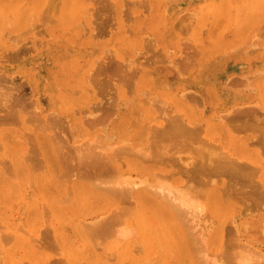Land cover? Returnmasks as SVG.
I'll return each mask as SVG.
<instances>
[{
    "label": "rangeland",
    "instance_id": "374dc122",
    "mask_svg": "<svg viewBox=\"0 0 264 264\" xmlns=\"http://www.w3.org/2000/svg\"><path fill=\"white\" fill-rule=\"evenodd\" d=\"M7 0H5V2L3 1V0H0V8L1 9H3L2 10V15H5V14H7V9L9 10V11H11V13H10V15H9V11H8V17H7V15H5L6 16V19H5V16L4 17H2V21H3V30H2V32L0 33V80H1V82H0V94L2 93V95L4 94L5 96L6 95H8L7 93L9 92V95H8V99H12L14 102H19V103H15V104H17V105H15L14 107H15V109H17L16 110V115L15 114H13V115H15L16 117H17V119H16V117L15 116H13V117H11V120H9L8 119V121H10L11 122V126L13 127H11L10 126V124H6V123H4V121L3 120H5V119H3L2 121H3V123L4 124H0V125H3L1 128L3 129H1L0 128V136L2 135V134H4V136H1L2 137V139H1V137H0V153H2V154H6L7 152H10V150H12V151H15V153L13 154L12 152V154L10 153V155H8V153L6 154V155H3V157H4V160L2 159L3 157H1V155L2 154H0V162H6V165L4 164V163H0L1 165V167L3 166V168L5 169V167L8 165V164H10V159L11 158H13V159H15V160H19V158H21V157H19L20 155H23V151H26V152H28V148L29 147H31L32 145L31 144H29L30 143V140L31 139H34L33 141L35 142H33L32 140H31V142H33L32 144H33V147L35 148L36 147V149L39 147V144H41L42 143V145H43V148H45V152H46V154L47 155H50L51 154V156H52V158L54 159V163H55V165H56V171H55V168H54V166L55 165H53V171L54 172H58V171H61V169H59V167H57V166H59V164L61 165V168L63 167L64 168V166L65 167H70L71 168V166L72 165H68V166H66V164L65 163H67L68 161L69 162H71L72 163V161H74V159L72 158L73 156H74V158H75V161H77V159H76V155L77 154H75V152L78 150V149H80V148H78V147H80L81 146V148H82V144H83V146H84V144L86 143V142H89V143H91V147H92V130L95 128V129H98V130H100L101 129V131L102 130H104L103 128H105L107 131L109 130V128H110V130H109V134H111L112 135V138L111 139H108L109 141L111 140V143H113V146H114V144L116 143V146H118V145H121V142H125L124 144H126V145H128L129 144V141L128 140H130V138L131 137H135V140L138 142H140V141H142V144H139L136 148H140V149H142V151H140V153L142 152H144V150H146L145 151V154H146V152H148V151H151V149L150 150H147V149H149V147L146 149L145 148V146L148 144V141L150 140L152 143H156V141H157V139H155V142H154V139H152V138H149V140L147 141V139L148 138H146V137H149L147 134H148V132L145 130V132H144V135H140V129H138L139 128V126H140V124L141 125H143L142 123H146V120H148V118H145V115L144 114H146V110L148 109L147 108V106L149 107V109L151 110V116L152 115H154V117L156 116V117H160L161 116V114H162V112H164V110H162L164 107H162L163 105L165 106V105H167V103L169 102H171L170 103V105H171V109L167 106V108H169V109H167L166 107L164 108L165 110H169V112L168 113H171V114H173V115H175V114H181V112L179 113V111H181L182 110V113L184 112V109H185V107H186V105L189 107V109H193V111L195 112L194 114L196 115L195 117H196V122H197V125H198V122L200 123L199 124V126H201V128H202V130H203V133H200V135H201V139L203 140V138L204 139H206L207 138V140L206 141H208V136H210L211 134V136H214V134L216 135V136H219V135H221L220 137H221V139H223V137L225 136V137H227V135H225L226 133L223 131L222 132V130L221 129H216V126H214V125H217L219 128H222V125L224 126V128L226 127L227 129H228V127H231V126H228L227 124H224V122H226V123H228V124H230L231 125V123L233 124V122H231V120H229L228 119V121L226 120H224V118L226 117V116H223L222 117V119L224 120H222V121H218V124H217V119L216 118H218V120H221V118L219 119V116L221 117L222 115H224V114H221L222 113V111L224 110L225 112H226V110L228 109L229 110V107H230V110L232 111L233 110V108L236 106V107H239V105L240 106H243V105H245L246 107H247V103H248V105H249V107L248 108H251V111H252V107H253V105H254V107L255 106H257V107H255V109H256V112H262V113H264V106H262V105H264V100H262V99H264V91H261V90H264V84H262V83H264V82H260V78H259V76L260 75H262V74H264V73H262V69H260V68H264V67H262V66H264V64H262V62H264V61H260V59L258 60L257 58H255V56H254V58H253V60H252V57H253V55H255V54H257L258 52H259V50L260 49H264V46H262V45H264V43H262V42H264V39H262V38H264V37H262V36H264V35H260L261 36V38H259V37H257V35H254V36H256V38H257V40H256V38L255 37H252V39H249V37L251 36L250 35V33L251 32H253V31H260V29H262V27H264V26H261L260 27V25H262V22H264V19H262V16H264V15H262V14H264V10H261L260 11V13H259V10H260V8H257V10H258V12H257V10H256V7H259L260 6V4H262V3H264V2H262V1H264V0H248V1H246V0H228V1H230V2H227V0H216V1H214V0H209L211 3H210V5L208 6V2H207V0H190V1H188V0H182V1H179V0H172V1H174V2H172L171 1V3H167L168 5H166V7H165V13L164 12H162L163 13V17L165 18V26H164V22L160 19V18H162L161 17V11L162 10H164V9H162L161 7H163L164 8V6H162V5H164V4H166V2H168V1H170V0H165L164 2H163V0H162V2H160V0H158V2H156V3H154V1L153 0H141V4H137V3H139V0H137V5H131L129 2L130 1H133V0H129V2H128V5H126L125 7H124V3H125V1H128V0H125V1H123V0H112V2L114 3H111V1H108L109 3H110V5L112 6L113 5V7H114V5H115V7L113 8V7H111L110 6V8H112L111 10H112V12L113 13H111V11H109L110 13H111V15H110V13H108V11H106L105 10V12L104 11H102L103 9L101 8L102 6H105V3H102V1H101V3L103 4L102 6H100L99 7V9H95V6H96V4H99L100 5V0L98 1V0H96V2H95V4L93 3L94 2V0L92 1V0H76L77 2H81L82 4H83V7H82V12L81 13H77V15H76V18H75V21H74V24H72V25H68V21H62V15H60V14H62L63 12H61L59 9H57V11L56 10H54V11H56V14L54 13V12H52L51 10H49V11H51V14L52 13H54V14H52V17H53V20H54V18H55V20H54V22H56V23H54V22H52V23H50V25H49V23H48V21H46L45 23H48V24H43V25H45V26H38V27H43V29L45 30V32L44 31H42L43 33H41L40 34V32H39V34L38 33H36V35L34 34V35H31V33H34V31L36 32V29H37V31H39L38 30V28H36L37 26H35V29L33 28V27H31V26H33L35 23L36 24H38V21L40 20V18L38 17V14H37V12L38 13H40V10H38V11H36L35 12V9L36 8H34V7H36L35 5H36V3H35V0H26V1H21L20 2V0H17V3H18V1L20 2V3H18V5H17V7L15 6L14 8L11 6V4L9 3V0H8V3L6 2ZM92 1V2H91ZM145 1V2H144ZM188 1V2H187ZM193 1H195V3L194 4H192L193 3ZM202 1V3H198V2H201ZM214 1V2H213ZM260 1V2H259ZM4 2V3H3ZM99 2V3H98ZM124 2V3H123ZM134 2H136V0L134 1ZM134 2H131V3H133V4H135ZM147 2V3H146ZM189 2H190V4L191 5H188L189 4ZM217 2V3H216ZM220 2V3H219ZM226 4H225V3ZM27 3H28V5H27ZM142 3H145L144 5H142ZM161 3H162V5H161ZM181 3V4H180ZM187 3V4H186ZM216 3V4H215ZM227 3H228V6H229V9H228V6H227ZM242 3H243V6H242ZM9 4H10V6H9ZM126 4H127V2H126ZM129 4H130V9L129 8H127V6H129ZM146 4H150L149 6L150 7H148V12H147V10L146 11H142V9H144L143 8V6L145 7L146 6V8H147V5ZM179 4L181 5V7L179 6ZM214 4L216 5L214 8H213V6H214ZM223 4V5H222ZM231 4V5H230ZM234 4V5H233ZM237 4L239 5V6H237ZM259 4V5H258ZM87 5V6H86ZM99 5H97V6H99ZM138 5H142V7H141V9L138 7ZM157 5H159L158 7H156ZM171 5V6H170ZM174 5H176L175 7H174ZM185 5V7H183ZM254 5V6H253ZM262 5H264V4H262ZM261 5V6H262ZM88 6H94V8H87ZM96 6V7H97ZM137 6V8H135ZM177 6H179V7H177ZM222 6V7H221ZM227 8H226V7ZM233 6H234V8H233ZM241 6V7H240ZM32 7V8H31ZM108 7V6H107ZM107 7H105L106 9H107ZM120 7V8H119ZM124 9V8H127L128 10H130L131 11V15H128V14H130V13H125L124 12V15L126 14V15H128V16H133V17H131L132 19H128V21H130L129 23H127L126 22V20L124 21L123 19H122V8ZM203 7V8H202ZM232 7V8H231ZM235 7H236V10H238V11H235L234 12V10H235ZM238 7H240V8H238ZM98 8V7H97ZM104 8V9H105ZM145 8V9H146ZM169 8H170V10L171 11H169V15L167 14V12H168V10H169ZM173 8H175V9H173ZM181 8V9H180ZM204 8H205V10H204ZM214 9L213 10V13L211 12V9ZM217 8H218V10H219V13H218V11H217ZM242 8V9H241ZM253 8V9H252ZM262 9H264V6H262L261 7ZM15 9V10H14ZM26 9V10H25ZM31 9H33L32 11H31V13L29 12ZM88 9V10H87ZM90 9H95V12L96 11H98V13H99V11H101L102 13V16L101 17H103V14L105 15V16H107V15H109V17L108 18H111L110 16H112V17H116L115 19H114V21L115 22H117V24L115 23L114 24V26H112V27H114V28H112L111 27V25L114 23L113 21H112V24H110L111 23V21L110 22H108V25L107 24H105L108 20H110V19H106V22L104 21V22H101L100 23V20L99 19H97L96 20V22H98V23H95V24H93V22H95L94 20L95 19H93V22H90L89 20L93 17L91 14H93V12H91L92 10H90ZM126 9V10H127ZM144 9V10H145ZM188 9L189 10H191V11H196V13H192V14H195L196 16H195V18H193V16H191V11L190 12H188L187 13V15L189 16L188 18H186L187 20H185V23H186V21L187 22H189L188 24H189V26H192L190 29L188 28H186V27H184V26H187L186 24L185 25H183V27L184 28H186V30H188L189 32H187V34H186V30H185V32H183V33H185V35L183 34V33H177V30L179 31V29H178V27H177V30H176V32H175V29H176V26H174V23L171 25V23L172 22H174L173 20H175L176 18H178L179 17V14H180V12L182 13V11L183 10H185V11H188ZM196 9V10H195ZM231 9H232V11H231ZM44 10V9H43ZM42 9H41V11L42 12H44ZM139 10H140V12H139ZM207 10V11H206ZM225 10V11H224ZM248 10V11H247ZM119 11V12H118ZM120 11H122V12H120ZM136 11H138L139 13H137ZM184 11V12H185ZM223 11V12H222ZM230 11L233 13V16H231L230 17V14L232 15V13H230ZM243 11H244V13H243ZM254 11H255V15H251V14H254ZM32 12H34V13H32ZM58 12V13H57ZM61 12V13H60ZM94 12V13H95ZM104 12V13H103ZM143 12V13H142ZM145 12H147V13H145ZM171 12V13H170ZM205 12H207V13H205ZM215 12H217V13H215ZM225 12V13H224ZM228 12H229V14H228ZM238 12H240L238 15L240 16H238L237 18H236V16H237V14L236 13H238ZM248 12V13H247ZM252 12V13H251ZM15 13V14H14ZM21 13L22 14H24L23 16H24V18H21V20H23L24 22H20L19 24H18V26L16 27L14 24H16L17 23V20H18V17H19V15L21 16ZM28 13V14H27ZM29 13H30V15H31V18H26V17H28L29 16ZM45 13V12H44ZM98 13H96V15L98 14ZM135 13V14H134ZM140 13H142V16H141V14ZM159 13H160V15H159ZM177 13H178V16H177ZM201 13L203 14V15H201ZM208 13H209V15H208ZM259 13V15H258V17L256 16L257 14ZM262 13V14H261ZM19 14V15H18ZM37 14V15H36ZM40 14H43V13H40ZM39 14V15H40ZM47 14H50V12H48ZM50 14V15H51ZM80 14V15H79ZM100 14V15H101ZM121 15V17H120V15ZM140 14V15H139ZM218 14V15H217ZM225 14V15H224ZM236 14V15H235ZM242 14V15H241ZM243 14H244V16H243ZM245 14H247V16L245 15ZM249 14V15H248ZM78 15H79V17H78ZM88 15H90V16H88ZM94 15V14H93ZM136 15V16H135ZM157 15H158V18H157ZM181 15V14H180ZM182 15H186L185 13L184 14H182ZM181 15V16H182ZM206 15V16H205ZM213 15V16H212ZM229 15V16H228ZM41 16V15H40ZM104 16V17H105ZM128 16L126 17V16H123V18L124 17H126V19L128 18ZM180 16V17H181ZM210 16H212L213 17V19H212V17L210 18ZM221 16H224V17H221ZM243 16V17H242ZM255 16V17H254ZM9 17H14V18H9ZM57 17H59V18H57ZM83 18L82 20H83V24H85L86 25V27L87 28H89V31L87 32L88 34H86V32H85V35H84V33L82 32L83 31V29H84V31H85V29H87V28H85L84 26V28H82V24H81V22H80V18ZM94 17H96V18H98L99 17V15L98 16H94ZM100 17V18H101ZM185 17V16H184ZM184 17H182L183 19H185ZM187 17V16H186ZM201 17V18H200ZM209 17V18H208ZM230 17V18H229ZM253 17V18H252ZM51 17H49V19H50ZM191 18V19H190ZM193 18V19H192ZM204 18V19H203ZM207 18H208V20H207ZM227 18V19H226ZM242 18H244V19H242ZM7 19H9L8 21V23H7ZM10 19H11V21H10ZM37 19H39L38 21H37ZM47 19H48V16H47ZM58 19V20H57ZM80 19V20H79ZM112 19V18H111ZM124 21V22H126V23H124V22H122V20ZM182 19V20H183ZM189 19L191 20V23L192 22H194V23H192V25H190V21H189ZM199 19V20H198ZM203 19V20H202ZM212 19V20H211ZM223 19V20H222ZM242 19V20H241ZM253 19V20H252ZM262 19V20H261ZM27 21V23H25L26 21ZM28 20H31L30 21V23H31V25H29V21ZM41 20H43V23H44V18H42ZM77 20L79 21V22H77ZM85 20H86V22H85ZM101 20H102V18H101ZM131 20L133 21V22H131ZM179 20H181V19H179ZM194 20V21H193ZM218 20V21H217ZM222 20V21H221ZM228 20H231L233 23H231L230 21H228ZM241 20V21H240ZM260 20H261V24H260ZM51 21V20H50ZM162 21V22H161ZM177 20H175V25L177 24V22H176ZM208 21V22H207ZM212 21V23H210V25L207 27V25L209 24V22H211ZM226 21V22H225ZM255 21V22H254ZM42 22V21H41ZM64 22V23H63ZM76 22V23H75ZM159 22V23H158ZM179 23H180V21H178ZM183 22H184V20H183ZM230 22V23H229ZM240 22V23H239ZM256 22H258V23H256ZM10 23V24H9ZM21 23H23V24H21ZM32 23H33V25H32ZM90 23H92L93 24V26L92 25H90ZM104 23V25H107V26H104V25H102ZM182 23V22H181ZM196 23H199V24H196ZM218 23V24H217ZM220 23H222V24H220ZM6 24H9V25H6ZM26 24V25H25ZM35 24V25H36ZM39 24H40V22H39ZM65 24V25H64ZM79 24H80V27H79ZM109 24H110V26H109ZM130 24H132V25H130ZM160 24V25H159ZM195 24H196V26H195ZM203 25V24H205L204 25V27H203V29H201L202 27H201V25ZM217 25V27H219V29H220V27L221 26H224V24H226L225 25V27H222L220 30L219 29H217L216 28V25ZM220 24V25H219ZM238 24H240V25H242V26H240V25H238ZM253 24H256V25H253ZM258 24H260L259 26H258ZM23 25V26H22ZM27 25L28 26H30V28L32 29L33 28V30H29L28 32H27V30H23V29H26L27 28ZM41 25V24H40ZM59 25H61V26H59ZM66 25L68 26V27H66ZM98 25H100V26H98ZM179 25H181V24H179ZM231 26V28H230V26ZM248 25V26H247ZM251 25V26H250ZM25 26V27H24ZM96 26V27H95ZM124 26V27H123ZM131 26V27H130ZM156 26V27H155ZM163 26L166 28V30H164L163 29ZM170 26H173V27H175L174 29H173V27H170ZM198 26V27H197ZM200 26V27H199ZM227 26V27H226ZM229 26V27H228ZM245 26V27H244ZM254 27V28H250V27ZM257 26L259 27V30H257ZM5 27V28H4ZM13 27H15V28H13ZM92 27V28H91ZM98 27V29L100 30V32H99V30L98 29H96ZM111 27V28H110ZM170 27V28H169ZM194 27V28H193ZM207 27V28H206ZM249 28V30L248 29H246V28ZM17 28V29H16ZM30 28H28V29H30ZM94 28H95V30H94ZM108 28V29H107ZM228 28V29H227ZM230 28V29H229ZM246 30H245V29ZM4 29H6V31H4ZM13 29H15V30H13ZM22 29V30H21ZM40 29V28H39ZM108 31V33H107V31ZM109 29H111L112 31H110ZM171 29H173V30H171ZM183 29V28H182ZM182 29H180L181 31H184V30H182ZM195 29V30H194ZM198 29V30H197ZM215 29H216V31H215ZM240 29V30H239ZM250 29H252L251 30V32H250ZM256 29V30H255ZM17 30V31H16ZM20 30H21V32H20ZM94 30V31H93ZM190 30H191V32H190ZM196 30H197V32H196ZM202 30V32H199V31H201ZM207 30V31H206ZM224 30V31H223ZM226 30H227V32H226ZM228 30H229V32H228ZM3 31H4V33H5V35H4V33H3ZM41 31V30H40ZM101 31H102V33H101ZM104 31H105V33H107V34H105L104 33ZM140 31V32H139ZM12 34H11V33ZM14 32H16V34H17V36H18V34H19V36H18V38H21V39H24V40H22V41H26L25 42V44L26 43H28V44H26L27 45V47H26V45L24 46V47H26L24 50L25 51H23V48L24 47H22L21 48V45H19V47H20V49H18L19 47H18V45H16L15 44V42L16 41H13V38L11 37V39H10V36H12L13 34H15ZM24 32H26V33H24ZM90 32H96V34H97V32H99L98 33V35L100 36L99 38L97 37L96 39H95V36H96V34H94V36H92V34L90 33ZM151 34V36H150V34ZM219 32V33H218ZM222 32V33H221ZM224 32V33H223ZM242 32V33H241ZM255 32H253V33H251L252 35L255 33ZM262 32V31H261ZM28 33V34H27ZM47 33V35L45 36V34ZM197 33V35H194V34H196ZM214 33V34H213ZM245 33H249L248 35H245ZM260 33V32H259ZM259 33H255V34H258L259 35ZM262 33H264V32H262ZM7 34H10L9 36H7ZM21 34H23V36L21 35ZM24 34H26V35H24ZM38 34V35H37ZM89 34H91V36L89 35ZM102 36H101V35ZM141 34H142V36H145L146 34L148 35L149 34V36L151 37V38H149V37H147V36H145V38L147 37L148 38V40L150 39H152L153 40V38L155 39V42H154V40L153 41H151V45H155V44H153L152 42H154V43H157L156 44V46H152V47H155L154 49H152L151 48V45L150 44H148V47L146 46L147 45V41L148 40H144L143 38L144 37H141ZM145 34V35H144ZM169 34V35H168ZM177 34H179L178 36H177ZM182 34V36L181 37H185V38H183L182 39V41H184L185 42V39H186V41L188 42V40H190L189 42H190V44L188 45V46H190L191 45V42H192V44H193V48L194 47H196V48H198V50H199V54L196 52V56L194 55L195 53H194V51H196L197 49L195 48V50L192 52V55H194V56H192V55H190V56H192L193 58L191 59L190 58V60L191 61H196V62H198V60H201V61H199L198 63L200 64L201 62H202V64H200V65H198V66H204V67H198L197 66V64L198 63H196V65L193 63V65L192 64H189L188 63V61H187V59H189L188 58V56H189V54H191V53H187L188 55L187 56H185L186 55V53L185 54H182V52L183 51H186L187 50V48H186V50L183 48V50H182V52H180V49H182L181 47H180V43L182 42L181 41V37H180V35ZM199 34V35H198ZM211 34H212V36H213V38H212V36H211ZM217 34V35H216ZM218 34L220 35V36H222V38L219 36V38H218ZM222 34V35H221ZM227 34V35H226ZM237 34V35H236ZM240 34V35H239ZM1 35H2V37H1ZM28 35V36H27ZM33 36V37H31V38H29L30 36ZM105 35V36H104ZM192 35H194V36H192ZM242 35V37H241V39H240V36ZM4 36V37H3ZM16 36V37H17ZM21 36V37H20ZM82 36V37H81ZM84 36V37H83ZM106 38H104V37ZM191 36L194 38H191ZM207 36L208 37H210V39L209 38H207ZM216 36H217V39H216ZM225 36H227L226 38H225ZM231 36V37H230ZM239 36V37H238ZM8 37H9V39L11 40V41H13L12 43L9 41V39H8ZM16 37H14V38H16ZM22 37H24V38H22ZM26 37H28V38H26ZM94 37V38H93ZM103 37V38H102ZM124 37V38H123ZM153 37V38H152ZM178 37V38H177ZM189 37V38H188ZM214 37H215V39H214ZM233 37V38H232ZM248 37V38H247ZM26 38V39H25ZM79 38V39H78ZM93 38V39H92ZM165 38H167V39H165ZM175 38V39H174ZM180 38V40H178ZM199 38H201V39H199ZM229 38V39H228ZM235 40L236 39V41L234 42L233 40ZM235 38V39H234ZM237 38H238V44H237ZM251 38V37H250ZM255 38V40L256 41H251V40H253ZM28 39V40H27ZM142 39V40H141ZM188 39V40H187ZM220 39V40H219ZM227 39H228V41H227ZM35 40V41H34ZM36 40L38 41V43H37V46L35 45V43H36ZM98 40V41H97ZM128 42H127V41ZM144 40V42H142ZM165 40H166V42H165ZM207 40V41H206ZM212 42V44L210 45L209 43H210V41ZM213 40V41H212ZM243 40H245V41H249L250 42V44H249V42L248 43H246L245 44V42H243L242 43V41ZM9 41V42H8ZM21 41V40H20ZM20 41H18V44H19V42ZM33 42V44H32V42ZM93 41V42H92ZM125 41L127 42V43H125ZM164 41V42H163ZM177 41V43H175ZM179 41H180V43H179ZM224 41H226L225 43H224ZM240 41H241V44L242 45H240L239 43H240ZM262 41V42H261ZM8 42V43H7ZM35 42V43H34ZM131 42V43H130ZM186 42V43H187ZM202 42H204V43H202ZM207 42H209V43H207ZM215 42V43H214ZM221 42V43H220ZM258 42V43H257ZM22 43V42H21ZM125 43V44H124ZM147 47V50H148V48L149 49H152V50H157L158 51V53L156 52L155 53V51H153V53L155 54V59H157L158 58V56H159V59H160V63H159V61H157V60H155V63L153 62V63H151L154 59H153V55L154 54H152V53H150L151 55H149V57H152V58H149L148 57V52H150L149 50H148V52L146 51V48H145V46L144 47H142V45L143 44ZM148 43H149V41H148ZM179 43V44H178ZM208 44V46H207V44ZM216 43H218L217 45L218 46H215L216 45ZM231 43H232V45H231ZM234 43V44H233ZM253 45H252V44ZM256 43H257V46H256ZM24 44V43H23ZM46 44H48V47H47V45ZM91 44H94V45H91ZM120 44V45H119ZM130 44V45H129ZM174 44H176V46H177V48H175V45ZM182 44V43H181ZM213 44H215V45H213ZM222 44H224L225 45V48L226 49H224V45H222ZM236 44V46H238L237 48H235V50L233 49H231L232 47H233V45H235ZM244 44L245 45H249L250 47L252 46H254L252 49L254 50V53H253V55H252V52H250V53H245V52H248V51H246L247 49H249V46H244ZM259 44H261V45H259ZM18 47V48H16V46ZM30 45H32V46H30ZM118 47H117V46ZM150 45V46H149ZM185 45V44H184ZM187 45H185L184 47H186ZM204 45H206V46H204ZM210 45V46H209ZM222 45V46H221ZM230 46L231 48H228V47H226V46ZM23 46V45H22ZM62 46H64V47H62ZM115 46H116V48H115ZM204 46V47H203ZM211 46H215L214 48H211ZM222 47V48H220V47ZM258 46H261V47H259L258 48ZM78 47V48H77ZM110 48L111 47V49L113 48V50H116V52H108L109 54L111 53V54H113V55H115V56H112V57H114V58H112L111 59V61H116V60H114V59H118L117 60V62L119 61V60H122V61H124L123 59H125V60H127L128 61V63H129V61H130V63H132L135 59H137V61L139 60V58H140V60H142V64H141V61L139 62H136V66H138V63H140L139 65V70H140V68H141V66L143 65V63L144 62H146L147 63V61H151V59H153L151 62H149V63H151L152 65H154V66H152V65H148V64H145L144 63V65L143 66H145V67H143V68H141V72H139L137 69V73H139V74H142L143 72H142V69L143 70H145L146 72H147V75H146V83H149V82H147V80L148 81H150L151 83H149V84H151V86L150 85H148V84H144L143 86H141V84H139V82H138V80H136V78H138L137 76L136 77H134V81H133V84L132 85H134V88H131V87H133V86H131V85H129V88H128V85H126V90H129V93H131V95H133V97L132 96H130L129 94L127 95V91L124 93V96H125V98H127L126 99V102H127V104L128 105H126L125 103V99H124V96H122V95H119V96H122L123 98V100H119V102H118V99H121L119 96H118V91H117V89H116V83H115V85L114 86H109V87H105V88H101V86L98 84H96V80H94V79H89L88 81L90 82V81H92V80H94V83L98 86V88L99 89H103L102 91L101 90H99L98 88H96L97 86H95V84H93L95 87H91L90 85V83H92V82H90V83H88V82H85V81H87L86 80V77L89 75V76H92L91 74L93 73L94 74V72L92 71L93 69H94V67L92 66V65H94L95 67H96V65H98L97 63L99 62V64H102V63H104V61L105 62H107L108 63V60H107V58L109 59V57H111L109 54H107V53H105L104 52V48ZM139 47V48H138ZM158 47H160V50L162 51V54H163V56H162V59H164L165 57L166 58H168L169 59V57L172 55V57H171V61H175L176 59V61L177 62H174L175 64L177 63L178 64V62H179V64H178V66L179 65H183L182 67H184V65L185 66H187V63L190 65V69H188L189 67H187V72H189L190 70L192 71V69H193V75H191L192 74V72L190 73V74H188L187 75V73L185 72V74H186V76H182V74L180 73V75L182 76V77H180V75H178L179 73H177V71H179L180 70V68L178 67V66H175V69L177 70H175V69H172L173 67H167L166 68V66H170V65H168L167 63L169 62V63H173V62H170V60H167V61H164L166 64H163V60H161V54L160 55H158L159 54V52H161L160 50H158L159 48ZM170 49V51L167 49ZM203 47V48H202ZM207 47H208V50L206 51V49H207ZM235 47V46H234ZM256 47H257V49H256ZM15 49L16 48V50H13L12 51V49ZM84 48V49H83ZM105 48V49H106ZM127 48V49H126ZM156 48H158V49H156ZM192 48V47H191ZM191 48L189 49V51L191 50ZM213 50H211V49ZM216 48V50H214ZM227 48H228V50L229 51H227L226 52V50H227ZM246 48V49H245ZM79 49V50H78ZM122 50V51H120V50ZM137 49H139V50H141V51H138ZM143 49H145V54L142 52V51H144ZM173 50V53H172V50ZM201 49H202V51H201ZM219 49V50H218ZM220 49L222 50V52H223V50H224V52L222 53V54H220V55H218L219 54V52L221 53V51H220ZM230 49H231V51H230ZM242 49V51H240ZM243 49H245L244 51H243ZM252 49H250V51L252 50ZM259 49V50H258ZM2 50V51H1ZM108 50V49H107ZM117 50H118V52H117ZM133 50H135V51H133ZM137 50V51H136ZM151 50V51H152ZM166 50H168V52L166 51ZM177 50H179V51H177ZM205 50V51H204ZM210 50V51H209ZM255 50H257V52L255 51ZM14 51H15V53H14ZM18 51H21L22 53L20 54V55H16V56H14L15 54H18L19 52ZM69 51V52H68ZM91 51V52H90ZM109 51H111L110 49H109ZM125 51V52H124ZM165 51V52H164ZM212 51V52H211ZM218 52V56L217 55H215L216 54V52ZM261 51L262 50H260V53H261ZM5 52V53H4ZM10 52V53H9ZM74 52V53H73ZM105 54H104V53ZM121 52V54H119ZM136 52H141V54L139 53H137L138 55H136V53L134 54V53ZM177 52H179L180 54H177V56H175V54L177 53ZM212 53L211 55H209L210 53ZM235 52V53H234ZM241 52H244L249 58H247L246 56H244L245 54L243 53V55H241ZM12 53H14V54H12ZM90 53H92V54H90ZM116 53V54H115ZM124 53V54H123ZM167 53V54H166ZM169 53V54H168ZM200 53H203L202 54V56L200 55ZM12 54V55H11ZM98 54H104V55H106V56H108L106 59H104V57L103 58H101V59H103L104 61L103 62H101V59H100V55H98ZM156 54H157V56H156ZM198 54V55H197ZM252 56H251V55ZM262 54H264V51H262V53H261V60H264V58H262V57H264V55H262ZM91 55H93V56H91ZM124 55V56H123ZM136 55V56H135ZM144 55H147V59H145V61L143 60V57H144ZM181 55H183V57H184V59L185 58H187V59H182V60H184V61H182V60H179L178 59V57H181L182 58V56ZM212 55H215V56H213V59H211L212 58ZM241 55V56H240ZM257 55H259V54H257ZM3 56V57H2ZM17 56H19V57H17ZM99 56V57H98ZM103 56V55H102ZM120 56V57H119ZM124 58H123V57ZM128 56H130V58L128 57ZM133 56H135V57H137V56H140V57H137V58H135V59H133L134 57ZM141 56H142V58H141ZM189 56V57H190ZM208 57V58H210V59H208V58H206V57ZM211 56V57H210ZM217 56V57H216ZM260 56V55H259ZM125 57H128L129 59H127V58H125ZM131 57H132V59H133V61H132V59H131ZM164 57V58H163ZM177 57V58H176ZM220 57H222L221 59H219ZM233 57H235V58H233ZM239 57V58H238ZM245 58V60L247 61V62H245V60H244V58ZM74 58H76V59H74ZM98 58H99V61H98ZM123 58V59H122ZM148 58H149V60H148ZM202 58H203V61H204V63H203V61H202ZM216 58V59H215ZM218 58V59H217ZM223 58H224V60H225V62H224V60H223ZM230 59V61H228L229 59ZM240 59V60H236V59ZM247 58V59H246ZM78 59V60H77ZM93 59H95V60H93ZM158 59V60H159ZM175 59V60H174ZM233 59V60H232ZM77 60V61H76ZM89 61V64L86 66L85 64H87V62ZM98 62H97V61ZM147 60V61H146ZM164 60H166V59H164ZM234 61V62H232V61ZM87 61V62H86ZM94 61V62H93ZM95 61L97 62L96 63V65H95ZM110 60H109V62H111ZM127 61H125V62H127ZM132 61V62H131ZM144 61V62H143ZM162 61V62H161ZM187 61V63H185ZM206 61H208V63H209V66H208V63H206ZM218 61L220 62V64L218 63ZM223 61V62H222ZM235 61L237 62L236 64H235ZM101 62V63H100ZM125 62H123L124 64H125ZM222 62V63H221ZM226 62H228L227 64H226ZM243 62V63H242ZM250 62H251V64H252V67L251 66H249L250 65ZM254 62V63H253ZM68 63H69V65H68ZM80 63V64H79ZM91 63V64H90ZM128 63H126V64H128ZM162 63V64H161ZM191 63V62H190ZM231 63V64H230ZM240 63V64H239ZM262 65H260V64ZM121 64H122V62H121ZM126 64L124 65V68H125V66H126ZM133 64H134V62L132 63V66H133ZM176 64V65H177ZM207 66H206V65ZM242 64H244V65H242ZM247 64V65H246ZM254 64L256 65V67L258 68V67H260L259 68V70H261L260 72L262 73H260V72H257V71H259L257 68H254ZM86 66V67H80V66ZM105 65V64H104ZM104 65H102V66H104ZM135 65V64H134ZM174 65V64H173ZM172 65V66H173ZM192 65V66H191ZM222 65L224 66V67H222ZM99 66V65H98ZM101 66V65H100ZM130 67L131 65L130 64H128L127 65V67ZM150 67V66H152V67H150V68H148V67ZM195 66V67H194ZM240 66V67H239ZM242 66V67H241ZM79 67H80V69H79ZM91 69H90V68ZM154 67V70L152 71V68ZM192 67V68H191ZM226 67V68H225ZM232 67V68H231ZM25 68V69H24ZM70 68L72 69V70H70ZM133 68V67H132ZM156 68V69H155ZM165 68V69H164ZM171 68V69H170ZM178 68V69H177ZM199 68H202V69H204V70H201V69H199ZM231 68V69H230ZM236 68V69H235ZM36 69V70H35ZM67 69H69V71L67 70ZM81 70V72H82V74H80L79 73V76H78V72L76 73L77 75H75V74H73V73H75L74 71H76V70ZM90 69V70H89ZM146 69H148V70H146ZM184 69V68H183ZM194 69H195V72L197 73H195L194 72ZM246 69V70H245ZM257 69V70H256ZM78 70V71H79ZM85 70H87V72H88V70H89V72L91 71L92 73H89L88 72V75H86V73L87 72H85ZM95 70V69H94ZM133 70H135V69H133ZM135 70V71H136ZM157 70V71H156ZM161 70H162V72H161ZM168 70V71H167ZM207 70V71H206ZM248 70H250V71H248ZM64 71V72H63ZM70 71L72 72V74H73V76L75 75V78L74 77H72V74L70 73ZM154 71H156V72H154ZM200 71V72H199ZM207 73H206V72ZM251 71H256V75L257 74H259V75H257L258 76V81H257V78H255V76H254V78L252 77L253 75H255L254 74V72L252 73ZM85 72V73H84ZM148 72H152V73H155V74H153V75H155L156 77V79L159 81L158 83L160 84V83H163V84H161V86L162 87H158L159 86V84L157 83V86L155 85V84H152L154 81L153 80H155L156 81V79H154V77H152V74H149ZM158 72V73H157ZM159 72L162 74H159ZM245 73V75H244V73ZM68 73H69V75H68ZM199 73H201V74H199ZM241 73V74H240ZM6 74V75H5ZM158 74V75H157ZM249 74V75H248ZM253 74V75H252ZM9 75V76H8ZM160 75V76H159ZM201 77H200V76ZM239 75H240V77H239ZM246 75H248V76H246ZM3 76V77H2ZM84 76V77H83ZM88 76V77H89ZM102 76V75H101ZM157 76L159 77V78H162V79H158L157 78ZM187 76H190L192 79H189V77H187ZM227 76V77H226ZM251 76V77H250ZM82 77H83V82H82ZM88 77H87V79H88ZM147 77H149L148 79H147ZM196 77H197V79L199 78V79H202L201 81H202V86H201V81L199 82L200 84H195V83H198V81H199V79L197 80L196 79ZM203 77V78H202ZM234 77H237V78H234ZM239 77V78H238ZM261 77V76H260ZM262 77H264V76H262ZM66 78V79H65ZM116 78V77H115ZM150 78H152L153 80H150ZM224 78V79H223ZM230 78V79H229ZM246 78V79H245ZM251 78H253V79H251ZM41 79V80H40ZM61 79L63 80L62 82H61ZM75 79V82L76 83H74V80ZM227 79H229L228 81H227V84L225 83L226 82V80ZM233 79V80H232ZM235 79H245L244 81L246 82V86H248L249 85V87L251 88V91H256L255 92V94L253 95V93L254 92H251V91H248V90H250V88L249 87H245V86H243V84L241 85L240 83H241V81H239V82H237ZM262 79H264V78H262ZM4 80H6V82L4 81ZM85 80V81H84ZM164 81V82H161V81ZM166 80V81H165ZM195 80V81H194ZM230 80H232V81H230ZM234 80L237 82V83H234ZM242 80V81H243ZM253 80H255L253 83H252V81ZM56 81V82H55ZM190 81V82H189ZM216 81V82H215ZM224 81V82H223ZM248 81V82H247ZM249 81H251L250 83H249ZM4 82V83H3ZM72 83V84H76L77 86H75V87H73V85L72 84H70L69 85V83ZM81 82H82V84L83 85H85V86H87V88L85 89L83 86H81L82 84H81ZM203 82H204V86L206 87V84L208 83V84H210L211 85V88H212V86H213V90H214V87H215V90L214 91H217L216 93L221 97H218L217 98V96L218 95H216V93L214 94V93H212L210 96L211 97H209V94L210 93H208V92H211V91H207L206 89H205V87L203 86ZM206 82V83H205ZM230 82V83H229ZM54 83V84H53ZM79 83H80V86H79ZM86 83V84H85ZM156 83V82H155ZM181 83V84H180ZM222 83V84H221ZM225 83V84H224ZM229 83V84H228ZM234 84V85H232V84ZM242 83H244V82H242ZM249 83V84H248ZM257 83H259V84H262V89L260 88V87H258V85L259 84H257ZM18 84V85H17ZM61 84V85H60ZM164 84H166V86L167 87H165V85ZM176 85L175 87H174V85ZM245 84V83H244ZM248 84V85H247ZM252 84V86H250ZM56 85L58 86V88L56 87ZM72 85V86H71ZM92 85V86H93ZM153 85H155L154 87H153ZM164 85V86H163ZM169 85H173V86H169ZM209 85V86H210ZM225 85H226V87H225ZM236 85H240V86H237V88H236ZM6 86V87H5ZM89 86L92 88V90H91V88H89ZM100 86V87H99ZM144 86L145 87H147V88H144ZM153 87V88H151L152 90L155 88V87H158L157 89L155 88L153 91L151 90V89H149V91H148V88H150V87ZM222 86H223V88H222ZM229 86V87H228ZM255 86V87H254ZM20 87V88H19ZM65 87V88H64ZM67 87H69V88H67ZM113 87V88H112ZM114 87H115V90H114ZM122 87H124V86H120V88H122ZM171 87V89H169ZM174 87V88H173ZM185 87V88H184ZM207 87H208V85H207ZM233 87V88H232ZM235 87V88H234ZM239 87V88H238ZM255 88V90H254V88ZM10 88V89H9ZM16 90H15V89ZM74 88V89H73ZM79 88V89H78ZM83 88V89H82ZM94 88H96V90L94 89ZM110 88V89H109ZM125 88H123V89H125ZM128 88V89H127ZM136 88V89H135ZM139 88H141V93H142V95L144 96L143 97V100H142V95L141 94H139L140 93V90H139ZM162 88V89H161ZM163 88H168L167 90H170L171 91V93H170V91H164L165 89H163ZM172 88H173V90H172ZM191 88V89H190ZM62 89V90H61ZM77 90L76 91V93H73V94H76V95H73V96H70L71 94H69V93H71V92H73L74 90ZM87 89H90L89 90V93H88V91H87ZM106 89V90H105ZM144 89H147L146 90V92H147V94H146V96H145V93H144V91L143 90ZM186 91H185V90ZM201 89V90H200ZM204 89V90H203ZM224 89V90H223ZM241 89L244 91H241ZM261 89V90H260ZM15 90V91H14ZM20 90V91H19ZM67 90V91H66ZM78 90H79V92H78ZM86 90V91H85ZM98 90V91H97ZM110 90H113L112 92L110 91ZM151 90V91H150ZM192 90V91H191ZM212 90V89H211ZM247 90V91H246ZM258 90V91H257ZM63 91V92H62ZM69 91V92H68ZM84 91V93H82ZM94 91H97L98 92V95L97 94H95L94 93ZM101 91V92H100ZM137 91V92H136ZM155 91H157V92H155ZM163 92V93H161V92ZM179 91H181V92H184V93H186V96L188 97H186L185 98V100H184V103H183V100L182 99H184V94H182L183 95V98L181 99H178V97L180 96H176V94L177 93H179L180 94V92ZM194 91V92H193ZM204 93H206V94H204ZM213 91V92H214ZM247 93H246V92ZM260 91V92H259ZM4 92H6V94L4 93ZM15 92V93H14ZM17 92V93H16ZM19 92V93H18ZM57 92V93H56ZM96 92V93H97ZM99 92L101 93V94H103V96H101L100 94H99ZM105 92V93H104ZM111 92V94H113L114 96H112V95H110L109 93ZM177 92V93H176ZM89 94V97L91 98H89L87 95ZM107 93V94H106ZM152 93V95L150 96V94ZM153 93H155V94H157L158 96H160V95H162V97L160 96V97H158L159 98V100H160V98H162L163 99V94H165L166 95V97H164V102L166 101V100H168L167 101V103L165 102V104H161L160 102H162V103H164L163 102V100L161 99L159 102H158V100H155V101H153V99H152V101L154 102V104H155V102H156V104L155 105H152L151 103H153L152 101H150V97H152L153 96ZM161 93V94H160ZM169 94L170 93V98L167 96V94ZM172 93H175V94H172ZM198 93V94H197ZM201 93H203V94H201ZM252 93V94H251ZM257 93V94H256ZM259 93V94H258ZM17 94V95H16ZM24 94V95H23ZM68 94V95H67ZM83 94H84V96H83ZM106 94V95H105ZM160 94V95H159ZM172 94V95H171ZM200 94V95H199ZM2 95H1V97H2ZM92 95H94L95 96V98H94V96H92ZM100 95V96H99ZM105 95V96H104ZM112 96V97H108L107 98V96ZM148 95V96H147ZM157 95H156V97H157ZM178 95V94H177ZM182 95L180 96V97H182ZM202 95V96H201ZM214 95H216V96H214ZM48 96V97H47ZM68 96H69V100H68ZM82 96L85 98H87L88 99V101L90 102L91 100L93 101V103L91 104V102L89 103V105L91 106H88L87 107V105H88V103H86V101L85 100H87V99H84V98H82ZM129 96L132 98L131 100L133 101V102H130L131 100L129 99ZM150 96V97H149ZM174 96V97H173ZM201 96V97H200ZM252 96L254 97L253 99H252ZM0 97V98H1ZM102 98L103 97V99H101L102 101H100V98ZM105 97H106V99H105ZM154 98V96H153V98L154 99H158V98ZM174 98V101L172 100L173 98ZM190 97H192V99H191V101H190ZM198 97V100L196 99V98ZM200 97V98H199ZM216 97V98H215ZM255 97H256V99H255ZM26 98V99H25ZM96 98H98V99H96ZM110 98V99H109ZM111 98H114L113 100H114V103H115V105H113V107L114 106H116L115 107V109H114V114H113V110H109V112L106 114V115H104V119H105V117L107 118V119H105V120H101V121H105L104 123H102L101 125H102V128L100 127V129H99V125H100V123H101V121H99L98 122V124L96 123L95 125L94 124H92V126H93V128H91V129H89V134H88V131H87V129L88 128H90V125L88 126V128L86 129L85 127H87V124H83V125H80L81 124V122L83 123V121L85 122V119H83L82 121H77V120H80V119H82L84 116L85 117H90L91 115H96V116H99V111L100 110H96L97 108L95 107V106H97V100H98V104H104V103H107L108 101L109 102H111L112 101V99ZM118 98V99H117ZM136 98H137V100H136ZM166 98V99H165ZM168 98V99H167ZM196 99V101H195V99ZM215 98V99H214ZM2 99H3V101H2ZM8 99H7V97H5L4 98V96H3V98H1L0 99V101H2L0 104H1V106H3L2 104H4L3 102H5V103H7V104H5V105H7V107L9 106H11V105H9L10 104V101H8ZM10 99V100H11ZM21 99V100H20ZM94 99H96V101L94 100ZM117 99V100H116ZM139 99H141V100H139ZM148 99H149V101L151 102V103H149V101H148ZM176 99V100H175ZM189 99V100H188ZM193 99H194V101H193ZM252 101H251V100ZM262 100V103L261 102H259L260 100ZM11 100V101H12ZM28 100H30V101H28ZM72 100V101H71ZM169 100H171V101H169ZM258 102V103H260V105H255V104H252V103H257L256 101ZM117 101V102H116ZM120 101L123 103V105H122V103L120 104ZM129 101V102H128ZM140 101V102H139ZM148 101V102H147ZM178 101H179V103H178ZM180 101H182V103L180 102ZM215 101V102H214ZM220 101H222L221 103H223V104H221V103H219L220 104V106H222L223 105V108L222 107H220V108H222L223 110L221 111V109H218V107L216 106L218 103L217 102H220ZM235 101H237V102H240V101H244L243 103H246V104H237V105H235L234 107H233V105H234V102ZM255 101V102H254ZM75 103V105H73L74 103ZM100 102V103H99ZM142 102V103H141ZM174 102V103H173ZM186 102V103H185ZM197 102H199V103H197ZM213 102H214V104H213ZM12 103V102H11ZM64 103V105H62ZM72 103V104H71ZM96 103V105H94V106H92L93 104H95ZM120 104V106L118 107V105ZM134 103V104H133ZM149 103V104H148ZM168 103V104H169ZM178 103V104H177ZM191 103H193V104H191ZM233 103V105H231L230 106V104H232ZM257 103V104H258ZM78 105V107H77V105ZM82 104V105H81ZM118 104V105H117ZM124 104H125V107H124ZM142 104H144L143 105V107H141L142 106ZM148 104V105H147ZM151 104V105H150ZM180 104V105H179ZM4 105V106H5ZM38 105V106H37ZM68 105V106H67ZM122 105V106H121ZM141 105V106H140ZM146 105V106H145ZM183 105H184V107H183ZM190 105V106H189ZM198 105V106H197ZM213 105V107H211ZM0 106V107H1ZM3 106V107H4ZM13 106V105H12ZM18 106V107H17ZM20 106V107H19ZM66 108H65V107ZM81 106H84V107H81ZM145 106V107H144ZM153 106V107H152ZM154 106H156V108L158 109V106H160L159 107V109H161V112H160V116H157L158 115V113H159V110L156 112L157 113V115L156 114H154V112H155V110H157ZM252 106V107H251ZM262 106V107H261ZM3 107H1V109L3 108ZM6 106L4 107L5 108V110H7L8 108H7ZM14 107H10V108H14ZM25 107V108H24ZM27 107V108H26ZM37 107V108H36ZM40 107V108H39ZM43 107V108H42ZM92 107L93 108H95V109H93L92 110ZM112 107V108H113ZM188 107H186V109H185V111H187V108ZM191 107V108H190ZM211 107V108H210ZM225 107H227L226 109H225ZM231 107H233L232 109H231ZM7 108V109H6ZM9 108V109H10ZM45 108V109H44ZM48 108V109H47ZM69 108V109H68ZM74 108H76V109H74ZM78 108H85L83 111H84V113H82L84 116L82 117V115H79V112H80V110L78 111ZM89 108V109H88ZM117 108H120V109H117ZM123 108V109H122ZM140 108H143L142 109V113L140 112L141 111V109ZM257 108H258V110H257ZM8 109V110H9ZM14 109V110H15ZM25 109V110H24ZM30 109V110H29ZM44 109V110H43ZM47 109V110H46ZM53 109V110H52ZM60 109V110H59ZM75 111H74V110ZM91 109V113L89 112L88 113V111ZM125 109H127V110H125ZM130 109H132L131 111H133V115L131 114V116H129L128 114H127V112H129V110ZM146 109V110H145ZM147 110V111H149L150 112V110ZM155 109V110H154ZM196 109V110H195ZM214 109V110H213ZM254 108H253V111L255 110ZM262 110V111H259V110ZM3 110V109H2ZM2 110H0V112L2 111ZM4 110V111H5ZM11 110H13V109H10V112H13V111H11ZM18 110H20V111H18ZM36 110V111H35ZM45 110L46 111H48V112H45ZM56 110V111H55ZM65 110H67V112L65 111ZM76 110H77V113H78V115H73L74 113H76ZM116 110H118L117 111V113H116ZM123 110H124V112H123ZM140 110V111H139ZM152 110H153V113H152ZM218 110V111H217ZM17 111H18V113H17ZM27 111V112H26ZM44 111V112H43ZM55 111V112H54ZM69 111V112H68ZM82 111V110H81ZM130 111V112H131ZM172 111H174V112H172ZM175 111L177 112V113H175ZM214 111V112H213ZM9 112V111H8ZM20 112H22L24 115H26V116H24V117H28V118H31V120L29 121V119L27 118L26 120H28L29 122V126L26 124L27 123V121L26 122H24L25 121V118L23 117V114H21L20 115ZM43 112V113H42ZM74 112V113H73ZM88 114H87V113ZM130 112H129V114H130ZM137 112H139V114L137 113ZM145 112V113H144ZM166 112V111H165ZM191 112V111H190ZM205 112V113H204ZM255 112V111H254ZM254 112H251V114L252 115H254L255 113ZM5 113V112H4ZM13 113H15V111L13 112ZM47 113V114H46ZM57 113V114H56ZM62 113V114H61ZM66 113H68V114H66ZM71 113V114H70ZM81 113V112H80ZM101 113V112H100ZM112 115H111V114ZM132 113V112H131ZM167 113V112H166ZM175 113V114H174ZM224 113V112H223ZM226 113H230V111L229 112H226ZM225 113V114H226ZM1 114H3V112H1ZM0 114V115H1ZM7 114H9L10 115V113H7ZM7 114H6V117H8V118H10L9 116H7ZM31 114V115H30ZM51 114V115H50ZM59 114V115H58ZM61 114V115H60ZM88 116H87V115ZM91 114V115H90ZM109 114H110V116H109ZM117 114V115H116ZM128 116H127V115ZM137 114V115H136ZM171 114H164L163 113V116H166L167 117V115H170V116H173V115H171ZM221 114V115H220ZM257 114V113H256ZM255 114V118H256V115ZM39 115V116H38ZM55 115V120H56V117H58L59 116V118H61V120L59 121V119L57 118V120H58V122L57 121H55V120H53V116ZM90 115V116H89ZM93 115V116H94ZM101 115V114H100ZM114 115V117H113V119H112V116ZM120 115V116H119ZM202 115V116H201ZM214 115V116H213ZM227 115V114H226ZM229 115V114H228ZM259 116H262V117H264V115H261V114H258ZM20 116H22L23 117V121L21 120L22 118L20 117ZM42 116V117H41ZM46 116V117H45ZM65 116H67V117H65ZM118 116V117H117ZM138 116V117H137ZM139 116L140 117H142V119H139ZM211 116H212V118H211ZM15 117V118H14ZM19 117H20V119H19ZM40 117V118H39ZM79 117H80V119H79ZM115 117H117L116 119H115ZM127 117H128V119H127ZM133 117H134V120L133 121H131L130 122V119L129 118H132L133 119ZM136 117V118H135ZM162 117V116H161ZM248 117H250L249 118V120L251 119V116L250 115H248ZM254 116H252V118H253ZM262 117H260V118H262ZM4 118V117H3ZM51 118H52V121L54 122L55 121V124H53L52 123V126L50 125V124H48V123H51L50 121H51ZM74 118H76V119H74ZM91 119L93 118V120H94V117H90ZM111 120H110V119ZM156 119V122H159L158 120L160 119ZM214 118V119H213ZM244 118V117H243ZM255 118H253V119H255ZM258 118V117H257ZM260 118H258V120L257 119H255V120H253V119H251V121L253 120V121H255V123L254 124H257L258 122H259V125L261 126H259V125H257V126H259L260 127V129L262 128V125H264V122H262V124L260 123L262 120H260ZM0 119H2V117L0 118ZM12 119H16V120H18V122L16 121H12ZM35 119V120H34ZM40 119V120H39ZM63 119V120H62ZM88 119V118H87ZM103 119V118H102ZM131 119V120H132ZM138 121H137V120ZM144 119H146V120H144ZM208 119V120H207ZM216 119V120H215ZM244 119H247V118H244ZM243 119V121H245L246 122V120H244ZM37 120V121H36ZM46 120H47V122H46ZM93 120H91V121H93ZM96 120V119H95ZM113 120H115V121H113ZM215 120V121H214ZM248 120V119H247ZM248 120V121H249ZM258 122H257V121ZM2 121H0V122H2ZM8 121H6L7 123H10V122H8ZM24 122V124L22 123V122ZM40 121V122H39ZM76 121V122H75ZM111 121V122H110ZM127 121V122H126ZM137 121V122H136ZM206 121H207V123H208V125H207V123H206ZM210 123H209V122ZM212 121V122H211ZM241 122H242V124L245 126V124H251V123H245V122H243L242 121V118H241V120H240ZM239 121V122H240ZM13 122H15V124L17 123L18 125H15ZM34 122V123H33ZM57 122V123H56ZM59 122H62L61 124L59 123ZM69 122V123H68ZM74 122V123H73ZM88 122V120H86V123ZM108 122V123H107ZM125 122V123H124ZM129 122V123H128ZM195 122V123H196ZM222 122V123H221ZM257 122V123H256ZM12 123L15 125H12ZM32 123V124H31ZM76 123V124H75ZM93 123H94V121H93ZM131 123H133L132 124V126H133V129H135V130H132V127H131V125H129V124H131ZM138 123V124H137ZM144 123V124H145ZM148 123L149 124H151L152 125V123L153 122H151V121H148ZM214 123V124H213ZM222 125H221V124ZM236 124H237V121L235 122ZM34 124H35V127H34ZM36 124H37V126H36ZM60 125V126H56V125ZM70 126H69V125ZM73 124V125H72ZM154 124V123H153ZM213 124V125H212ZM219 124H220V126H219ZM241 123H238V125H242ZM24 125H26L27 127H25ZM53 125H55V126H53ZM77 125V126H76ZM98 125V126H97ZM104 125V126H103ZM105 125L107 126V127H109V128H107V127H105ZM129 127H128V126ZM137 125V126H136ZM139 125V126H138ZM205 125H207V127L208 126H210L209 128H206L205 127ZM227 125V126H226ZM242 125V126H243ZM7 126H8V129H6L7 128ZM16 126H19V127H21L20 129H22L21 131H20V129L18 130V128L19 127H17V129H16ZM97 126V127H96ZM125 126L128 128V131H127V128H126V130L125 129H123V128H125ZM211 126H213V129H212V127ZM241 126V127H242ZM250 126V125H249ZM249 126H245V127H249ZM252 126H253V124H252ZM10 127V128H9ZM25 127V128H24ZM45 127V128H44ZM71 127H74V128H71ZM77 127V128H76ZM84 127V128H83ZM116 129H118V130H116ZM131 127V128H130ZM138 127V128H137ZM233 127V126H232ZM231 127V128H232ZM254 128L256 127V125L255 126H253ZM28 128H30V130H27ZM61 128H63V129H61ZM80 128V129H79ZM114 129L113 131H117L116 133H114L111 129ZM206 128V129H205ZM242 128H244V127H242ZM241 128V129H242ZM5 129H6V131H5ZM10 129V130H9ZM13 129H14V131H13ZM35 129H37V130H35ZM60 131H59V130ZM67 129V130H66ZM72 131H71V130ZM94 129V131H95V133H97L96 132V130ZM247 129V128H246ZM244 130L243 129V131H241V132H244L245 131V137H251V138H253L254 139V137L256 136V135H258V133H257V131L254 133L253 132V130H252V128H251V130L252 131H250L249 132V135L252 133V134H254V137H252V135L251 136H247V133H248V131L247 130ZM256 129V128H255ZM260 129H259V131H260ZM262 129H264V128H262ZM261 129V131H264V130H262ZM9 130V131H8ZM17 130V131H16ZM24 130L27 132V131H29L28 133H24V134H21L22 136H23V141H25V142H23V141H21L20 142V140L19 139H21L22 138V136H19L20 134V132H24ZM33 130V131H32ZM81 130L83 131L82 133H81ZM86 131V133H87V135H89V136H91L92 138H83V136H81V135H84V134H86L85 133V131ZM91 130V131H90ZM122 130V131H121ZM204 130L208 133V135H206V136H202V134H204ZM207 130H210V133H209V131H207ZM216 130V131H215ZM217 130H220V131H217ZM232 131V130H235V129H229V131ZM248 130H250V127L248 128ZM32 131V132H31ZM56 131V132H55ZM63 131V132H62ZM127 131V132H126ZM130 131H133V133L132 132H130ZM139 131V132H138ZM213 131H215L214 132V134H213ZM230 131V132H231ZM258 131V132H259ZM261 131H260V133H261ZM9 132V133H8ZM15 132H17V134L15 133ZM31 132V134L33 135V137H31V134H29ZM37 132V133H36ZM44 132H47L46 134H44ZM58 132V133H57ZM73 132V133H72ZM111 132V133H110ZM137 132V133H136ZM220 132H222V134H220ZM233 132V131H232ZM236 130H235V134H236ZM10 133H12V134H10ZM13 133H15L14 135H13ZM41 133V134H40ZM65 133V134H64ZM100 133V131L97 133V134H99ZM119 133H121L120 135H119ZM126 133H128V134H126ZM240 132H238L237 134H239ZM259 133V135H261ZM19 134V135H18ZM28 134V136L29 137H31V139L29 138L28 140H27V138L24 140V135L26 136ZM55 134V135H54ZM60 134V135H59ZM64 134V135H63ZM97 134H96V136H97ZM135 134L137 135V134H139V135H137V136H135ZM210 134V135H209ZM223 134H224V136H223ZM241 134V133H240ZM239 134V136L241 137V135ZM244 134V133H243ZM10 135V136H9ZM16 135H18V140L19 141H17V136ZM36 135H39V136H36ZM41 135V136H40ZM50 137V136H52V138H54L55 139V137H56V139L59 141H56L57 142V144H56V147L58 146V144L60 143V145L58 146V148L59 147H61V148H59V150H58V148H57V150L59 151V154L61 155L62 154V152L65 150V152H63V155H64V153L66 154L67 152H66V150L68 151V153H69V149L71 148L70 146H72V152H70V153H72V155L71 154H69V155H71V156H69V155H66V156H69V158H70V160L71 159H73V160H68L67 161V159H66V157H65V159H66V161L67 162H65L64 160H62V162H65L64 164L63 163H59V164H56V161H58V162H60L58 159H56V158H58V151L57 150H51V149H54V148H51V147H55L54 145H52V143L54 142V140L53 139H51V137L49 138L48 136ZM55 137H54V136ZM74 135V136H73ZM76 135V136H75ZM117 135H119V136H117ZM128 136V138H126L127 136ZM234 135V134H233ZM259 135H258V137H259ZM14 136H16V137H14ZM86 136V135H85ZM84 136V137H85ZM96 136H94V137H96ZM113 136H115V138L113 137ZM131 136V137H130ZM21 137V138H20ZM27 137V136H26ZM44 137L46 138L47 137V139H45L47 142L50 140H53V142L52 143H47L46 141H44ZM78 137H79V140H80V137H81V142H83L80 146H77L78 145V143L80 142V141H78ZM117 137H119V138H117ZM121 137L124 139L123 141L122 140H120L121 142H119L120 144H117V142L119 141L118 139H121ZM234 137H235V139L237 140V139H240L239 137H238V135L237 136H235L234 135ZM12 138H15L16 139V142H14V139H12ZM38 138L40 139V140H38ZM76 138V139H75ZM117 138V139H116ZM138 138H140V140L138 139ZM157 138V137H156ZM256 138V137H255ZM43 139V140H42ZM55 139V140H56ZM75 139V140H74ZM83 139H85V140H83ZM87 139V140H86ZM89 139H91V142L89 141ZM96 139H98V138H96ZM96 139L94 138V140L96 141ZM113 139V140H112ZM128 139V140H127ZM138 139V140H137ZM160 139V138H159ZM241 139H245V138H243V136L241 137ZM247 139V142L249 143V141L251 140V139H249V138H246ZM245 139V140H246ZM252 139V140H253ZM38 140V141H37ZM64 140V141H63ZM108 140H102V143L103 142H105L104 144H110V142L108 141ZM115 140H118V141H116L115 142ZM125 140H127L128 142H126ZM162 140V139H161ZM187 139L185 138V139H182V140H175V141H178L177 143H175V144H178L179 142H183V143H185V141H186ZM225 140H226V138H225ZM224 140V141H225ZM256 140V139H255ZM11 141V142H10ZM13 141V142H12ZM27 141H29L28 142V145H27ZM43 141V142H42ZM72 141H74L73 142V145H75V144H77V145H75L76 147H77V149H74L75 147L72 145V144H70L69 145V143H72ZM95 141H93V143L95 142ZM144 141H146V142H144ZM168 141V140H167ZM166 141V143H171L170 141H172V140H170V141H168L167 142ZM174 141V140H173ZM173 141H172V143L171 144H173ZM187 141H189L190 143H191V141L190 140H187ZM222 141V140H221ZM232 142H233V140H231ZM20 142V143H19ZM45 142H46V144H45ZM76 142H78V143H76ZM80 142V143H81ZM151 142L149 143V144H151ZM162 142V141H161ZM160 141H159V143L157 142V144H160L161 143ZM165 142V141H164ZM164 142L162 143V144H164ZM188 142V143H189ZM220 142V141H219ZM223 142V141H222ZM227 144H229L230 143V141H229V138H228V140H226L225 141ZM225 142H224V144L223 145H226V147H229V146H231V144H233V143H230V145H228L227 146V144H225ZM229 142V143H228ZM256 142H257V140H256ZM16 143V144H15ZM98 143H99V141H98ZM122 143V144H123ZM128 143V144H127ZM183 143H182V145H181V147H182V149H183ZM189 143V144H190ZM195 143H198V142H194L193 141V144L191 143V145L189 146V144H184V146L186 145V147H191V146H193V147H201V144L202 143H204L205 144V147H206V143L205 142H199V143H201L199 146H196L197 144H195ZM208 143V142H207ZM2 144V145H1ZM8 144L10 145L9 147H8ZM20 144L22 145V149L24 148V149H27V150H20ZM34 144H35V146H34ZM49 144H50V146H49ZM68 144V145H67ZM95 144V143H94ZM132 144V143H131ZM130 144V145H131ZM161 144V146L160 145H157L158 147H162L163 145ZM175 144H174V146H175ZM222 144V143H221ZM244 143L242 142V144L241 145H243ZM255 144H257L258 145V143H255ZM253 145L252 144V147H251V144H250V148H249V146H245V145H243L245 148H244V151L246 152L245 154L246 155H250V154H255V151H257V149H258V146H260V144L257 146V145ZM30 145V146H29ZM50 147V148H48V146ZM88 146H89V144H87ZM87 145H85V147L87 146ZM195 145V146H194ZM203 145V144H202ZM15 146V147H14ZM17 146H19V147H17ZM24 146V147H23ZM29 146V147H28ZM47 146V147H46ZM69 146V147H68ZM154 146H155V150H156V152H160V151H162V150H165L166 148H165V146L168 148H170V146H169V144H165L162 148L163 149H160V148H158L155 144H154ZM204 146V145H203ZM66 147V148H65ZM84 147V148H85ZM143 147V148H142ZM156 147H157V149H160V150H157L156 149ZM172 147V149H170L169 150V148H168V150H169V152H167L166 150V152L167 153H170V151L171 150H176L177 148L179 149V147H177V146H175V147H177V148H175V149H173V146H171ZM181 147H180V149H181ZM193 147H191V148H186V152L183 150H176V151H171V153L173 152V154L174 155H172V156H175V158H177V163H180L181 165H183L182 167H183V170L185 171V169H186V167L185 166H187L184 162L186 161V160H188L189 161V164H190V158L194 155L192 152H194L197 148H193ZM232 147H233V145H232ZM247 147V148H246ZM254 147H256V148H254ZM17 148V149H16ZM46 148L48 149V151L50 152V154H48L49 152L46 150ZM64 148V149H63ZM145 148V149H144ZM193 148V149H192ZM253 148V149H252ZM261 148V147H260ZM260 148L258 149V150H260ZM30 149V148H29ZM63 150V151H61V150ZM83 149V148H82ZM87 149V148H86ZM86 149H85V151H86ZM144 149V150H143ZM190 151V149H192L191 150V152H189L188 150ZM195 149V150H194ZM247 149V150H246ZM248 149H250V150H248ZM71 150V149H70ZM81 150V149H80ZM194 150V151H193ZM22 153H20V152ZM52 151V152H51ZM55 151H56V158H55ZM61 151V152H60ZM79 151V150H78ZM76 152V153H80V152ZM84 151V149L82 150V152ZM152 151H154L153 149H152ZM151 151V153L153 154V152ZM187 151L189 152V153H192L193 155L191 156V155H188V154H186L187 153ZM252 151V152H251ZM254 151V152H253ZM156 152H154V154L156 155V161H158L159 159H162L161 157L163 156V154H164V152L162 151V156H161V152H160V154L158 155V154H156ZM176 152V153H175ZM178 152H183V154L182 155H180V153H178ZM185 152V153H184ZM249 152V153H248ZM17 153H18V157H14V155L16 156L17 155ZM67 153V154H68ZM139 153V154H140ZM150 153V152H149ZM150 153V154H151ZM20 154V155H19ZM28 154L29 153H27V156H28ZM54 154V155H53ZM145 154L143 153V154H140V155H142V157L144 156L145 157ZM148 154V153H147ZM150 154H148V156H150ZM175 154H178V155H175ZM186 154V155H185ZM63 155H61V157H63L64 158V156ZM139 155V156H140ZM171 155V154H170ZM183 155L184 156H190V157H183ZM10 157V158H7V157ZM51 156H50V158H49V156H47V158H49L50 160H53V159H51ZM138 156V158H140ZM159 156V157H158ZM165 157L167 156L166 154L164 155ZM164 156H163V159H164ZM171 156V157H172ZM177 156V157H176ZM179 156H180V158H179ZM184 158V159H181L182 157ZM253 156V155H252ZM23 157L25 158L26 157V155H25V152H24V155H23ZM22 157V158H23ZM60 157V158H61ZM133 157H135V156H133ZM143 157V158H144ZM146 157H147V155H146ZM168 157H170V156H167V158ZM5 158H7V160H5ZM18 158V159H17ZM23 158V159H24ZM129 159H130V161L133 159L134 160V158H132V157H128ZM132 158V159H131ZM148 158H150V159H148ZM152 158V159H151ZM154 158V155H152V157H147L146 158V160L148 159V160H150V161H148L149 163L152 161V163L150 164L151 165V168L152 167H155V166H153V165H155V164H153V163H156V162H153V159ZM166 158V159H167ZM174 158V157H173ZM170 159V160H174V159ZM62 159V158H61ZM166 159L165 160H163L162 162H163V164H160V160H159V163L157 164L156 163V167L155 168H153V169H151L150 168V165L148 164V162L146 161V163H147V165H144V163L145 162H143L141 165L143 166V167H141V165H138V164H133V163H129V169H128V167L126 168L125 167V165H123V168H124V171H125V173H123L125 176L123 177V175L122 176H120V179L118 178V180L119 181H122V179L121 178H125V177H128V174H130V176H129V178L130 179H133V181H134V183H137L138 182V180H139V182L141 181L140 179H141V176H146V174H144V172H142L144 169H147L148 167V170H153V171H155L154 169H158L159 168V170H161V172L159 171V170H157L158 172H160V173H163L164 171V173H163V175H166L167 174V172H169L170 173V171H171V169H172V171H173V165H176V160H174L173 162H175V164H173V163H171L170 161H166ZM181 159V160H180ZM190 159V160H189ZM21 160V159H20ZM19 160V161H20ZM25 160V159H24ZM30 160V159H29ZM28 159H26V161H27V163H28V161H29ZM137 160V158L134 160V161H136ZM183 160V161H182ZM25 161V162H26ZM74 161V162H75ZM133 161V162H134ZM180 161H182V162H180ZM22 162L24 163V161H21V164H20V162H18L19 163V165H23L22 164ZM57 162V163H58ZM68 162V163H69ZM73 162V163H74ZM132 162V161H131ZM164 162H169L171 165H172V168L170 169V164L168 163V165L165 167V168H167V169H169V171L168 170H166L165 168H163V165H164ZM187 162V161H186ZM30 163V162H29ZM70 163V164H71ZM140 163H141V161H140ZM74 164H76V162L74 163ZM73 164V165H74ZM132 164V165H131ZM188 164V163H187ZM5 165V166H4ZM159 165V166H158ZM162 165V166H161ZM165 165H166V163H165ZM133 166H135V168H133ZM145 166H147L146 168H145ZM158 166V167H157ZM161 166V167H160ZM178 166H179V164H178ZM178 166H176V169H177V167ZM9 167V168H8ZM35 167H37V166H35ZM139 167H141V168H139ZM190 166H187V170H188V168H189ZM10 169V165L9 166H7L6 167V169ZM31 168V174H29L30 173V170L27 172V175L29 174V175H31V182L30 183H32V185L30 184V183H27V181H26V179L24 180V179H22L23 181H25L24 183V185H25V188L27 187V188H29V189H25L24 190V192L26 193V194H20L19 192H16L15 193V195L13 194V191H10V189H13V188H15V187H12V185H14L15 186V184L16 183H18L17 181L18 180H21V178H22V174H21V172H20V174L21 175H19L20 176V178L18 177L17 179L18 180H15L16 179V177H15V174H14V172L13 171H4V169L2 170L1 168H0V170H2V171H0V190L1 191H3L4 193H5V195L6 196H4L5 197V199H4V197L3 196H1V195H4V194H2L1 193V191H0V200L2 199L1 197H3V199H2V201H4V202H2V201H0V202H2V205L3 204H5V201H6V203L8 204V203H11V205H12V207H10L11 209H9V208H7V207H9L10 206V204H8V205H5V208H7V211H6V209L1 205V203H0V206H2L4 209H2V207H0V209H2L0 212H3V214H0V219L2 220V218L7 222V225H11L10 226V228H11V230H12V228H16L17 226H18V228L20 229H17L18 231H16V233L19 235H17V237L19 238L20 237V239H19V241H21V246L23 247V243H24V247L21 249L20 248V246L18 247L17 246V249L19 248V252H17V249L13 252V257H15V255L17 254V253H20V251L21 250H23V252L24 251H26V253L24 254L22 251V253L24 254V257H25V260H24V258H23V260L24 261H26V262H24V261H22V257H23V254L21 255L22 257L20 258L19 256H20V254H18V255H16L18 258H20V260H18L17 259V264H28L29 263V260H28V258H29V255H28V251H27V249L29 248V249H31V246H29L28 247V242H30V244H32V242H31V240H33V239H37L38 240V242L39 241H41V240H39V239H43V238H40V237H37V236H39L40 234L42 235L43 234V236H44V233H47V232H42V231H46V230H41V233L39 232V234L37 233L38 232V229H40V226H42V227H45L46 229H47V231H48V229H49V226H50V224H51V226H50V229H49V231H48V235L46 234V236H49L48 238L46 237V239L48 240V239H50L52 242L49 244L50 246H53L54 245V247H57V248H55L54 249V247H53V250H54V252L52 251H50L51 250V247L50 246H48V244L46 243V240H42L41 242H43L42 244L45 246V243H46V248L49 250V248H50V250L48 251V252H50L52 255H53V257L57 254V258H58V261H60V259H62V261H64V259L66 258V256H70V257H73V256H77V254H76V251H78V249L77 250H75V248H78L79 246V240H80V238L82 239V236H83V234H82V232H78V231H76L77 229L76 228H78V227H76V228H74L73 227V225L75 224L73 221H75L77 218H76V215H70L69 217H73V216H75L74 218H76L75 220H74V218H70L69 220H71L70 222H72V224H67V219L66 218H68L67 216V214H73V212H75V214H76V211H77V209L78 208H76L73 204H71V205H68L67 204V202H63L62 201V197H65V196H67L66 198H70L72 195H70L71 194V190H70V192H66L65 190V188H70L71 189V187L73 186V185H77V184H82L83 182H82V178L79 176V175H77V173L75 174L74 172H76V170L74 171L73 169L74 168H72V171H69V172H67V170H71L70 168H68V169H64L63 170V172H64V174L65 173H69V175H70V179H69V183H66L67 184V186L69 185H71L70 187L68 186V187H63V186H65V183H64V181L63 180H60V179H64L62 176H64L63 174L62 175H60V179H57L58 178V176H59V174H61L60 172H58V176L56 175H51V176H47V181H46V174H45V176H44V171H42V170H37L36 171V169L38 168H34V167H30ZM29 168V169H30ZM33 168L35 169L34 171H32L33 170ZM137 168V169H136ZM144 168V169H143ZM161 168V169H160ZM180 168V166L178 167V169ZM185 168V169H184ZM21 169H24L23 167H21ZM134 169V170H133ZM141 169H143L142 171H141ZM177 169V170H178ZM44 170V169H43ZM138 170V171H137ZM141 171V173H140V171ZM147 170V171H148ZM180 170V172L182 171V168L181 169H179ZM178 170V171H179ZM3 171H4V173H3ZM46 171V170H45ZM66 171V172H65ZM74 171V172H73ZM153 171H151V173L148 171V173L146 172V170H145V173H147V175L148 174H150V175H148V176H150V178L151 177H153L154 175V178L152 179H150L148 176H146L145 178L144 177H142V182H143V184H145L144 183V181H146V186L148 187V185H147V183L148 182H151L153 185H157V186H152L151 187V185L152 184H150V183H148L149 184V187L150 188H152V191L154 190V188L155 189H157L158 190V184L161 182V183H164V182H162V181H165L166 183H169L170 182V184L168 185V187H166L167 185H165V186H162V185H160V188L159 189H161V190H159V191H153V193L155 192V194L157 193V194H159V195H162V193L160 194V191L162 192V190L163 191H167L166 189L167 188H169V187H171L170 185H172V187L174 188V189H172V187H171V189L172 190H170V188H169V190L167 191V192H163V193H166V196L167 197H169L170 199L173 197L172 195L173 194H175V195H177V186L178 187H181V183H184V184H182V187L185 185V183L187 182L185 179V182H184V180H183V178L185 177L184 175V177H182V175L180 176V175H178L176 172H172L173 173V175H175V176H172L171 174L172 173H170L169 174V178L168 177H166V179L168 178V181L166 180V179H163L162 180V174L161 175H159L160 173H156V174H154L155 172H153ZM156 171V172H157ZM175 171V170H174ZM184 171H183V173H184ZM7 172V173H6ZM36 172H38V175H37V173ZM42 172H44L43 174H41ZM53 172V174H55ZM71 172V173H70ZM132 172H135V173H132ZM152 172H153V175H152ZM11 175V177H9V174ZM74 173V174H73ZM166 173V174H165ZM3 174V175H2ZM6 174V175H5ZM14 176H13V175ZM24 174H26V173H24ZM72 174V175H71ZM134 174V175H133ZM137 174V175H136ZM180 174V173H179ZM186 174V173H185ZM38 176L40 179H41V177H40V175H43V179H42V181H44V179H45V181L48 183V181H49V179H52L51 180V182H52V184H51V186H50V182L47 184V185H45V182H43V190L44 191H42V186H41V190H39V189H37V187L34 185L35 184V182L37 181V180H33V176ZM68 174H66V177L67 176H69ZM75 175H77V177L79 176L80 178H77ZM127 175V176H126ZM135 175L137 176V179H136V177H135ZM139 175H140V177H139ZM176 175H178V179H177V177H176ZM3 178H2V177ZM12 176H13V180H11L12 179ZM53 176V177H52ZM74 177V178H71V177ZM159 176H161V177H159ZM167 176H168V174H167ZM180 176V177H179ZM15 177V178H14ZM38 177H37V179H38ZM56 177V178H55ZM62 177V178H61ZM133 177V178H132ZM139 177V178H138ZM157 177V178H156ZM159 177V178H158ZM165 177H163V178H165ZM171 177H173V178H171ZM176 177V178H175ZM182 177V179H180ZM4 178H6L5 180H2V179H4ZM10 178V179H9ZM23 178H26V175L23 177ZM155 178L157 179L156 181H155ZM187 178V177H186ZM67 180H68V177L66 178ZM74 179H76V180H78L79 181V179H82L81 181H79V182H77V184L75 183V184H73L74 183V181L73 180ZM145 179V180H144ZM148 179V180H147ZM160 179H161V181H160ZM177 179V181H180V182H173V180L175 181ZM259 179H261V178H259ZM2 180V181H1ZM21 180V181H22ZM39 180V179H38ZM57 180H58V182H57ZM137 180V181H136ZM159 180V181H158ZM4 181V182H3ZM20 181V182H21ZM59 183V184H61V186L63 187V189H62V187H59L58 185H57V183ZM84 181V180H83ZM136 181V182H135ZM154 181V182H153ZM1 182H3L4 183V185L6 184V186L8 185V188L6 187V189H5V186H3V185H1ZM15 182V183H14ZM18 183V184H22V183ZM61 182V183H60ZM63 182V183H62ZM66 182V181H65ZM68 182V181H67ZM142 182H141V184H139V188H136V191H135V189H133V187L132 186H129V185H125L124 187H126L127 188V186H129V187H131L132 188V190L130 191V193L132 192V194H130L129 193V196L127 197V202L128 201H132L133 200V203H132V205H131V202H128L129 204H126L127 202L126 201H124L125 199H126V197H120V198H123L122 200L124 201V202H126L125 204H126V206L125 205H123L122 203V206H125L124 208H126V210H123V212L121 211V213L119 212V214H121V216H120V219H121V221H119V223L118 224H116V226L114 225L113 227H111V230L112 231H114V236L117 234L118 235V233H116V232H118L117 230L118 229H116V227L118 228L119 226L118 225H124V226H126V225H128V226H126V227H130L131 225V223H132V231L134 230V228H135V234H136V236L135 237H137L138 236V241H139V243H137V244H139V247L140 246H142L141 245V241L139 240V235H138V229H137V227H136V222H134L135 220H133V213L135 212V214H137L138 213V215H142V212H138V211H143V208L142 209H140V210H137V209H139L140 207L139 206H137V205H140V203H137L138 202V200L134 197V196H136V193H137V191L138 190H140V191H138V193H141V194H143V196H144V199H146V200H144L143 199V201H141V202H146V203H144V205L146 206V207H149L150 209H147L145 206H143L144 207V210H145V208H146V210L148 211V212H150V210H152L153 208H155V210L154 211H156L155 213H156V217H154L155 219H153L152 217H150L149 216V213H147L146 211H143V213H147L148 215L146 216L145 214L143 215V220H145V223L147 224V225H144V227H148V224L150 225L151 224V228H153V230H152V232L153 233H151L152 235L154 234V227L156 228V225L155 226H153L154 225V223H152V222H154V221H150L151 220V218L153 219V220H155V223H157V222H159V220H160V222L162 221V222H165L166 224L165 225H163L164 227L167 225V229H170V230H168L167 231V233H169L170 234V236H172L171 238H170V240L172 239L173 240V238H174V243H173V241H172V243L171 242H169V244L171 243V245L172 244H174V245H168V246H171L172 248H174V252L175 253H173V254H176V256L178 257V258H180V263L181 264H191L190 262L192 261V263L193 264H195V262L196 263H200L201 261V263H203V259L205 258V259H208V257H209V262L211 261V259H212V255H213V257L215 256V254H216V252H217V249L219 250V245L218 246H216V242H214V243H212V240L211 241H209V244L211 243V245H209L208 244V246H209V248L206 246V244H204V243H208V241L207 242H204V240L206 239H202V243H201V238L200 237H202V236H204V237H209V238H207V239H210L211 238V234L209 235V233H211V232H208V230H207V232H208V236H205V235H202V234H205V233H207L206 232V229H208L209 228V230H210V227H208V224L211 222V220L209 219L210 217H212L211 219H213V214H211L207 209H205V210H207L206 212H204V210L201 212L200 211V213L199 212H197V214L199 213V214H201V215H203L204 213L205 214H207V215H209V213H210V215L208 216V218L206 219L205 218V216L207 217V215H205V216H203V220H200L202 223H200V225L202 226V228L201 229H203L204 227H206V229H204V230H202V231H205L204 233L202 232L201 234H199V232H201L200 230V226H199V229L200 230H198V228L197 227H195L194 228V231L196 232V231H199V232H196V235H197V233L200 235H197L198 236V239H199V242H200V246H201V244H202V246H201V248H202V252H201V249H200V251L199 252H201V254H202V257L203 258H200L199 260L200 261H198V260H194L195 258L196 259H198L199 258V256H201L200 255V253L199 254H197V253H195V252H197L198 251V246H196V245H199V243L198 244H194L192 241H189V243L191 244V247L189 248V243L188 242H186V240H191L190 238H189V236H187L188 238H186V240H185V243H183L184 245H182V246H179L180 245V242H181V240H180V238L181 237H183L182 235H181V237L179 236V234H181V229L182 228H180L178 225H180V226H184L183 224H180V223H183V221H185V219L187 220L186 221V224L188 225V221L190 222V220H192V218H194V216H195V212L196 211H191L190 210V212L189 213H192L191 214V216H192V218H190L189 217V214L188 215H185V213L183 214L182 213V216H185L184 218L183 217H179V218H177V220L179 219L180 221H182V222H179V221H176L175 220V222H179V224L177 225L176 223H174V224H176L178 227H179V229H180V233H179V229H178V231H177V229H176V227H175V229L174 230H172V228L170 227V225H171V223L170 222H174V220L173 219H175V218H172V214L171 213H173L172 211H170L168 208L166 209L165 208V211L163 212V206L164 205H166L165 203V200H167L168 201V199L169 198H166V196L163 194V196H165L164 198H162V197H160V199H164V200H159L158 199V197L156 198V196L154 195V197L156 198V200L154 201V198H153V196L151 195V192L150 191H147V189H150V188H146V186H145V188H143V187H140V185L142 186L143 184H142ZM2 183V184H3ZM122 184L123 183H125L124 181H122L121 182ZM156 183V184H155ZM166 183H164V184H166ZM176 183V184H175ZM31 186H30V185ZM42 184V183H41ZM53 184L56 186H54V188H57V186H58V190L60 191V189L63 191H61L59 194H61V198H54V195L52 196L53 198V200H55L56 199V201L58 202L59 200L58 199H60L62 202H63V205H62V203L60 202V207H61V209L63 208V210H67V208H69V210H71L72 209V213H71V211H69V210H67L66 211V215L64 214L65 212H62L63 210H61L60 209V207H58L59 206V203L56 205V203H53L54 201H52L51 199H49L50 201H48V199L45 197V196H47L48 194L50 195V198H51V192L49 193V192H47V191H49V189H53V190H50V191H52V194H53V191H55V193H56V191L57 192H59L58 190H55L54 188H53ZM63 184V185H62ZM73 184V185H72ZM111 184H113V183H111ZM27 185V186H26ZM124 185V184H123ZM136 185V184H135ZM174 185H176V186H174ZM1 186H2V188H1ZM28 186H30V187H32L33 189L35 188V192H33V189H31L30 187H28ZM44 186H46V187H44ZM48 186V187H47ZM50 186V187H49ZM138 186V185H137ZM161 186L163 187V189L161 188ZM124 187H122V188H124ZM165 187H166V189H165ZM176 187V188H175ZM218 187H221V186H218ZM46 188V189H45ZM135 188V187H134ZM141 188H142V190H144V192H145V189H146V191H147V193L145 192V193H143V191L141 192ZM8 190V191H5V190ZM175 189H176V191H175ZM232 189V188H231ZM47 190V191H46ZM151 190V189H150ZM234 190H236V189H234ZM233 190V191H234ZM31 191V192H30ZM39 193H38V192ZM170 191V192H169ZM173 191V192H172ZM239 191V190H238ZM238 191L236 190V192L238 193ZM7 192V193H6ZM10 192V193H9ZM37 192V193H36ZM95 192V191H94ZM93 192V194L91 195H87L86 194V196H91L92 198H87L86 200H87V204H86V206H87V208L88 209H91V210H86V212L88 213V214H86L87 215V218H86V215H85V212H83V213H79L78 211H77V216H79V214H80V219L78 218L77 220L78 221H76L77 223H80L81 222V220L83 221V223L84 222H86V221H88L89 219H92V217H96L94 220L92 219V221H89V222H86V223H84V224H82V225H84V228L85 227H87L88 226V224L87 223H89V226H91V225H93V224H96V223H98L99 221H101L102 219L101 218H103V216H104V218L105 217H107V216H109L110 215V212H115V207L116 206H118L119 204H116V203H118V201L119 202H121L122 200L119 198V197H116V201H117V198L118 199H120V200H118L117 202H115V199H111V201H112V203H111V201L109 202V200L107 201V203L109 202L110 203V206H109V210H108V212L107 213H105L106 211L102 208V207H104V206H106L107 207V209H108V205H109V203L108 204H106V202H105V204H104V206H101V205H103V204H101L100 203V205H99V203H97L96 202V197H95V193ZM136 192V193H135ZM148 192H150V195H151V197H149V195H146V194H148ZM175 192V193H174ZM230 192L232 193V191H229V193L227 194V195H225V196H227V197H225L224 196V198H225V202H226V205L227 206H229V210H236V215L234 214V216H237V218H236V220H237V223L236 224H238V220H241L240 221V223L242 222H246V219H247V221H248V219H250V218H255V216L258 214V213H261V214H264V212H260V210H256L255 211V209L253 208L254 207V205L252 206V205H250L249 206V203H251L250 201H248V199H246V197H245V199L248 201V206L246 205L247 203L245 202V199L244 198H242L244 195H242L243 193L242 192H239V193H242L241 194V196L242 197H240V194L238 195L237 194V197H236V199H234L235 197L234 196H236V195H232V194H235V193H232L231 194V197H230ZM9 193V195H7ZM18 193V194H17ZM31 193V196L29 195V194ZM42 193V194H41ZM54 193V194H55ZM67 193V194H66ZM69 193V194H68ZM135 193V194H134ZM172 193V194H171ZM195 193L198 195V193H197V191L195 190ZM201 193V192H200ZM200 193H199V195H200ZM40 194V195H39ZM46 194V195H45ZM63 194V195H62ZM64 194H66L65 196H64ZM97 194V193H96ZM169 194H171V195H169ZM43 199V201H42V199H41V201L43 202H41V204H43V205H45L46 207H45V209H44V211H43V216H44V212H45V210L47 211V212H45V213H47L46 215L48 216V218H47V222H48V224H47V222H46V220L44 219V220H42L44 217H46V216H40L41 215V213L42 212H39V211H42L43 210V208H44V206H43V208L41 207V206H39V204L38 203H40L39 202V200H40V198L39 199H37V197H39V196ZM43 195H44V197H43ZM58 195V194H57ZM169 195V196H168ZM201 195H203L202 196V198H203V201L205 202V200H206V193H201ZM16 196H17V198H16ZM56 196V195H55ZM130 196H132V197H134V198H132V200L130 199ZM238 196H239V201L237 202V204L236 203H234V204H232L233 202H235L234 200H238ZM6 197H7V199H6ZM12 197H13V201L11 202V199H12ZM19 197L22 199H19ZM23 197V198H22ZM35 197H36V200H35ZM56 197H60V196H56ZM93 197H94V199H93ZM198 197V196H197ZM200 198H198L197 200H198V202L199 203H201L200 202V200L199 199H202L201 198V196H199ZM232 197H233V199H232ZM34 198V199H33ZM49 198V197H48ZM151 198H153V199H151ZM9 199V200H8ZM19 199V200H18ZM24 199V200H23ZM88 199H89V201H91V199H92V201H91V203L89 204V201H88ZM130 199V200H129ZM152 200V205H151V200ZM169 199V200H170ZM174 199H177L175 196H174ZM173 198H172V200L170 201V204H172V202H175V200H174ZM242 199H243V201H242ZM15 200H17V201H15ZM32 201V203H31V201ZM65 200H67V199H65ZM73 200V199H72ZM93 200H94V204L96 205H94V204H92V202H93ZM136 200V201H135ZM161 202V203H164L163 204V206L162 207H160L161 205V203H159V201ZM174 200V201H173ZM229 201V203H231L230 205L228 204V201ZM15 201V202H14ZM20 201V202H19ZM52 201V202H51ZM55 201V202H56ZM68 201V200H67ZM71 201V200H70ZM150 201V202H149ZM162 201H164V202H162ZM176 201H178V200H176ZM202 201V200H201ZM19 202V203H18ZM22 202V203H21ZM35 202V203H34ZM38 202V203H37ZM46 202H47V204L50 202V203H52V206L53 205H56V207L55 206H53L54 208V212H52L51 211V208H52V206H51V204L49 203V205H46ZM74 202V201H73ZM83 202V201H82ZM123 202V203H124ZM140 202V201H139ZM156 202H158L159 204L158 205H160L159 206V208L160 209H158V207H157V203ZM207 202V201H206ZM205 202V203H206ZM30 203H31V206L32 207H34L33 205H36L37 206V204H38V208L40 207L42 210H39L36 206V208L34 207L33 208V210H36V212L35 211H31L30 213L32 214L33 213V216L32 215H30L29 214V211H27V209H28V206L30 205ZM84 203H86V201H84ZM83 203V204H84ZM115 204V206H114V204ZM169 203V202H168ZM175 203H178V202H175ZM174 203V204H175ZM203 203V202H202ZM204 203V204H205ZM242 205H241V204ZM25 204V206L23 207V205ZM40 204V205H41ZM76 204H79V203H76ZM90 206H89V205ZM113 204V205H112ZM252 204H255V203H252ZM68 207H67V206ZM80 205V204H79ZM98 205L100 206V207H98ZM114 206V209L113 208H111L112 206ZM128 205H131L133 208H131L130 206H128ZM136 205V206H135ZM168 205V204H167ZM166 205V206H167ZM173 205V204H172ZM205 205H207V203L205 204ZM232 205H233V207H234V209H233V207H232ZM242 207H241V206ZM245 205V206H244ZM49 206V207H48ZM70 206V207H69ZM78 206V205H77ZM92 206V208H89V207H91ZM95 206V210H97V211H99V212H97L96 211V213H95V215H93V214H91V216H89V213H93V212H90V211H94L93 209V207ZM122 206H120V207H122ZM171 206V205H170ZM203 206V204H201V207ZM244 206V207H243ZM252 206V208H250V209H248L249 207H251ZM15 207H16V209H15ZM20 207V209H19V211H18V208ZM72 207V208H71ZM75 209H74V208ZM128 207V208H127ZM129 207L131 208V211H129ZM137 207V208H136ZM165 207V206H164ZM168 207V206H167ZM23 208V213H24V215L22 216V211L20 212V210ZM100 210H102V211H104V213H100V212H102V211H100ZM170 208V207H169ZM203 208H205V207H203ZM207 208V207H206ZM13 209H14V211H13ZM25 209V210H24ZM48 209V210H47ZM113 211H112V210ZM123 209V208H122ZM209 209V208H208ZM251 209H253L252 211H251ZM12 210V211H11ZM38 210V211H37ZM58 211V212H56L55 213V211ZM74 210V211H73ZM159 210H161V211H159ZM167 210H169V211H167ZM202 210V209H201ZM249 210V211H248ZM18 211V212H17ZM25 211V212H24ZM60 211V212H59ZM127 213H126V212ZM128 211H129V213H128ZM159 211V212H158ZM166 211H167V213H166ZM233 211V212H234ZM251 211V212H250ZM259 211V212H258ZM40 213V215H39V213ZM171 212V213H170ZM230 212V211H229ZM238 212V213H237ZM242 212H246V213H249V214H247V215H249V216H251V214H252V216L253 217H249V216H247L246 215V213L244 214V213H242ZM257 212V213H256ZM12 213V216H13V218H12V216H10V218L8 217L10 214ZM15 213V214H14ZM21 213V215H19ZM52 213V214H51ZM61 215V217L59 216V214ZM62 213H63V215H62ZM126 213V214H125ZM150 213H152L153 214V211H151ZM159 213L162 215V217H159ZM240 213V215H238ZM242 213V214H241ZM254 213H256V214H254ZM34 214H35V216H34ZM49 214V215H48ZM57 214H58V216H57ZM97 214V215H96ZM98 214H100V216L98 217ZM101 214L103 215L102 217H101ZM109 214V215H108ZM112 214V213H111ZM125 214V215H124ZM128 214V215H127ZM152 214H150V215H152ZM166 214H171V215H169V216H165ZM193 214H194V216H193ZM198 214V215H199ZM244 214V215H243ZM36 215H39V216H36ZM52 215H55V217H54V219L56 220V218L58 219V221H53V223H52V219H53V217L52 218H49V217H51ZM66 217H65V216ZM131 215V217H129ZM155 215V214H154ZM201 215H199L201 218H202V216ZM260 215V214H259ZM259 215H257L256 216V218L257 217H259ZM7 216V217H6ZM14 216H15V218H17L18 216L20 217V218H17V219H15L14 218ZM28 216H31V219H32V221L33 222H35V223H32L31 224V222L30 223H28L27 225L25 224V225H20L19 226V224H20V222H17L16 220H18L19 219V221H21L22 219H24L25 217L26 218H28ZM82 216H83V218H85V219H82ZM125 216L127 217V218H125ZM165 216V217H164ZM171 216V217H170ZM243 216H247L246 217V219H245V217H244V219L242 220L241 219V217L243 218ZM39 217H43V218H39ZM147 217H149V218H147V219H150V220H147L146 221V218ZM159 217V218H158ZM170 217V218H169ZM175 217V216H174ZM196 217V216H195ZM199 217V218H200ZM9 218V219H8ZM13 220H12V219ZM22 218V219H21ZM63 218H65L66 219V223H63V222H61V220H63ZM98 218V219H97ZM103 218V219H104ZM131 218V220H129ZM161 218H164V219H162L161 220ZM167 218H169V220H165V219H167ZM171 218H172V220H171ZM183 218V219H182ZM198 218V216L196 217V219ZM229 218V217H228ZM8 219V220H7ZM11 219V220H10ZM21 219V220H20ZM50 219H51V222H50ZM53 219V220H54ZM59 219H61V220H59ZM87 219V220H86ZM100 219V220H99ZM129 221H128V220ZM159 219V220H158ZM182 219V220H181ZM195 219V218H194ZM195 219V220H196ZM204 219H206V221L204 220ZM38 220V221H37ZM80 220V221H79ZM86 220V221H85ZM208 220H210L209 222H207ZM8 221H10L9 223H8ZM11 221H14V223L12 224L11 223ZM24 221V220H23ZM31 221V220H30ZM36 221L38 222V223H36ZM130 221H132L131 223H130ZM167 221V222H166ZM192 221H194V220H192ZM205 221V222H204ZM213 221V220H212ZM56 222H57V224H56ZM69 221H68V223H70ZM125 222V223H124ZM148 222V223H147ZM150 222V223H149ZM158 223L157 224V227L158 226H162V223ZM41 223H42V225H41ZM50 223V224H49ZM93 223V224H92ZM130 223V224H129ZM134 223V224H133ZM170 223V224H169ZM185 223V222H184ZM192 223H194V224H192ZM190 222L189 223V225L188 226H186V224H185V226H186V228L188 227V229L190 230H192V232H193V227L194 226H196V221L195 222ZM207 225H206V224ZM211 223H214V222H211ZM14 224H17V226L16 227H13L14 226ZM37 224V225H36ZM53 224H54V226H53ZM62 225V227L60 226V225ZM164 224V223H163ZM173 224V225H174ZM191 224H192V226H191ZM204 224L206 225V226H204ZM6 225V226H7ZM30 225L32 226V227H30ZM38 225H39V227H38ZM57 225V226H56ZM71 227H70V226ZM76 225V224H75ZM80 224H78V226H79ZM133 225H134V227H133ZM175 225V226H176ZM242 224H239L238 225V227H239V229H240V231H242V230H244L243 229V227L241 226ZM0 226H2V227H0V228H3V224L1 225V223H0ZM6 226H5V230H7L6 229ZM24 226V227H23ZM29 226V227H28ZM33 226H34V228H33ZM61 228H60V227ZM77 226V225H76ZM88 226V227H89ZM153 226V227H152ZM184 226V227H185ZM189 226L191 227V228H189ZM209 226H212V225H209ZM258 226V225H257ZM256 226V227H257ZM36 227H38V228H36ZM42 227H41V229H42ZM54 227H56L55 229H54ZM173 227V226H172ZM246 227V226H245ZM244 227V228H245ZM27 228V229H26ZM29 228H32L33 230H28ZM44 228V229H45ZM62 229L61 231H65L64 233L63 232H61V231H59L60 229ZM76 229V230H74V229ZM162 228V227H161ZM186 228L184 229L185 230V232H187V230H186ZM196 228H197V230H196ZM213 228H215V225H213ZM212 228V229H213ZM36 229V230H35ZM71 231H70V230ZM73 229V230H72ZM79 229H81L80 227H79ZM78 229V230H79ZM113 229H115V230H113ZM145 229V228H144ZM149 229H150V226H149ZM164 229V228H163ZM166 229V230H167ZM246 229H247V227L245 228V230L242 232V234L246 231ZM259 227H257L255 230H254V232H256V233H258L257 235L255 234L254 235V237L255 238H247V237H244L243 238V235L244 236H246V232L243 234V235H241V242L242 241H244V242H242V244L243 243H245V244H243V245H247L249 248H248V250H247V248H246V250L248 251V252H251L250 254H252V256H257L258 258H264V256H258L260 253V255H264V253H262V252H264V250H262V248H264V238H262L261 237V234H262V231H264V230H262L261 229V231H260V235H259ZM1 230V229H0ZM56 230H58L59 232H61V234H59ZM175 230H176V232H175ZM190 230V231H191ZM13 232L12 233H10V234H13V235H15L16 236V233H15V231H14V229L12 230ZM20 231H26L25 233H23V234H25V235H23V234H21L20 233ZM36 231V232H35ZM72 231H76V232H72ZM258 231V232H257ZM19 232V233H18ZM31 232V233H30ZM72 232V233H71ZM78 232V234L80 233V234H82V236L81 235H79L80 236V238H79V236H78V234H76ZM146 232V231H145ZM195 232H194V234H195ZM213 232H214V229H213ZM213 232H212V234H213ZM27 233L29 234L30 233V235H32L33 236V238H32V236H31V239H30V241H28L29 240V236L30 235H28V238L26 237V235H27ZM37 234L36 236L34 235V234ZM58 233V234H57ZM70 233V234H69ZM74 233V234H73ZM116 233V234H115ZM148 233H150V232H148ZM182 233H184V231L182 232ZM65 234V235H64ZM133 233H130L129 235L131 236ZM134 234V235H135ZM150 234V235H151ZM178 234V236H176ZM187 234V233H186ZM186 234H185V236H186ZM40 235V236H41ZM60 235H64L65 236V242L67 243V238H69L68 237V235L71 237V238H73V236L75 237V238H73V239H70V240H72L71 241V243L72 244H70V247L69 248H71L72 247V249H73V251H72V249H70L71 250V253H69V250H68V252L65 250V249H63L62 247H63V245L65 246V242H64V244H63V242H62V240L64 239H61V237H63V236H61L60 238L58 237V238H56L57 236H60ZM67 235V236H66ZM120 236H121V234H119ZM151 235V236H152ZM184 235V234H183ZM196 235H195V239H197L196 238ZM262 235H264V234H262ZM42 236V237H43ZM113 236V237H114ZM126 237L128 236V235H125ZM130 236H128L127 238L129 239V237ZM176 236V237H175ZM110 237H112V233H111V235H109L108 236V238H110ZM113 237L111 238V239H113ZM124 236H121V240L122 239H124L123 241H120L119 239H117V237H114V240L113 241H115L116 239H117V243L116 242H113V241H111L110 239H108L107 238V236L105 237V238H102V239H100V240H102V243H104L103 244V246L104 247H102V245L100 246V244H102V243H96L95 242V244H94V242H92V241H90V240H88V241H90V242H87V239H85L86 241H83V242H87V243H90L91 245H93L92 246V248L91 249H94V248H96V246H98L99 248L98 249H101L102 251H100V250H98L97 248L95 249V250H97V251H93L94 253H97V254H94V255H96V256H100V257H103V259H104V257H105V261L104 260H102V262L103 263H106L107 261L109 262L108 264H110V261L109 260H111V263L112 264H115V262H116V260L114 259V257L113 258H111L112 257V255H111V253H110V251H109V255H108V251H106L105 252V250H107V247L108 246H111L112 244H115V245H117L118 243H120V245H123L124 243H130V244H133L132 243V241H136V239H132L130 242L128 241V240H126L125 241V238H123ZM132 238H134L133 236H131ZM177 237H178V239H177ZM203 237V238H204ZM213 237V236H212ZM259 237V238H258ZM261 237V238H260ZM5 237H3V239H4ZM22 238H24V239H28V240H26V241H28L27 243H25L26 241H22L23 239ZM76 238H79L77 241H76ZM85 237H83V239H84ZM118 238H119V236H118ZM126 238V239H127ZM176 238V239H175ZM184 238V237H183ZM3 239H1V240H3ZM57 239V240H56ZM74 239H75V241H76V244H75V241H74ZM82 239V240H83ZM89 239V238H88ZM108 239V240H107ZM151 239H153V237L152 238H150V240ZM212 239V238H211ZM246 239H247V243L249 244H251V242H252V244H251V246L253 245V247L255 248V249H257L258 248V250L257 251H259V254L258 255H256V254H254V253H257L256 251H255V249L253 248V247H251L252 248V251H250V244L248 245L247 243H246ZM251 239V242H249V240ZM260 239V240H259ZM0 240V244H1V246L4 248V251L5 250H7V249H10V248H8L7 247V244L9 245V244H12V241H13V239L12 238H10V241H8V240H5V242H7V243H3L4 244V246L2 245V241ZM3 240V241H4ZM58 240H61V242H62V245H60L61 243H59L60 241H58ZM70 240L68 241L69 243H70ZM118 240H119V242H118ZM130 240V239H129ZM155 240V239H154ZM169 240V241H170ZM16 240L14 239V241H13V244L15 245V242ZM19 241H17V242H19ZM54 241V242H53ZM97 241H99V240H97ZM128 241V242H127ZM135 241H134V243H135ZM151 241H153V240H151ZM150 241V242H151ZM175 241H176V243H175ZM194 241H196V240H194ZM206 241V240H205ZM259 241V242H258ZM23 242V243H22ZM40 242V243H41ZM45 242V243H44ZM47 242H49V240L47 241ZM81 240H80V243H81V246H80V249L81 248H83V244H85L84 246H86V247H88V245H90V244H87V243H83ZM92 242V243H91ZM101 242V241H100ZM107 244H106V243ZM122 242V243H121ZM149 242V243H150ZM155 242V247H157L158 246V244H157V241L155 240L154 241ZM153 242V243H154ZM183 242V241H182ZM196 242H198V240L196 241ZM255 242H256V244H255ZM260 242H262V244H260ZM53 243H55V244H53ZM59 243V244H58ZM186 243H188L187 245H188V247H186L185 245H186ZM12 244V246L14 247V245ZM25 244H27V247L25 246ZM38 248H41L42 249V247H43V250H42V252L44 251V253H46V256H47V259H48V256H50V257H52V255L50 254V255H48L49 253L48 252H46L45 251V248H44V246H42L41 244H38L36 241H35V243H34ZM33 244V245H34ZM53 244V245H52ZM68 244V243H67ZM75 244V245H74ZM182 244V243H181ZM255 244V245H254ZM32 245V246H33ZM61 247H60V246ZM71 245H74V246H71ZM91 245L89 246V247H91ZM125 245V244H124ZM123 245V246H124ZM128 244H126L125 246H127ZM136 245V244H135ZM177 245L180 247H177ZM193 245V246H192ZM194 245L196 246V248L194 247ZM204 245V246H203ZM256 245H258V246H256ZM12 246H11V248H12ZM35 246V247H36ZM39 246H41V247H39ZM68 246V245H67ZM113 246V245H112ZM112 246L111 247H109V248H112ZM123 246H121V247H123ZM131 246V245H130ZM149 246H151V244L149 245ZM186 248H185V247ZM200 246H199V248H200ZM207 248H206V247ZM260 246H262V247H260ZM7 247V248H6ZM36 247V248H37ZM66 247V246H65ZM89 247L87 248V249H89ZM94 247V248H93ZM114 247V246H113ZM134 247V246H133ZM170 247V249L169 250H172V248ZM175 247H177L176 249H175ZM183 247H184V249H195L196 251H194V253H192V254H195V257H193L192 258V256H191V258H189V259H193V260H190V261H188L189 259H188V257L186 256L187 254H188V252H190V250L187 252V253H185L184 252V250H183ZM203 247H205L206 248V252H207V254H208V256L206 255H204V248ZM212 247V249H211V251H210V248ZM214 247V248H213ZM218 247V248H217ZM36 248L34 249V246H33V249L34 250H31V253H30V251H29V254L31 255H34V253L36 252V251H41V249L40 250H38V248H37V250H36ZM69 248H67L66 247V249H69ZM102 248H104V251H103V249ZM129 248V247H128ZM138 248V245H137V247H135V248H133L134 250H132V251H135L136 249ZM152 248V247H151ZM151 248H149L150 249V251H152L151 250ZM167 248V247H166ZM217 248V249H216ZM259 248H261V249H259ZM28 249V250H29ZM61 249V250H60ZM155 249V248H154ZM215 249V250H214ZM254 249V250H253ZM56 250V251H55ZM57 250H58V252H57ZM59 250L60 251H62V252H59ZM168 250V251H169ZM35 251V252H34ZM64 251V252H63ZM138 250H136V252H137ZM181 251V252H180ZM184 253H183V252ZM193 251V250H192ZM209 251V252H208ZM215 251V252H214ZM245 251V250H244ZM247 251H245L246 253H248ZM254 251V252H253ZM34 252V253H33ZM107 255H104V253ZM136 252L134 253V257H137V255H135L136 254ZM154 252V251H153ZM210 252H211V255H210ZM14 253H16V254H14ZM39 252H37L36 254H35V256L38 254ZM43 253V254H44ZM60 253V254H59ZM69 253V254H68ZM131 253V252H130ZM157 253V252H156ZM155 253V254H156ZM159 253V252H158ZM166 253H169V254H172V251L170 252H166ZM165 253V254H166ZM179 253V254H178ZM191 253V252H190ZM213 253V254H212ZM215 253V254H214ZM65 255V256H63V255ZM68 254V255H67ZM73 254V255H72ZM137 254H138V252H137ZM154 254V253H153ZM185 255V257H187V258H185L184 257V255ZM192 254H190V255H192ZM217 254H218V252H217ZM28 255V256H27ZM60 255L61 256H63V258H61L60 257ZM84 255V254H83ZM159 255H161V254H159ZM158 255V257L160 258L161 256H159ZM181 255H182V258H181ZM190 255H188V256H190ZM28 258H27V257ZM35 256H33V258H36ZM38 256V255H37ZM140 256V255H139ZM138 256V257H139ZM157 255H155V257H156ZM175 256V257H176ZM194 256V255H193ZM196 256H198V257H196ZM254 256V257H255ZM16 257V258H17ZM107 257H109L110 259H107ZM154 257V256H153ZM172 257V259H173V256H170V258ZM176 257V258H177ZM80 258H83V256H80L79 258L77 257V259H76V261L75 262H77V260H79ZM158 258V259H159ZM166 258L167 257H165V260H166ZM185 258V259H184ZM256 258V257H255ZM260 258V259H261ZM51 259V263H52V258H49L48 260H50ZM83 259H86V258H83ZM106 259H107V261H106ZM112 259H113V261H112ZM152 259L153 258H151L150 259V261H152ZM158 259H156L155 260V258L153 259V262H150V263H152V264H158V262H157V260ZM188 259V260H187ZM202 259V260H201ZM260 259H259V262H260ZM53 260H57L56 259V256L54 257V259ZM87 260V259H86ZM86 260H83V263L86 261ZM100 260H101V258H100ZM155 260V261H154ZM160 260V259H159ZM165 260H163V262H162V264L165 262ZM184 260H185V262L187 261V263H185L184 262ZM255 260V259H254ZM258 259H256V261H257ZM262 260V259H261ZM170 261H172V260H170ZM19 262V263H18ZM54 262H56V261H54ZM169 262V261H168ZM173 262V261H172ZM206 260H204V263L203 264H206ZM47 263V262H46ZM50 263V262H49ZM48 263V264H49ZM149 262L147 263V264H150ZM175 263V261L173 262V264ZM180 263H178V264H180ZM198 263V264H199ZM56 264V263H55ZM107 264V263H106ZM127 264V263H126ZM166 264V263H165ZM168 264H171V263H168ZM207 264H209L208 262H207ZM226 264H229V263H227L226 262Z\"/></svg>",
    "mask_w": 264,
    "mask_h": 264
},
{
    "label": "bare ground",
    "instance_id": "6f19581e",
    "mask_svg": "<svg viewBox=\"0 0 264 264\" xmlns=\"http://www.w3.org/2000/svg\"><path fill=\"white\" fill-rule=\"evenodd\" d=\"M3 1L5 2V0H3ZM21 1H26V0H20V2H21ZM85 1H86V0H85ZM89 1H90V0H89ZM92 1H93V0H92ZM92 1H91V2H92ZM98 1H99V0H98ZM101 1H102V0L99 1V2H100V5H99V4H96V6H97V5H99V6H97L98 8L95 6V9H96V10L99 9V7L103 5L102 3H105V6H102V7H101V8L103 9L102 11L105 12V10H106V11H108V13H110L109 11H111V13H113V12H112L113 9L110 8L111 5H110V3L108 2V1H111V3H113L112 0H103L102 3H101ZM123 1H125V0H123ZM134 1H135V0L129 2V0H128V1H125V3L123 2V3H124V7H125L126 5H128V2H129L131 5H133V6H134V5H137V4H141V0H139V3H137V0H136V2H134ZM146 1H147V0H146ZM153 1H154V3L158 2V0H153ZM164 1H165V0H163V2H164ZM167 1H168V0H167ZM171 1H172V0L166 2V4L162 5L163 2H162V0H160V2H162L161 5L164 6V8L161 7L162 9H164V10L161 11V14H162L161 17H162V18H160V19H161L162 21H163V20L165 21V18L163 17L164 15H163L162 12L165 11V7H166V5H168L169 3H171ZM174 1H175V0H174ZM174 1H172V2H174ZM179 1H182V0H179ZM188 1H190V0H188ZM188 1H187V2H188ZM199 1H200V0H199ZM202 1H203V0H202ZM202 1H201V2H198V3H202ZM204 1H205V0H204ZM210 1H211V0H210ZM210 1L207 0V2L209 3L208 6H209L210 3H211ZM214 1H216V0H214ZM214 1H213V2H214ZM221 1H222V0H221ZM223 1H224V0H223ZM223 1H222V2H223ZM243 1H244V0H243ZM246 1H248V0H246ZM4 2H3V3H4ZM6 2L8 3V0H7ZM20 2L18 1V3H20ZM95 2H96V0H94L93 3L95 4ZM99 2H98V3H99ZM126 2H127V4H126ZM131 2H134L135 4H133V3H131ZM144 2H145V1H144ZM147 2H148V1H147ZM147 2H146V3H147ZM175 2H176V1H175ZM182 2H183V1H182ZM227 2H230V1L227 0ZM244 2H245V1H244ZM259 2H260V1H259ZM262 2H264V1H262ZM9 3L11 4V6H12L13 8H14L15 6L17 7V5H18L17 0H9ZM35 3H36V5H35L36 7H34V8H36V9H35V12L38 11V10H40V13H43V14H40V13L37 12L38 17H39V18L41 17V18H40V20L37 19V21L39 20V21H38V24L35 23L36 25H35V24L33 25V23H32L33 26H31V27H33V28L35 29V26H37L36 28H38L39 31H37V29H36V32L34 31V33H31V35H34V34L36 35V33L39 34V32H40V34H41V33H43L42 31L45 32V30L43 29V27H38V26H45V25H43V24H48L49 22H50V23L54 22L55 18H54V20H53L52 14H54V13L56 14L57 9H59L61 12H63L62 14H60V15H62V17H61V18H62V21H64V20H65V21H68V25H72V24H74V21H75V18H76L77 13H81V12H82V7H83V4H82L81 2H77L76 0H35ZM96 3H97V2H96ZM136 3H137V4H136ZM167 3H168V4H167ZM194 3H195V1H193L192 4H194ZM216 3H217V2H216ZM216 3H215V4H216ZM219 3H220V2H219ZM224 3H225V2H224ZM10 4H9V6H10ZM113 4H114V3H113ZM130 4H129V6H127V8H129V9H130ZM144 4H145V3H142V5H144ZM180 4H181V3H180ZM180 4H179V6L181 7ZM186 4H187V3H186ZM195 4H196V3H195ZM211 4H212V3H211ZM215 4H214L213 8L216 6ZM225 4H226V3H225ZM262 4H264V3H262ZM262 4H260L259 7H256V10H257V8H260L259 13H260L261 10H264V9L261 8L262 6H264V5H262ZM27 5H28V3H27ZM142 5H138V7L141 9ZM146 5H147V8H146V6H145V7L143 6V8H144V9L146 8V9H145V10L142 9V11H146V10H147V12H148V10H149L148 7H150L151 5H150V4H146ZM149 5H150V6H149ZM188 5H191L190 2H189ZM222 5H223V4H222ZM230 5H231V4H230ZM233 5H234V4H233ZM258 5H259V4H258ZM261 5H262V6H261ZM11 6H10V7H11ZM86 6H87V5H86ZM107 6H108V7H107ZM140 6H141V7H140ZM155 6H156V5H155ZM158 6H159V5H157L156 7H158ZM170 6H171V5H170ZM175 6H176V5H174V7H175ZM179 6H177V7H179ZM227 6H228V3H227ZM237 6H239V5L237 4ZM242 6H243V3H242ZM253 6H254V5H253ZM91 7H92V6H91ZM91 7L88 6L87 8H91ZM105 7H107V9H106ZM111 7H113V5H112ZM114 7H115V5H114ZM114 7H113V8H114ZM183 7H185V5H184ZM221 7H222V6H221ZM225 7H226V6H225ZM240 7H241V6H240ZM240 7H238V8H240ZM31 8H32V7H31ZM92 8H94V6H93ZM104 8H105V9H104ZM119 8H120V7H119ZM121 8H122V7H121ZM127 8H124V9L122 8V11H123V12L120 11V12L123 13L122 15H123V16H126V17H127L128 15H131V11L128 10ZM135 8H137V6H136ZM175 8H176V7H175ZM175 8H173V9H175ZM202 8H203V7H202ZM213 8L211 9V12H212V13H213V10H214ZM226 8H227V7H226ZM231 8H232V7H231ZM233 8H234V6H233ZM41 9H42V10L44 9L43 11H44L45 13L42 12ZM53 9L56 10V11H54ZM95 9H93V10L90 9V10H92L91 12H93V11L95 12ZM111 9H112V10H111ZM126 9H127V10H126ZM180 9H181V8H180ZM228 9H229V6H228ZM241 9H242V8H241ZM252 9H253V8H252ZM2 10H3V9L0 8V33H1L2 30H3V28H2V27H3V24H2V23H3L4 20L2 21V17H4L5 15H7V14H8V11H9V10L7 9V14L2 15V13H3ZM14 10H15V9H14ZM25 10H26V9H25ZM32 10H33V9H31L29 12L31 13ZM49 10H51V11L53 10L52 12H54V13L51 14V11H49ZM87 10H88V9H87ZM195 10H196V9H195ZM204 10H205V8H204ZM219 10H220V9H219ZM219 10H218V8H217L218 13H219ZM125 11H126V12H125ZM169 11H171L170 8H169L167 14L169 13ZM184 11H185V10H183L182 13L180 12V14L182 15V14L185 13L186 15H182V16H181V15L179 14V17L175 19V20H177V21H176V22H177L176 25H175V20H173L174 22L171 23V25L174 23V26H176L175 32H176L177 27H178L179 31L177 30V33H178V32H179V33H180V32L183 33V32H185V30H186L187 27H188L189 29L192 27V26H189V24H188L189 22H187L188 20L186 19V18H188V17L190 16L189 14H188V15H189V16H188L187 13L190 12L191 10L188 9V11H185V12H184ZM206 11H207V10H206ZM224 11H225V10H224ZM231 11H232V9H231ZM231 11H230V13H232ZM235 11H238V10H236V7H235L234 12H235ZM247 11H248V10H247ZM48 12H50L51 15H50V14H47ZM61 12H60V13H61ZM94 12H93L94 15L91 14L93 17L89 20L90 22H93V19H95V20H94L95 22H93V24L98 23V22H96L97 19L100 20V23H101V22H104V21L106 22V19H110V20H108L105 24L108 25V22H110V21H111L110 24H112V21H113L114 23L111 25V27L114 26L115 23L117 24V22L114 21V19H115L116 17H115V18L112 17L113 15L110 16V17L112 18V19H111V18H108L109 15L105 16V15L103 14V17H101V16H102V14H101L102 12H101V11H99V13H98V11H96L95 13H94ZM104 12H103V13H104ZM118 12H119V11H118ZM124 12H125V13L128 12V13H130V14L127 13L128 15H126V14L124 15ZM136 12L139 13L140 10H139V12H138V11H136ZM147 12H145V13H147ZM193 12L196 13V11H191L190 14H191V16H193V18H195L196 15H195V14H192ZM222 12H223V11H222ZM234 12H233V13H234ZM257 12H258V10H257ZM10 13H11V11H9V15H10ZM30 13H29V16L26 17V18H28V19L31 18ZM32 13H34V12H32ZM57 13H58V12H57ZM96 13H98V14L96 15ZM111 13H110V15H111ZM142 13H143V12H142ZM142 13H140L141 16H142ZM164 13H165V12H164ZM170 13H171V12H170ZM205 13H207V12H205ZM215 13H217V12H215ZM224 13H225V12H224ZM233 13H232V15L230 14V17L233 16ZM239 13H240V12L236 13V14H237L236 18L240 15ZM243 13H244V11H243ZM247 13H248V12H247ZM251 13H252V12H251ZM259 13L256 15L257 17H258V15H259ZM11 14H12V13H11ZM14 14H15V13H14ZM27 14H28V13H27ZM37 14H36V15H37ZM39 14H40L41 16H40ZM100 14H101V15H100ZM134 14H135V13H134ZM140 14H139V15H140ZM219 14H220V13H219ZM228 14H229V12H228ZM236 14H235V15H236ZM238 14H239V15H238ZM261 14H262V13H261ZM18 15H19V14H18ZM23 15H24V14H22V13H21V16L19 15L18 20H17V23L14 24L16 27L18 26V24H19L21 21L24 22L23 20H21V18H24ZM79 15H80V14H79ZM79 15H78V17H79ZM98 15H99L98 18L94 17V16H98ZM119 15H120V14H119ZM159 15H160V13H159ZM168 15H169V14H168ZM201 15H203V14L201 13ZM208 15H209V13H208ZM217 15H218V14H217ZM224 15H225V14H224ZM241 15H242V14H241ZM245 15L247 16V14H245ZM248 15H249V14H248ZM251 15H255V11H254V14H251ZM262 15H264V14H262ZM47 16H48V19H47ZM88 16H90V15H88ZM104 16H105V17H104ZM123 16H122V19H123L124 21L126 20V22L128 21L129 18L132 19L131 17H133V16H131V17L128 16V18L126 19V17L123 18ZM135 16H136V15H135ZM177 16H178V13H177ZM180 16H181V17H180ZM184 16H185V17H184ZM186 16H187V17H186ZM191 16H190V17H191ZM205 16H206V15H205ZM212 16H213V15H212ZM212 16H210V18H211ZM228 16H229V15H228ZM243 16H244V14H243ZM243 16H242V17H243ZM7 17H8V15H7ZM49 17H51V18L49 19ZM100 17L102 18V20H101ZM120 17H121V15H120ZM182 17H184L185 19H183ZM221 17H224V16H221ZM230 17H229V18H230ZM239 17H240V16H239ZM254 17H255V16H254ZM9 18H14V17H9ZM42 18H44V23H43V20H41ZM57 18H59V17H57ZM105 18H106V19H105ZM157 18H158V15H157ZM193 18H192V19H193ZM200 18H201V17H200ZM208 18H209V17H208ZM208 18H207V20H208ZM252 18H253V17H252ZM5 19H6V16H5ZM31 19H32V18H31ZM80 19H81V20H80ZM80 19H79V20H80V22H81V24H82V25H81L82 28H84V27L87 28L86 25L83 24V23H84V22H83L84 19H83L82 17H81ZM82 19H83V20H82ZM122 19H121V20H122ZM179 19H181V20H179ZM182 19L184 20V22H183ZM190 19H191V18H190ZM190 19H189V21H190V25H192V23H194V22L191 23V20H190ZM203 19H204V18H203ZM203 19H202V20H203ZM212 19H213V17H212ZM212 19H211V20H212ZM226 19H227V18H226ZM242 19H244V18H242ZM242 19H241V20H242ZM262 19H264V16H262ZM262 19H261V20H262ZM8 20H9V19L6 20L7 23L9 22ZM50 20H51V21H50ZM57 20H58V19H57ZM123 20H122V22H124ZM132 20H133V19H132ZM132 20H131V22H133ZM185 20H187V21H186L187 24L185 23ZM198 20H199V19H198ZM222 20H223V19H222ZM222 20H221V21H222ZM241 20H240V21H241ZM252 20H253V19H252ZM261 20H260V24H261ZM10 21H11V19H10ZM25 21H26V20H25ZM28 21H29V22H28L29 25H31V23H30L31 20H28ZM41 21H42V22H41ZM46 21H48V23H45ZM97 21H98V20H97ZM162 21H161V22H162ZM164 21H163V22H164ZM178 21H180V23H179ZM193 21H194V20H193ZM217 21H218V20H217ZM228 21H230L231 23H233L231 20H228ZM39 22H40L41 25L39 24ZM77 22H79V21L77 20ZM82 22H83V23H82ZM85 22H86V20H85ZM126 22H124V23H126ZM129 22H130V21H128L127 23H129ZM181 22H182V23H181ZM207 22H208V21H207ZM225 22H226V21H225ZM230 22H229V23H230ZM254 22H255V21H254ZM25 23H27V21H26ZM50 23H49V25H50ZM54 23H56V22H54ZM63 23H64V22H63ZM75 23H76V22H75ZM158 23H159V22H158ZM210 23H212V21L209 22V24L207 25V27L210 25ZM239 23H240V22H239ZM256 23H258V22H256ZM9 24H10V23H9ZM9 24H6V25H9ZM21 24H23V23H21ZM93 24L90 23V25H92V26H93ZM110 24H109V26H110ZM179 24H181V25H179ZM185 24L187 25V26H184V27H186V28L183 27V25H185ZM196 24H199V23H196ZM196 24H195V26H196ZM217 24H218V23H217ZM220 24H222V23H220ZM220 24H219V25H220ZM260 24H258V26H259ZM25 25H26V24H25ZM64 25H65V24H64ZM95 25H96V24H95ZM102 25H104V23H103ZM107 25H104V26H107ZM130 25H132V24H130ZM159 25H160V24H159ZM200 25H201V24H200ZM204 25H205V24L201 25V27H202L201 29H203ZM215 25H216V24H215ZM225 25H226V24H224V26H221L220 29H221L222 27H225ZM238 25H240V24H238ZM253 25H256V24H253ZM9 26H10V25H9ZM22 26H23V25H22ZM59 26H61V25H59ZM83 26H84V27H83ZM98 26H100V25H98ZM164 26H165V22H164ZM164 26H163V29L166 30V28H165ZM229 26H230V25H229ZM229 26H228V27H229ZM231 26H232V25H231ZM231 26H230V28H231ZM240 26H242V25H240ZM247 26H248V25H247ZM250 26H251V25H250ZM258 26H257V30H259V27H258ZM261 26H264V22H262V25H260V27H261ZM24 27H25V26H24ZM66 27H68V26L66 25ZM79 27H80V24H79ZM95 27H96V26H95ZM111 27H110V28H111ZM123 27H124V26H123ZM130 27H131V26H130ZM155 27H156V26H155ZM170 27H173V26H170ZM170 27H169V28H170ZM197 27H198V26H197ZM199 27H200V26H199ZM207 27H206V28H207ZM226 27H227V26H226ZM244 27H245V26H244ZM4 28H5V27H4ZM13 28H15V27H13ZM28 28H30V26L27 25V28H26V29H23V30H27V32H28L29 30H33V28H32V29H31V28L28 29ZM39 28H40V29H39ZM91 28H92V27H91ZM112 28H114V27H112ZM174 28H175V27H173V29H174ZM182 28H183V29H182ZM188 28H187V29H188ZM193 28H194V27H193ZM216 28L219 29V27H217V25H216ZM230 28H229V29H230ZM250 28H254V27L252 26V27H250ZM16 29H17V28H16ZM96 29H98V27H97ZM107 29H108V28H107ZM114 29H115V28H114ZM173 29H171V30H173ZM180 29H182V30H184V31H181ZM220 29H219V30H220ZM227 29H228V28H227ZM244 29H245V28H244ZM246 29L249 30L248 27H247ZM246 29H245V30H246ZM13 30H15V29H13ZM21 30H22V29H21ZM21 30H20V32H21ZM40 30H41V31H40ZM94 30H95V28H94ZM94 30H93V31H94ZM98 30H99V29H98ZM105 30H106V29H105ZM109 30L112 31L111 29H109ZM194 30H195V29H194ZM197 30H198V29H197ZM197 30H196V32H197ZM239 30H240V29H239ZM251 30H252V29H250V32H251ZM255 30H256V29H255ZM4 31H6V29H4ZM4 31H3V33H4ZM16 31H17V30H16ZM88 31H89V28L85 29V31H84V29H83L82 32H83L84 35H85V32H86V34H88V33H87ZM106 31H107V30H106ZM206 31H207V30H206ZM215 31H216V29H215ZM217 31H218V30H217ZM217 31H216V32H217ZM220 31H221V30H220ZM223 31H224V30H223ZM252 31H253V30H252ZM261 31L264 32V27H262V29H260V31H256V32L253 31V32H255V33H259V32H260L259 35H258V34H255V33L252 35L251 33H253V32H251V33H250V35H251L250 37H251V38L249 37V39H252V37H255V38H256V36H254V35H257V37H259L261 34L264 35V33H262ZM29 32H30V31H29ZM99 32H100V30H99ZM99 32H97V34H96V32H90V33H91V34L93 33L92 36H94V34H96V36H95V39H96L97 37H98V38L100 37V36L98 35ZM139 32H140V31H139ZM187 32H189V31L186 30V34H187ZM190 32H191V30H190ZM199 32H202V30L199 31ZM226 32H227V30H226ZM228 32H229V30H228ZM10 33H11V32H10ZM14 33H15V34H13L12 36H10V39H11V37H12V38H13V41H16L15 44L18 45V47H19V45H21V48H22V47H24L26 44H28V43L25 44L26 41H22V40H24V39L18 38L19 34H18V36H17L16 32H14ZM24 33H26V32H24ZM101 33H102V31H101ZM104 33H105V31H104ZM107 33H108V31H107ZM107 33H105V34H107ZM148 33H149V32H148ZM218 33H219V32H218ZM221 33H222V32H221ZM223 33H224V32H223ZM229 33H230V32H229ZM241 33H242V32H241ZM11 34H12V33H11ZM27 34H28V33H27ZM38 34H37V35H38ZM40 34H39V35H40ZM91 34H89V35L91 36ZM149 34H150V33H149ZM149 34H148V35H147V34H146V35L144 34V35L147 36V37H149V38H151V37H150L151 34H150V36H149ZM183 34L185 35V33H183ZM213 34H214V33H213ZM248 34H249V33H248ZM248 34L245 33V35H248ZM4 35H5V33H4ZM9 35H10V34H7V36H9ZM21 35L23 36V34H21ZM24 35H26V34H24ZM46 35H47V33L45 34V36H46ZM100 35H101V34H100ZM102 35H103V34H102ZM102 35H101V36H102ZM107 35H108V34H107ZM168 35H169V34H168ZM178 35H179V34H177V36H178ZM194 35H197V33L194 34ZM194 35H192V36H194ZM198 35H199V34H198ZM216 35H217V34H216ZM221 35H222V34H221ZM226 35H227V34H226ZM236 35H237V34H236ZM239 35H240V34H239ZM262 35H261V36H262ZM16 36H17V37H16ZM27 36H28V35H27ZM29 36H30V35H29ZM85 36H86V35H85ZM92 36H91V37H92ZM104 36H105V35H104ZM104 36H103V37H104ZM145 36H142V34H141V37H144V38H143L144 40L147 38V37L145 38ZM181 36H182V34L180 35V37H181ZM192 36H191V38H193ZM211 36H212V34H211ZM211 36H210V37H211ZM219 36H220V35L218 34V38H219ZM222 36H223V35H222ZM222 36H220V37L222 38ZM261 36H260L259 38H261ZM1 37H2V35H1ZM3 37H4V36H3ZM14 37H16V38H14ZM20 37H21V36H20ZM31 37H33V36H30L29 38H31ZM81 37H82V36H81ZM83 37H84V36H83ZM103 37H102V38H103ZM210 37L207 36V38H209V39H210ZM226 37H227V36H225V38H226ZM230 37H231V36H230ZM238 37H239V36H238ZM241 37H242V35L240 36V39H241ZM262 37H264V36H262ZM22 38H24V37H22ZM26 38H28V37H26ZM26 38H25V39H26ZM93 38H94V37H93ZM93 38H92V39H93ZM104 38H105V37H104ZM123 38H124V37H123ZM152 38H153V37H152ZM177 38H178V37H177ZM183 38H185V37H181V41H182ZM188 38H189V37H188ZM194 38H195V37H194ZM194 38H193V39H194ZM212 38H213V36H212ZM232 38H233V37H232ZM232 38H231V39H232ZM247 38H248V37H247ZM255 38H254L253 40H251V41H256L257 38H256V40H255ZM0 39H1V38H0ZM8 39H9V37H8ZM10 39H9V41L12 43L13 41H11L12 39H11V40H10ZM78 39H79V38H78ZM105 39H106V38H105ZM165 39H167V38H165ZM174 39H175V38H174ZM199 39H201V38H199ZM214 39H215V37H214ZM216 39H217V36H216ZM228 39H229V38H228ZM228 39H227V41H228ZM234 39H235V38H234ZM262 39H264V38H262ZM20 40H21V41H20ZM27 40H28V39H27ZM141 40H142V39H141ZM144 40H143L142 42H144ZM146 40H148V38H147ZM153 40H154V42H155V39H154V38H153ZM153 40H152V39H151V40L149 39V40H148L149 43H148V41H147V45H146V46L148 47V44L151 45V41H153ZM178 40H180V38H179ZM183 40H184V39H183ZM187 40H188V39H187ZM219 40H220V39H219ZM232 40H233V39H232ZM9 41H8V42H9ZM18 41H20L19 44H18ZM34 41H35V40H34ZM38 41H39V40H38ZM38 41L36 40V43L34 42L36 46H37ZM97 41H98V40H97ZM126 41H127V40H126ZM126 41H125V43L128 42V41H127V42H126ZM189 41H190V40H188V42H187L186 39H185V42H184V41L181 42L182 44L180 43V41H179L180 44L178 43V44L180 45V47L182 48V49H180V52H182L183 48H184L185 50H186V48H187L186 51H183V52H182V54H185V53H186L185 56H187L189 53H191V54H189V56L192 55V52H193V51L195 50V48H196V47L193 48V44H192V42H191V45L188 46V45L190 44ZM206 41H207V40H206ZM209 41H210V40H209ZM212 41H213V40H212ZM233 41L235 42L236 39L233 40ZM249 41H250V40H249ZM249 41H245V40H243L242 43L245 42V44H246V43H248ZM8 42H7V43H8ZM21 42H22V43H21ZM31 42H32V41H31ZM39 42H40V41H39ZM92 42H93V41H92ZM154 42H152V43L155 44V45H151V48H152V49L155 48V47H152V46H156V44H157V43H154ZM163 42H164V41H163ZM165 42H166V40H165ZM186 42H187V43H186ZM225 42H226V41H224V43H225ZM261 42H262V41H261ZM23 43H24V44H23ZM125 43H124V44H125ZM130 43H131V42H130ZM144 43H145V42H144ZM175 43H177V41H176ZM202 43H204V42H202ZM207 43H209V42H207ZM207 43H206V44H207ZM214 43H215V42H214ZM220 43H221V42H220ZM226 43H227V42H226ZM257 43H258V42H257ZM257 43H256V46H257ZM262 43H264V42H262ZM32 44H33V42H32ZM142 44H143V43H142ZM184 44H185V45L188 44V45H187L186 47H184V46H185ZM209 44L211 45L212 42L210 41ZM217 44H218V43H216V45H215V44H213V45L218 46ZM233 44H234V43H233ZM237 44H238V38H237ZM239 44L242 45V44H241V41H240ZM245 44H244V46H249V45H245ZM249 44H250V42H249ZM251 44H252V43H251ZM253 44H254V43H253ZM253 44H252V45H253ZM0 45H1V44H0ZM16 45H15V46H16ZM22 45H23V46H22ZM46 45H47V47H48V44H46ZM91 45H94V44H91ZM119 45H120V44H119ZM129 45H130V44H129ZM150 45H149V46H150ZM174 45H175V48H177L176 44H174ZM210 45H209V46H210ZM222 45H224V44H222ZM222 45H221V46H222ZM231 45H232V43H231ZM231 45H230V46H231ZM259 45H261V44H259ZM30 46H32V45H30ZM116 46H117V45H116ZM116 46H115V48H116ZM144 46H145V45L143 44L142 47H144ZM146 46H145L146 51H147V52H148V50L150 51V52H148V54H147L148 57H149V55H151L150 53L154 54L153 51H155V50H152V49H149V48H148V50H147V47H146ZM204 46H206V45H204ZM204 46H203V47H204ZM207 46H208V44H207ZM215 46H214V47H215ZM230 46L228 45V46H226V47L231 48L232 46H231V47H230ZM234 46H235V47H234ZM238 46H239V45H238ZM238 46H236V44H235V45H233V47H232L231 49H232V50H233V49L235 50V48H237ZM262 46H264V45H262ZM18 47L16 46V48H18ZM26 47H27V45H26ZM26 47L23 48V51H25L24 49H25ZM62 47H64V46H62ZM117 47H118V46H117ZM191 47H192V48H191ZM203 47H202V48H203ZM214 47L211 46V48H214ZM219 47H220V46H219ZM253 47H254V46H253ZM253 47H252V46H251V47L249 46V49L246 50V51H248V52H245V53L247 54V53L252 52V55H253V53H254V50H253V49L255 48V47H254V48H253ZM259 47H261V46H258V48H259ZM16 48H15V49L13 48L12 51H13V50H16ZM77 48H78V47H77ZM105 48H106V47H105ZM105 48H104L103 50H104V52L106 51L105 53H107V54H109L108 52H111V53H112L113 51L116 52V50H113L114 47H113L112 49H111V47H110V48L108 47V48H106V49H105ZM115 48H114V49H115ZM138 48H139V47H138ZM158 48H159V49H158ZM158 48H156V49L160 50V47H158ZM166 48H167V47H166ZM190 48H191V50L189 51ZM211 48H210V49H211ZM220 48H222V47H220ZM228 48H227L226 52L229 51ZM252 48H253V49H252ZM18 49H20V47H19ZM26 49H27V48H26ZM83 49H84V48H83ZM107 49H108V50H107ZM109 49H110L111 51H109ZM126 49H127V48H126ZM167 49H168V48H167ZM196 49H197V50L194 51V53H195L194 55H195V56H196V52H197V53L199 52L198 48H196ZM224 49H226V48H225V45H224ZM231 49H230V51H231ZM245 49H246V48H245ZM245 49H243V51H244ZM250 49H252V50L250 51ZM256 49H257V47H256ZM78 50H79V49H78ZM119 50H120V49H119ZM137 50H138V51H141V50H139V49H137ZM137 50H136V51H137ZM143 50H144V51H142V52L145 54L146 51H145V49H143ZM151 50H152V51H151ZM168 50L170 51V49H168ZM168 50H166V51L168 52ZM171 50H172V49H171ZM207 50H208V47H207L206 51H207ZM211 50H212V49H211ZM214 50H216V48H215ZM218 50H219V49H218ZM258 50H259V49H258ZM260 50L264 51V49H260ZM260 50H259V52L257 53V54H259L260 56L254 53L255 55H253L252 60H253V58H254V56H255V58H257V59L259 58L261 62L264 61V60H261V53H262V51H261V53H260ZM1 51H2V50H1ZM107 51H108V52H107ZM120 51H122V50H120ZM133 51H135V50H133ZM160 51H161V50H160ZM177 51H179V50H177ZM191 51H192V52H191ZM201 51H202V49H201ZM204 51H205V50H204ZM209 51H210V50H209ZM212 51H213V50H212ZM212 51H211V52H212ZM220 51H221V53L219 52V54H218V52L215 51V52H216L215 55H217V54L220 55V54H222V53L224 52V50H223V52H222L221 49H220ZM240 51H242V49H241ZM255 51L257 52V50H255ZM18 52H19V53H18V54H15L14 56H16V55H20V54L22 53L21 51H18ZM68 52H69V51H68ZM90 52H91V51H90ZM104 52H103V53H104ZM117 52H118V50H117ZM124 52H125V51H124ZM156 52L158 53L157 50L155 51V53H156ZM164 52H165V51H164ZM4 53H5V52H4ZM9 53H10V52H9ZM14 53H15V51H14ZM14 53H12V54H14ZM73 53H74V52H73ZM105 53H104V54H105ZM111 53H110V54H111ZM133 53H134V52H133ZM135 53H136V52H135ZM135 53H134V54H135ZM137 53H138V54H139V53L141 54V52H137ZM137 53H136V55H138ZM172 53H173V50H172ZM187 53H188V54H187ZM209 53H210V52H209ZM234 53H235V52H234ZM243 53H244V52H241V55H243ZM245 53H244V54H245ZM12 54H11V55H12ZM90 54H92V53H90ZM104 54H101V55L98 54V55H100V59L103 58V57H104V59H106V58L110 55V54H109L108 56H106L107 54H106V55H104ZM113 54H114V53H113ZM113 54L110 55L111 57H109V59L107 58L108 63L105 62L103 59H101V62L104 61V63L99 64V62H98V61H99V58H98V61L96 60L98 63L95 61V65H96V63H97L99 66L96 65V67H95L94 65H92V66L94 67V69H95V70H94V69L92 70V71L94 72V74H93L91 71L89 72V70L91 69V68L89 67L90 69L88 70V72H89V73H92V74H91L92 76H89L87 70H85V72H87L86 75H88L89 77L87 76V77H88V79H87V77H86V80H87V81H85V80H84V81H85V82H88V83L92 82V83H90V84H91L90 86H91L92 88L95 87V86H97L98 84L101 86V88H105V87H109V86H111L112 84H113L112 86H114L115 83H116V85H117V86H116V89H117V91H118V96H119V95L124 96V93L127 91V95L129 94L130 96L133 97V95H131V93H129V90H126L125 87H126V85H128V88H129V85H131V86H133V87H131V88H134V85H132V84H133V81L135 80L134 77H136V76L138 77V78H136V80H138V82H139V84H141V86H143L144 84H145V85L148 84V85L151 86V84H149V83H151V82L147 80V82H149V83H146V80H145V79H146L147 72H146L145 70H143V69H142V72H143L142 74H139V73H137V72H138V71L141 72V68H143V67L146 66V65L143 66L144 63H145V64H148V63L151 62L153 59H154V60H153L151 63H153V62L155 63V60L159 61V63H160L159 56H158L157 59H155V58H154V57H155V54H154L153 56L151 55V56L153 57V59H151V61H150L149 58H152V57H149V58H148L149 61L146 60V61H147V63H146V62H144V61H145V59H147V58H146L147 55H144V57H143V60H144L143 62H144V63H143V65L141 66V68H140V70H139L138 67L140 66V65H139L140 63H138V66H136V65H137L136 62H138V61L140 62V61H141V64H142V60H140V58H139V60L137 61V59H138L137 57H140V56H137V57H135L136 55L133 56V57H134L133 59L137 58V59H135L134 61H133V59H132V57H131L132 61H133L134 64H135V65L133 64V66H132V63H133V62L131 61L132 63H130V61H129V63H128L127 60L123 59V58H124V57H123L124 55L122 56V57H123L122 59H123L124 61L119 60V61L117 62V60H118L117 58L114 59V60H116V61H111V59L114 58V57H112V56H115V55H113ZM115 54H116V53H115ZM119 54H121V52H120ZM123 54H124V53H123ZM160 54H161V55H160ZM163 54H164V53H163ZM163 54H162V51H161V52H159L158 55L161 56L160 58H161V60H163V64H166V63L168 62L167 60H170V59H171L172 55L169 57V59L166 58V57H165V58L163 57L164 59H166V60H164V59H162ZM166 54H167V53H166ZM168 54H169V53H168ZM177 54H180V53L177 52V53L175 54V56H177ZM198 54H199V53H198ZM198 54H197V55H198ZM202 54H203V53H200L201 56H202ZM211 54H212V53H210L209 55H211ZM246 54H245L244 56H246L247 58H249V57L247 56L248 54H247V55H246ZM102 55H103V56H102ZM194 55H192V56H194ZM215 55H212V58H211V59H213V56H215ZM218 55H217V56H218ZM241 55H240V56H241ZM250 55H251V54H250ZM252 55H251V56H252ZM262 55H264V54H262ZM91 56H93V55H91ZM156 56H157V54H156ZM181 56H182V58H181V57H178V59L180 58L179 60L184 59L183 55H181ZM189 56H188L189 59L185 58V59H187V61H188L189 64H192V65H193V63H194V64L196 65V63H198L199 61H201V60H198V62H196V61H197V60H196V61L193 62V61L190 60V58L192 59L193 57H192V56L189 57ZM217 56H216V57H217ZM2 57H3V56H2ZM17 57H19V56H17ZM98 57H99V56H98ZM105 57H106V58H105ZM119 57H120V56H119ZM128 57L130 58V56H128ZM128 57H125V58L129 59ZM205 57H206V56H205ZM210 57H211V56H210ZM141 58H142V56H141ZM144 58H145V59H144ZM176 58H177V57H176ZM206 58H208V57H206ZM218 58H219V57H218ZM218 58H217V59H218ZM221 58H222V57H220L219 59H221ZM233 58H235V57H233ZM238 58H239V57H238ZM238 58H237L236 60H240V59H241V58H240V59H238ZM243 58H244V57H243ZM247 58H246V59H247ZM262 58H264V57H262ZM74 59H76V58H74ZM158 59H159V60H158ZM185 59H184V60H185ZM208 59H210V58H208ZM215 59H216V58H215ZM228 59H229V58H228ZM259 59H258V60H259ZM77 60H78V59H77ZM77 60H76V61H77ZM93 60H95V59H93ZM109 60H110L111 62H109ZM129 60H130V59H129ZM174 60H175V59H174ZM176 60H177V59H176ZM176 60H175V61H171V60H170V62H173V63H169V62H168L167 64H168V65L171 64V65H170V66H166V68H167V67H168V68H169V67H173L172 69H175V66H178V64H179V62H178V64L176 63L177 65L174 63V62H177ZM184 60H182V61H184ZM223 60H224V58H223ZM232 60H233V59H232ZM232 60H231V61H232ZM244 60H245V58H244ZM87 61H88V60H87ZM87 61H86V62H87ZM89 61H90V60H89ZM89 61L87 62V64H85L86 66L89 64ZM125 61H127V62H125ZM164 61H167V62L165 63ZM187 61H186L185 63H187ZM202 61H203V58H202ZM228 61H230V59H229ZM240 61H241V60H240ZM253 61H254V60H253ZM93 62H94V61H93ZM101 62H100V63H101ZM121 62H122V64H121ZM123 62H125V64L128 63V64H130L131 66H130V67H129V66L127 67L128 64H126V66H125V68H124V65H125V64H124ZM161 62H162V61H161ZM190 62H191V63H190ZM192 62H193V63H192ZM195 62H196V63H195ZM222 62H223V61H222ZM222 62H221V63H222ZM224 62H225V60H224ZM232 62H234V61H232ZM245 62H247V61L245 60ZM151 63H149L148 65H152ZM188 63H187V66L184 65V67H182V66H183L182 64L179 65L178 67L180 68V70L177 71V70L175 69V70L177 71V73L180 72V73L182 74V76L185 74V72L187 73V75L190 74V73L193 71V69H192V71H191V70L189 71L190 73L187 72V71H188V70H187V67H189L188 69H190V65H189ZM203 63H204V61H203ZM206 63H208V61H206ZM218 63L220 64L219 61H218ZM227 63H228V62H226V64H227ZM236 63H237V62L235 61V64H236ZM242 63H243V62H242ZM253 63H254V62H253ZM79 64H80V63H79ZM90 64H91V63H90ZM104 64H105V65H104ZM161 64H162V63H161ZM173 64H174V65H173ZM200 64H202V62H201ZM200 64L198 63L197 66L200 65ZM230 64H231V63H230ZM239 64H240V63H239ZM259 64H260V63H259ZM262 64H264V62H262ZM68 65H69V63H68ZM100 65H101V66H100ZM102 65H104V66H102ZM172 65H173V66H172ZM192 65H191V66H192ZM202 65H203V64H202ZM202 65H201V66H198V67H204V66H202ZM205 65H206V64H205ZM227 65H228V64H227ZM242 65H244V64H242ZM246 65H247V64H246ZM260 65H261V64H260ZM86 66H83V65H82V66H80V67L82 68V67H86ZM152 66H154V65H152ZM152 66H150V67H152ZM206 66H207V65H206ZM208 66H209V63H208ZM249 66L252 67L251 62H250V65H249ZM261 66H262V65H261ZM261 66H260V67H261ZM80 67H79V69H80ZM132 67H133V68H132ZM147 67H148V66H147ZM150 67H148V68H150ZM194 67H195V66H194ZM222 67H224V66L222 65ZM239 67H240V66H239ZM241 67H242V66H241ZM260 67L257 68L256 65L254 64V68H257L258 70H259ZM262 67H264V66H262ZM183 68H184V69H183ZM191 68H192V67H191ZM225 68H226V67H225ZM231 68H232V67H231ZM231 68H230V69H231ZM24 69H25V68H24ZM79 69H78V70H79ZM133 69H135V70L137 69L138 71H137V70L135 71V70H133ZM150 69H151V68H150ZM155 69H156V68H155ZM164 69H165V68H164ZM170 69H171V68H170ZM177 69H178V68H177ZM199 69L204 70V69H202V68H199ZM235 69H236V68H235ZM257 69H256V70H257ZM260 69H262V73H264V68H260ZM35 70H36V69H35ZM67 70L69 71V69H67ZM70 70H72V69L70 68ZM78 70L74 71L75 73H73V74H75V75L78 74V76H79V73L82 74L81 70H79V71H78ZM146 70H148V69H146ZM153 70H154V67L152 68V71H153ZM245 70H246V69H245ZM156 71H157V70H156ZM156 71H154V72H156ZM167 71H168V70H167ZM206 71H207V70H206ZM206 71H205V72H206ZM248 71H250V70H248ZM260 71H261V70H259V71H257V72H260ZM63 72H64V71H63ZM77 72H78V73H77ZM85 72H84V73H85ZM161 72H162V70H161ZM194 72H195V69H194ZM196 72H197V71H196ZM196 72H195V73H196ZM199 72H200V71H199ZM251 72L253 73L254 71H251ZM70 73L72 74L71 71H70ZM76 73H77V74H76ZM148 73H149V74H152V77H154V79H156V78H155V77H156V76H155V75H156L155 73H152V72H148ZM157 73H158V72H157ZM180 73H179L178 75H180ZM183 73H184V74H183ZM206 73H207V72H206ZM243 73H244V72H243ZM245 73H246V72H245ZM245 73H244V75H245ZM260 73H261V72H260ZM262 73H261V74H262ZM73 74H72V77L75 78V75L73 76ZM153 74H155V75H153ZM159 74H161V73L159 72ZM193 74H194V73L192 72L191 75H193ZM196 74H197V73H196ZM199 74H201V73H199ZM240 74H241V73H240ZM254 74H255V75L252 74V75H253L252 77L254 78V76H255V78H257V81H258L259 79H258V76H257V75H259V74L256 75V71L254 72ZM5 75H6V74H5ZM68 75H69V73H68ZM82 75H83V74H82ZM101 75H102V76H101ZM157 75H158V74H157ZM161 75H162V74H161ZM248 75H249V74H248ZM248 75H246V76H248ZM8 76H9V75H8ZM159 76H160V75H159ZM182 76L180 75V77H182ZM184 76H186V74H185ZM199 76H200V75H199ZM260 76H261V77H260ZM260 76H259V78H260V82H264V79H262V78H264V77H262V76H264V74H262V75H260ZM2 77H3V76H2ZM83 77H84V76H83ZM83 77H82V82H83ZM115 77H116V78H115ZM187 77H189V79H192L190 76H187ZM200 77H201V76H200ZM200 77H199V78H200ZM226 77H227V76H226ZM239 77H240V75H239ZM239 77H238V78H239ZM250 77H251V76H250ZM148 78H149V77H147V79H148ZM157 78H158V79H162V78H159L158 76H157ZM199 78H198V79H199ZM202 78H203V77H202ZM234 78H237V77H234ZM240 78H241V77H240ZM253 78H251V79H253ZM65 79H66V78H65ZM75 79H76V78H75ZM75 79L73 80L74 83H76V82H75ZM89 79H90V80H91V79L96 80V84H97V85L94 83V80H92V81L89 82V81H88ZM196 79H197V77H196ZM198 79H197V80H198ZM223 79H224V78H223ZM229 79H230V78H229ZM229 79L226 80V82H225L226 84H227V81H228ZM245 79H246V78H245ZM245 79H244V80H245ZM40 80H41V79H40ZM150 80H153V79L150 78ZM201 80H202V79H199L198 83H195V84L198 85V84L201 83V86H202V81H203V80H202V81H201ZM232 80H233V79H232ZM232 80H230V81H232ZM235 80H236L237 82L241 81L240 84H241V85L243 84V86H245L246 88L249 87L248 84L251 82V81H249V83L247 84L248 86H246V82H245L243 79H240V80H239V79H235ZM235 80H234V83H237ZM238 80H239V81H238ZM242 80H243V81H242ZM4 81L6 82V80H4ZM62 81H63V80L61 79V82H62ZM153 81H154V82H153L152 84H155V85L157 86V83H158L160 80L158 81V80L156 79V81H155V80H153ZM165 81H166V80H165ZM194 81H195V80H194ZM200 81H201V82H200ZM254 81H255V80H253L252 83H253ZM0 82H1V80H0ZM55 82H56V81H55ZM82 82H81V84H82ZM155 82H156V83H155ZM161 82H164V81L162 80ZM189 82H190V81H189ZM199 82H200V83H199ZM215 82H216V81H215ZM223 82H224V81H223ZM242 82H244L245 84L242 83ZM247 82H248V81H247ZM258 82H259V81H258ZM3 83H4V82H3ZM72 83H73V82H72ZM72 83L70 82L69 85L72 84ZM205 83H206V82H205ZM225 83H224V84H225ZM229 83H230V82H229ZM229 83H228V84H229ZM53 84H54V83H53ZM85 84H86V83H85ZM93 84H95V86H94ZM158 84H159V83H158ZM161 84H163V83H160L158 87H162ZM180 84H181V83H180ZM221 84H222V83H221ZM231 84H232V83H231ZM253 84H254V83H253ZM257 84H259V83H257ZM262 84H264V83H262ZM262 84H259V85H258V87H260L261 89H262ZM17 85H18V84H17ZM60 85H61V84H60ZM72 85H73V87L77 86L76 84H72ZM72 85H71V86H72ZM92 85H93V86H92ZM155 85H153V87H154ZM164 85H165V87H167L166 84H164ZM164 85H163V86H164ZM173 85H174V84H173ZM173 85H169V86H173ZM207 85H208V87H207ZM209 85H210V84L207 83V84H206V87H205V86H204V82H203V86L205 87V89H206L207 91H211V92H208V93H210V94H209V97H211V96H212L211 94H212V93L215 94L217 91H214V90H215V87H214V90H213V86H212V88H211V85H210V86H209ZM232 85H234V84H232ZM79 86H80V83H79ZM81 86L84 87L85 85L82 84ZM90 86H89V88H91ZM100 86H99V87H100ZM120 86H124V87L120 88ZM150 86H149V87H150ZM175 86H176V85H174V87H175ZM234 86H235V85H234ZM237 86H240V85H236V88H237ZM250 86H252V84H251ZM5 87H6V86H5ZM56 87L58 88L57 85H56ZM153 87L148 88V91H149V89H151V88H153ZM158 87H155V88L157 89ZM174 87H173V88H174ZM225 87H226V85H225ZM228 87H229V86H228ZM254 87H255V86H254ZM254 87H253V88H254ZM19 88H20V87H19ZM64 88H65V87H64ZM67 88H69V87H67ZM84 88L86 89L87 86H85ZM92 88H91V90H92ZM96 88H98V86H97ZM96 88H94V89L96 90ZM112 88H113V87H112ZM123 88H125V89H123ZM128 88H127V89H128ZM144 88H147V87L144 86ZM155 88H154V89H155ZM173 88H172V90H173ZM184 88H185V87H184ZM222 88H223V86H222ZM232 88H233V87H232ZM234 88H235V87H234ZM238 88H239V87H238ZM249 88H250V87H249ZM251 88H252V87H251ZM251 88H250V90H248V91H251ZM9 89H10V88H9ZM14 89H15V88H14ZM73 89H74V88H73ZM78 89H79V88H78ZM82 89H83V88H82ZM98 89H99V88H98ZM109 89H110V88H109ZM135 89H136V88H135ZM154 89H153V90H154ZM161 89H162V88H161ZM163 89H165L164 91H170V90H167L168 88H167V89H166V88H163ZM169 89H171V87H170ZM190 89H191V88H190ZM211 89H212V90H211ZM261 89H260V90H261ZM15 90H16V89H15ZM15 90H14V91H15ZM61 90H62V89H61ZM89 90H90V89H87L88 93H89ZM99 90L102 91L103 89H99ZM105 90H106V89H105ZM114 90H115V87H114ZM125 90H126V91H125ZM139 90H140V93H139V94L142 95V93H141V88H139ZM142 90H143V89H142ZM146 90H147V89H144V90H143L144 93H145V96H146V94H147V92H148V91L146 92ZM151 90H152V89H151ZM151 90H150V91H151ZM153 90H152V91H153ZM184 90H185V89H184ZM200 90H201V89H200ZM203 90H204V89H203ZM223 90H224V89H223ZM254 90H255V88H254ZM19 91H20V90H19ZM66 91H67V90H66ZM76 91H77V90L75 89L73 92L69 93V94H71L70 96L76 95V94H73V93H76ZM85 91H86V90H85ZM97 91H98V90H97ZM97 91H94V93L98 95V92H97ZM101 91H100V92H101ZM110 91L112 92L113 90H110ZM185 91H186V90H185ZM191 91H192V90H191ZM213 91H214V92H213ZM241 91H243V90L241 89ZM246 91H247V90H246ZM246 91H245V92H246ZM257 91H258V90H257ZM261 91H264V90H261ZM62 92H63V91H62ZM68 92H69V91H68ZM78 92H79V90H78ZM96 92H97V93H96ZM100 92H99V94H100L101 96H103V94H101ZM102 92H103V91H102ZM111 92H110L109 94L112 95V96H114V95H113L114 93L111 94ZM113 92H114V91H113ZM136 92H137V91H136ZM155 92H157V91H155ZM160 92H161V91H160ZM179 92H180V94L176 92V93L178 94V95L176 94V96L178 97L179 95L181 96L182 94H184V99H182V98H183V95H182V97H180V96L178 97V99L181 98V99L183 100V103H184L185 98H186L189 94L186 96V93L181 92V91H179ZM193 92H194V91H193ZM202 92H203V91H202ZM243 92H244V91H243ZM251 92H254V93H253V95H254L256 91H251ZM259 92H260V91H259ZM2 93H3V92H2ZM2 93L0 94V97H1ZM4 93L6 94V92H4ZM14 93H15V92H14ZM16 93H17V92H16ZM18 93H19V92H18ZM56 93H57V92H56ZM79 93H80V92H79ZM82 93H84V91H83ZM88 93H87V94H88ZM104 93H105V92H104ZM161 93H163V92H161ZM161 93H160V94H161ZM170 93H171V91H170ZM170 93H169V94L166 93L167 96H168L169 98H170V96H169ZM203 93H204V92H203ZM203 93H201V94H203ZM217 93H218V92H217ZM217 93H216V95H218ZM246 93H247V92H246ZM7 94L9 95V92H8ZM72 94H73V95H72ZM106 94H107V93H106ZM106 94H105V95H106ZM149 94H150V93H149ZM157 94H158V93H157ZM157 94L153 93L154 98L156 97ZM160 94H159V95H160ZM172 94H175V93H172ZM172 94H171V95H172ZM197 94H198V93H197ZM204 94H206V93H204ZM204 94H203V95H204ZM251 94H252V93H251ZM256 94H257V93H256ZM258 94H259V93H258ZM8 95L5 96V95L3 94L1 98H3V96H4V98L7 97V99H8ZM16 95H17V94H16ZM23 95H24V94H23ZM67 95H68V94H67ZM100 95H99V96H100ZM105 95H104V96H105ZM151 95H152V93L150 94V96H151ZM163 95H164V96H163V99L160 98V100L162 99L163 102H164V97H166V95H165V94H163ZM199 95H200V94H199ZM210 95H211V96H210ZM216 95H214V96H216ZM83 96H84V94H83ZM83 96H82V98H84ZM87 96L89 97V94H88ZM92 96H94V95H92ZM112 96H109V95H108L107 98H108V97H112ZM122 96H119L121 99H118V98H117V99H118V102H119V100H123V99H122V98H123ZM130 96H129V99L131 100L132 98H131ZM147 96H148V95H147ZM150 96H149V97H150ZM153 96L150 97V101H152V99H153V101L158 100V102H159L160 100H159L158 97H160V96L162 97V95H160V96L157 95L156 98H158V99H154ZM185 96H186V97H185ZM201 96H202V95H201ZM201 96H200V97H201ZM47 97H48V96H47ZM143 97H144V96L142 95V100H143ZM173 97H174V96H173ZM173 97H172V98H173ZM188 97H189V96H188ZM188 97H187V98H188ZM200 97H199V98H200ZM218 97H220V96L218 95L217 98H218ZM1 98H0V99H1ZM89 98H90V97H89ZM94 98H95V96H94ZM99 98H100V97H99ZM187 98H186V99H187ZM195 98H196V97H195ZM195 98H194V99H195ZM215 98H216V97H215ZM215 98H214V99H215ZM220 98H221V97H220ZM253 98H254V97L252 96V99H253ZM10 99H11V98H10ZM10 99H8V101H10V104H9V105H11L10 107H14L15 105H17V104H15V103H19V102H14L15 100L13 101L12 99H11V100H12V101H11ZM25 99H26V98H25ZM84 99H87V98L85 97ZM90 99H91V98H90ZM96 99H98V98H96ZM96 99H94V100L96 101ZM101 99H103V97L100 98V101H102ZM105 99H106V97H105ZM109 99H110V98H109ZM111 99H112L111 102L108 101L107 103H104V104H102V103H101V104H98V100L96 101V102H97V106H95V107L97 108L96 110H100V111H99V116H96L97 114H96V115L93 114L94 116L91 115V114H92V113H91V109L88 111V113L90 112V113H91L90 115H91L92 117H94V120H93V118H92V119L90 118V117H91L90 115H89L90 117H85V116H84L85 114H84V115L82 114V113H84V111L86 110L85 108H84L85 110H84L83 108H78V111L80 110V112H81V113L79 112V115H82V117H83V116H84V117H83L82 119H80V117H79L80 120H77V121L79 122V121H82L83 119H85V122H84V121H83V123L81 122L80 125H83V124L85 125V124H87V127H85L86 125H85V126L83 125L86 129H87L88 126L90 125V128L87 129L88 134L90 133V132H89V129L93 128L92 124L95 125L96 123L98 124L99 121L107 119L106 117H105V119H104V115H106V114L109 112L110 109L113 110V114H114V109H115L116 106L113 107V105H115L114 100H113L114 98H111ZM117 99H116V100H117ZM124 99H125V102H126V99H127V98H125V96H124ZM165 99H166V98H165ZM167 99H168V98H167ZM191 99H192V97H190V101H191ZM194 99H193V101H194ZM196 99L198 100V97H197ZM196 99H195V101H196ZM255 99H256V97H255ZM20 100H21V99H20ZM68 100H69V96H68ZM136 100H137V98H136ZM139 100H141V99H139ZM142 100H141V101H142ZM172 100L174 101V98H173ZM175 100H176V99H175ZM188 100H189V99H188ZM250 100H251V99H250ZM256 100H257V99H256ZM256 100H255V101H256ZM259 100H260V99H259ZM262 100H264V99H262ZM262 100H260L259 102L262 103ZM2 101H3V99H2ZM2 101H0V103H1ZM28 101H30V100H28ZM71 101H72V100H71ZM85 101H86V103L89 102L88 99L85 100ZM91 101H92V100H91ZM91 101H90V102H91ZM137 101H138V100H137ZM148 101H149V99H148ZM148 101H147V102H148ZM150 101H149V103H151ZM153 101H152V102H153ZM167 101H168V100H166L165 102L167 103ZM169 101H171V100H169ZM195 101H194V102H195ZM251 101H252V100H251ZM255 101H254V102H255ZM11 102H12V103H11ZM90 102H89V103H90ZM116 102H117V101H116ZM122 102H123V101H122ZM122 102L120 101V104H121ZM128 102H129V101H128ZM130 102H133V101L131 100ZM139 102H140V101H139ZM142 102H143V101H142ZM142 102H141V103H142ZM156 102H157V101H156ZM156 102H155V104H156ZM165 102H164V103L160 102V103H161V104H165ZM180 102L182 103V101H180ZM214 102H215V101H214ZM214 102H213V104H214ZM221 102H222V101L217 102L218 104H217L216 106L218 107V109H221V111H222L224 108H223V105L220 106L219 103H221ZM243 102H244V101H240V102L235 101V102H234V105H233V103H232V104H230V106L233 105V107H234V106L237 105V104H246V103H247V102H246V103H243ZM249 102H250V101H249ZM249 102H248V103H249ZM256 102H257V101H256ZM3 103H4V104H2L3 106H4L5 104H7V103H5V102H3ZM73 103H74V102H73ZM89 103H88L87 107L90 106ZM92 103H93V101L91 102V104H92ZM99 103H100V102H99ZM143 103H144V102H143ZM149 103H148V104H149ZM168 103H169V102H168ZM168 103H167V105H165V106L163 105L162 107H164V108H165V107L167 108V106H168V107H169V106L171 107V105H170L171 102H170L169 104H168ZM173 103H174V102H173ZM178 103H179V101H178ZM178 103H177V104H178ZM185 103H186V102H185ZM197 103H199V102H197ZM248 103L246 104L247 107H246L245 105H243V106H240V105H239V107H236V106H235L234 108L231 107V109L233 108L232 111L230 110V107H229V110L227 109L226 112H229V111H230V113H226V112L223 110L221 114H224V115H222L221 117L219 116V119L221 118V120H218V118H216V119H217V124H218V121H222V120H223L222 117H223V116H226L225 118L223 117L224 120H225V121H226V120L228 121V119H229V120H231V122H233V124L231 123V125H230V124H228V123H226V122H224V124H227L228 126H231V127L233 126L232 128L235 129V130L237 131L236 134L234 133L235 130H232L233 132H232L231 130H230L231 132L229 131V129H232L231 127H228V129H227L226 127L224 128V126L221 124V123H222V122H221L220 124L222 125V128H219L217 125H214V126H216V129L218 128V129H221L222 132L224 131V132L226 133L225 135H227V137H225L224 134H223L224 137H223V139H221V137H222L221 135L216 136V135L214 134V132L216 131V130H215V131H213L214 136H211L212 134H211V135L209 134L210 136H208V141H206L207 138L204 139L205 137L203 138V140L201 139V135H200V133H203V130H202L201 126H199V124H200L201 122H200V123L198 122V125H197V122H196L197 120H196V117H195L196 115L194 114L195 112L193 111L194 108H193L192 110L189 109V107L187 106L188 104L186 105V107H188V108H187V111H185V109H186V107H185L183 113H182V110H181V111H179V113L181 112V114H175V113H177V112L175 111V113H174L175 115H173V114H171V113H168L169 110L171 109L170 107H169L170 109L167 108V109H169V110H165L164 108H163V109L161 108L162 110H164V112H162V114H161L162 117L160 116V112H161V109H159L160 106H158V109L156 108V106H154V107L157 109V110L154 109V110H155L154 114L157 115V113H158L157 111L159 110V113H158L157 116H160V117H159L160 119H159L158 117H156V116L154 117V115L151 116V110H150L151 108L149 109V107L147 106V108L150 110V112L147 111L148 109H147V110L145 109V110H146V114H144V115H145V118H148V120L144 119V120H146V123L144 122L145 124L142 123L143 125H141V124H140V126L138 125L139 128H138V127H137V128L140 129V130H139V131L141 132L140 135H141V134L144 135L145 130L148 132L147 135H148L149 137H146V138H148L147 141L149 140V138H152V139L155 138V139H157V141H156V143H152L150 140L148 141V144L145 146V148L147 149V148L149 147V149H147V150H150V149H151V151H152V149H153L154 151H152L153 154L151 153V151H148V152H146V154H145V151H146V150H144V149H145V148H144V149H143V150H144L143 153L145 154V157L143 156L144 158L142 157V155H140V154H143L142 152L140 153V151H142V149H140V148H136L139 144H142V141H140V142L138 141V142H137V141L135 140V137H131V136H130V137H131L130 140L127 139V140L129 141V144L127 143L128 145L124 144L125 142L123 143V142L120 141V140H122V141L124 140V139L121 137V139H118L119 141H118V140H115V142L118 141L117 144H120L119 142H121V145L116 146V143H115L114 146H113V143H111V140H110V141L108 140V139H111V138H112V135L108 133L109 130H110V128L107 127V126L105 125V127L109 128L108 131H107L105 128H103L104 130H102V131H101V129H100V127L102 128V125H101V124L104 123L105 121H101L100 125H99V126L97 125V126L99 127L100 130L94 128V129L96 130L97 133L100 131L99 134L95 133L94 129L92 130V133H91V134H92L93 136H92V135H91V136H92L93 138H92L91 136L87 135V133H86L85 130H84V131H85L86 134L81 135V136H83V138H86V137H87V138H88V137H89V138H92V144H93L92 147H91V143H89V142H86V143L84 144V146H83V144H82L83 142H81V141H82V140H81V137H80V140H81V141L79 140V137H78V141H80L81 143H80V142H79V143L76 142V143H78V145H77V144H75V145L80 146V145L82 144V148L84 149V151L82 152L83 149L81 148V146L78 147V148H80L81 150H80V149H78L79 151L77 150V151L80 152V153H76L77 151L75 152V154H77V155H76V159H77V161H75L74 156L72 157V158L74 159V161L76 162V164H74V163H75L74 161H72V163L68 161V160H70V158H71V157L69 158V156H71L72 153H73V152H72V151H73V150H72V146H70V147H71V148H70L71 150L69 149V153H68V151L66 150V152H67L68 154H67V153H66V154L64 153L65 156L63 155V152H65V150L63 151V150L60 149L61 151H63L61 155H63L64 158L61 157V155L59 154V151H58L59 148H61V147L58 148V146L60 145V143H59L58 146L56 147V144H57L56 141H58V140L56 139V137L54 136L55 134H54L53 136L55 137L56 140H55L54 138H52V136H50L51 139L54 140V142H53V140H51L53 143H52L50 140H49L48 142H49V143H52V145L55 146V147H51V148H54V149H51L52 151H53V150H57V148H58V150H57V151H58V158H56V156H57V155H56V151H55V153H54L55 155L53 154V155L55 156V158L58 159V160L60 161V162L56 161V164H59V163H63V164H64L65 162L68 161L69 163H68V162L65 163L66 166H68V165H72V166H71V168L68 167V168H70L71 170H67V172L72 171V168H74V169H73L74 171L77 169L76 172H74V171H73V172H74L75 174L78 172L77 175H79L84 181H83L82 179H79V181L82 180L83 183H82V184H77V182H79V181L76 180V179H74V180L72 179V180L74 181L73 184L76 183L77 185H73V184H72L73 186L71 187V189H70V188H68V189L65 188V189H66V190H65L66 192H70V190H71V194H70V195H72V196H71L70 198H66V197L68 196V195L65 196V195L67 194V193H66V194H64L65 197H62V198H63V199H62V198H61V194H59L62 190H61V189H60V191L58 190V186H59V187H62V186H61V184L57 183V182H58V180H57V182H56V181H55V182L57 183V185H58V184H59V185L57 186V188H54L55 185L53 184V188H54L55 190H58L59 192L56 191V193H55V191H53V194H52V191H50V190H53V189L51 188V189H49V191L46 190V191L49 192V193L51 192V193H50V194H51V198H50V195H49V194H48L47 196H45V197L48 199V201H50L49 199H51L52 201H54L53 203H56V205L59 203V206H58V207H60V205H61L60 202H61L62 205H63V202H64V201L67 202L68 205L73 204L76 208H78L77 211H78L80 214L83 213V212H85V215H86V214H88V213H87L88 211L86 212V210H91V209H88L87 206H86V204H87V200H86V199H87V198H89V199L92 198L91 196H89V197L86 196V194H87V195H88V194L90 195L91 193L93 194V192L95 191L94 193H95V197H96V198H95V199H96V202L99 203V205H100V203L103 204V205H101V206H104L105 202H106V204H108V203L111 201V199H115V202H117V201L120 200V199L122 200L123 198H120V197H123V196L126 197V199L124 200V201H126V200H127V197L129 196L130 191L132 190V188L129 187V186H132V187L134 186L135 188L133 187V189H135V191H136V188H139V184H141V182L143 181V180H142V177L145 178L146 176L150 175V174L147 175L148 171H149L150 173H151V171H153V170H148L149 167H148L147 169H144V168H143L144 170L141 169V171L143 170L142 172H144V174H146V176H145V175H144V176H141V179H140L141 181L139 182V180H138L137 183H134L133 179H130L131 177L129 178L130 174H128V177H125L124 179L121 178L122 181L125 182V183H123V184H124V185H123V184L121 183L122 181H119V180H118V178L120 179V176H122V175H123V177L125 176V175L123 174V173H125L124 168H123V165H125L126 168L128 167V169L130 168V167H129V163H133V164L136 163V164H138V165H141L143 162H145L144 165H147L146 161H147V162L150 161V160H148V159H150V158H148L147 160H146V158H147V157H152V155H154V158H153L154 160H153V162H156V163L158 164V163H159V160H160V161H161L160 164H163L162 161L165 160V159L167 158V156H170V157H168V158L166 159V161H167V160L170 161V162L172 161L171 163H173V164H175V162H176V165H173V164H172V165L174 166V167H173V171H172V169H171V168H172V165H171L169 162H164L163 168H165V167L168 165V163H169V164L171 165V166H170V169H171L172 172H176V173L178 172L177 174L180 175V176L182 175V177L185 176V177L183 178V180H184V179H185V180L187 179V180H186L187 182L185 183V185H184L183 187H182V184H184V183H181V182H180L181 180H180V181H177V179H178V175H176L177 179H176L175 181L173 180V182H177V183L180 182V183H181V187H178V186L180 185V184L178 183L179 185L177 186V191H176V189H175V191L177 192V195H175V194L172 195V196H173V197H172L173 199H174V196L177 198V199H174V200H175V202H178V203L172 202L173 205L170 204V201L172 200V198L170 199L169 197L166 196V193H163V192H167V191L169 190V188H170V190L174 189V188L172 187V185H170V186L172 187V189H171V187H169V188L166 189V187H168V185L170 184V182H169V183H166L165 181H162V182H164V183H166V184L161 183V182L158 184V185H159V186H158L159 188H160V185H162V186L167 185V186L165 187V189H166L167 191H163V190H162V192L160 191V194L162 193V195L157 194L158 192H157L156 194H155V192L153 193V191H159V190H161V189L158 188V190H157V189L154 188V190L152 191V188H150V187H149V184H148V183L152 184L151 182H148V183H147V185H148V187H147V186H146V181H144L145 184H143V182H142L143 185H142V186L140 185V187L145 188V186H146V188H150L151 190H150V189H147V191H150V192L152 191V192H151V195L153 196L154 201L156 200V198H157L158 196H159L158 199H159L160 201H161V200H164V199H165V198H164L165 196H166V198H169V199H170V200L168 199V201L165 200V202H166L165 204H166V205L168 204V205H167L168 207H167L166 205H164V206H165V207H164V206H163L164 203H161L159 200H158V201H159V203H161V204H160L161 206L158 205V204H159L158 202H156V203H157L156 205H157L158 209H160L159 206H160V207L163 206V207H162V208H163V212L165 211V208H166V209L168 208L170 211L173 212V213L170 212L173 216H172L171 214H166V215L164 214L165 216H169V215H171L172 218H175V219H173L174 222H170V223H171L170 227L172 228V230H174L175 227H176V229H177V228L179 229V227H180V228H182L181 231H182V232L184 231V233L181 232V234H179L180 237H181V235L184 237V238H183V237L180 238V240H181V239H182V240H181L179 246L184 245L183 243H185L186 238H188L187 236H189V238H190L191 240H186V242L189 243V241H192V240H193L192 242H193L194 244H198V243H199V245H196V246H198V247H197V248H198V251L195 252V253H197V254L200 253V255H201V256H199L198 259H196V258L194 259V258H193V257H195V254H192V253H194V251H196L195 249H188V248H187V249H184L185 246L188 247V245H187L188 243H186V245L183 247V250H184L185 253H187L189 250H190V252H191V253L188 252L187 255L185 254V255L188 257V259L191 258V256H192V258H193L195 261H196V260L200 261L199 259H200V258H203V257H202V254H201V252H202V248H201V246H202V244H203V243H202V242H203L202 239H205V238H206V239H205L206 241L204 240V242H207V241H208V243H204V244H206V246H207L208 248H209V246H208L209 241L212 240V243L216 242V246L219 245V250L217 249V248H218V247H217L216 249H217L218 254H217V252H216V254L214 253L215 256L213 257V255H212V259H211L210 262H209V257H208V259H205V258L203 259V263H204V260H206L209 264H226V262L229 263V264H264V258H261V257H260V258L262 259V260H261L260 258H258V257L255 256V255H254V256H255L256 258H255L254 256H252V254H250L251 252H248V251H249V250H248L249 247H248L247 245H243V244H245V243L242 244V242H244L245 240L241 242V235H243L245 232H246V236L243 235V238H244V237H247L248 239H249V238H255L254 235H255V234L257 235L258 233L254 232V230H255L257 227H259V229H260V230L258 229V230H259V235L261 234V233H260L261 229L264 230V214L258 213L257 215L260 214L259 217L256 218V216H257V215H256L255 218H254V217H253L254 215L252 216V214H251V216H249V215H247V214H249V213H246V212H245L247 216H249V217H253V218H250V219H248V221H247V219H246L247 216H243V218L241 217V219L243 220L244 217H245L246 222H243V223L241 222V223H240L241 220H238V224H236V223H237V220H236L237 216H234V214L236 215V210H235V211L233 210L234 212H233L232 210H229L230 208H229V206L226 205L225 198H224V196L227 195V194L229 193V191H232V193H235L236 190H237V191L239 190L238 193H239V192H242V193H243V194H242V193H239V194H240V197H242V196H241V194H242V195H244L242 198L245 199V197H246V199H248V201L251 202V203H249V206H250V205H252V206L254 205L253 208L255 209V211L258 209V210H260V212H261V211L264 212V131H261V129L264 128V125H262V128L260 129L261 126L259 125V122H258V121H259L258 118L262 117V116H259L258 114L264 115V113H262V112H261V113H260V112H256L255 107H257V106L254 107V105H253V107L251 106V107H252V111H251V108H248V107H249ZM257 103H258V102H257ZM257 103H252V104L260 105V103H258V104H257ZM71 104H72V103H71ZM118 104H119V103H118ZM118 104H117V105H118ZM120 104L118 105V107L120 106ZM125 104L128 105L127 102H126ZM125 104H124V107H125ZM133 104H134V103H133ZM148 104H147V105H148ZM151 104H152V105H155L154 102L151 103ZM151 104H150V105H151ZM191 104H193V103H191ZM221 104H223V103H221ZM249 104H250V103H249ZM12 105H13V106H12ZM62 105H64V103H63ZM73 105H75V103H74ZM76 105H77V104H76ZM81 105H82V104H81ZM94 105H96V103L93 104L92 106H94ZM122 105H123V103H122ZM122 105H121V106H122ZM143 105H144V104H142V106H141V105H140V106L143 107ZM179 105H180V104H179ZM214 105H215V104H214ZM250 105H251V104H250ZM0 106H1V104H0ZM3 106H1V107H3ZM5 106L7 107V105H5ZM5 106H4V107H5ZM37 106H38V105H37ZM67 106H68V105H67ZM145 106H146V105H145ZM145 106H144V107H145ZM189 106H190V105H189ZM197 106H198V105H197ZM219 106L222 107L223 109L220 108ZM237 106H238V105H237ZM262 106H264V105H262ZM262 106H261V107H262ZM1 107H0V110L3 109V110L1 111V112H3V114H1V112H0V114H1V115H0V118L2 117V119H0V121H2L3 119H5V120H3L4 123H6V124H10V126H11V122L8 121V119L11 120V117H13V116L16 115V110H17V109H15V107H14V108H10V107L8 106V107H7L8 109L10 108V109H13V110H11V111H13V112L15 111V113H13V112H10V109L8 110V109L6 108L7 110H5L4 107H3L2 109H1ZM17 107H18V106H17ZM19 107H20V106H19ZM64 107H65V106H64ZM77 107H78V105H77ZM81 107H84V106H81ZM90 107H91V106H90ZM112 107H113V108H112ZM152 107H153V106H152ZM183 107H184V105H183ZM211 107H213V105H212ZM211 107H210V108H211ZM24 108H25V107H24ZM26 108H27V107H26ZM36 108H37V107H36ZM39 108H40V107H39ZM42 108H43V107H42ZM65 108H66V107H65ZM190 108H191V107H190ZM226 108H227V107H225V109H226ZM253 108L255 109L254 111H255L257 114L253 111ZM14 109H15V110H14ZM44 109H45V108H44ZM44 109H43V110H44ZM47 109H48V108H47ZM47 109H46V110H47ZM68 109H69V108H68ZM74 109H76V108H74ZM74 109H73V110H74ZM88 109H89V108H88ZM93 109H95V108L92 107V110H93ZM117 109H120V108H117ZM122 109H123V108H122ZM140 109H141V111H140V110H139V111L142 113V109H143V108H140ZM4 110H5V111H4ZM24 110H25V109H24ZM29 110H30V109H29ZM46 110H45V112H48V111H46ZM52 110H53V109H52ZM59 110H60V109H59ZM81 110H82V111H81ZM83 110H84V111H83ZM120 110H121V109H120ZM125 110H127V109H125ZM131 110H132V109H130L129 112H130ZM195 110H196V109H195ZM213 110H214V109H213ZM257 110H258V108H257ZM8 111H9V112H8ZM18 111H20V110H18ZM18 111H17V113H18ZM35 111H36V110H35ZM55 111H56V110H55ZM55 111H54V112H55ZM65 111L67 112V110H65ZM74 111H75V110H74ZM93 111H94V110H93ZM107 111H108V112H107ZM117 111H118V110H116V113H117ZM165 111H166L167 113H166ZM190 111H191V112H190ZM217 111H218V110H217ZM259 111H262V110L260 109ZM4 112H5V113H4ZM26 112H27V111H26ZM43 112H44V111H43ZM43 112H42V113H43ZM68 112H69V111H68ZM100 112H101V113H100ZM106 112H107V113H106ZM123 112H124V110H123ZM129 112H127V114H128L129 116H131V114L133 115V114L135 113V112L133 113V111H131L132 113L130 112V114H129ZM156 112H157V113H156ZM172 112H174V111H172ZM213 112H214V111H213ZM223 112H224V113H223ZM251 112H254V113L257 115L256 118H255V114L252 115ZM7 113H10V115L7 114ZM73 113H74V112H73ZM86 113H87V112H86ZM88 113H87V114H88ZM137 113L139 114V112H137ZM141 113H140V114H141ZM144 113H145V112H144ZM152 113H153V110H152ZM163 113H164V114H171V115H173V116L167 115V117H166V116H163ZM204 113H205V112H204ZM225 113H226L227 115H226ZM6 114H7V116H9L10 118L6 117ZM13 114H15V115H13ZM21 114H23V113L20 112V115H21ZM46 114H47V113H46ZM56 114H57V113H56ZM61 114H62V113H61ZM61 114H60V115H61ZM66 114H68V113H66ZM70 114H71V113H70ZM75 114L78 115L77 110H76V113H74L73 115H75ZM87 114H86V115H87ZM100 114H101V115H100ZM110 114H111V113H110ZM110 114H109V116H110ZM117 114H118V113H117ZM117 114H116V115H117ZM127 114H126V115H127ZM140 114H139V115H140ZM221 114H220V115H221ZM228 114H229V115H228ZM12 115H13V116H12ZM30 115H31V114H30ZM50 115H51V114H50ZM58 115H59V114H58ZM68 115H69V114H68ZM107 115H108V114H107ZM111 115H112V114H111ZM128 115H127V116H128ZM136 115H137V114H136ZM248 115L251 116V119H253V118L257 119L258 121H257V120H256V121H257L258 123L256 122L257 124H254L255 121H253V120H255V119H253L252 121H251V119L249 120L250 117H248ZM24 116H26V115L23 114V117H24ZM38 116H39V115H38ZM87 116H88V115H87ZM119 116H120V115H119ZM133 116H134V115H133ZM201 116H202V115H201ZM213 116H214V115H213ZM252 116H254V117L252 118ZM3 117H4V118H3ZM15 117H16V116H15ZM15 117H14V118H15ZM20 117L22 118L21 120L23 121V117H22V116H20ZM20 117H19V119H20ZM41 117H42V116H41ZM45 117H46V116H45ZM65 117H67V116H65ZM113 117H114V115L112 116V119H113ZM117 117H118V116H117ZM117 117H115V119H116ZM137 117H138V116H137ZM142 117H143V116H142ZM142 117L139 116V119H142ZM243 117H244V118H247L249 121H248L247 119H244ZM257 117H258V118H257ZM24 118H25V121H24V122L27 121L26 124L29 126V123H30L29 121L31 120V118H28V117H27V118L29 119V121L26 120V119H27L26 117H24ZM39 118H40V117H39ZM52 118H53V120H55V115H54ZM52 118H51V121H50L51 123H48V124H50L51 126H52V123L55 124V121L58 122L57 118L59 119V121L61 120V118H59V116H58V117H56V120L53 122V121H52ZM87 118H88V119H87ZM102 118H103V119H102ZM135 118H136V117H135ZM157 118L159 119V120H158L159 122H156V119H157ZM211 118H212V116H211ZM241 118H242V121H243V119L246 120V122H245V121H243V122H245V123H251V124H248V125L245 124V126H249V125H250V126H249V127H250V130H248L249 127H245V126L243 125L244 123L242 124V122L240 121ZM16 119H17V117H16ZM16 119H15V120H16ZM74 119H76V118H74ZM95 119H96V120H95ZM109 119H110V118H109ZM127 119H128V117H127ZM129 119H130V122H131V121L134 120V117H133V119H132V118H129ZM131 119H132V120H131ZM213 119H214V118H213ZM216 119H215V120H216ZM13 120H14V119H12V121H13ZM15 120H14V121H15ZM34 120H35V119H34ZM39 120H40V119H39ZM62 120H63V119H62ZM86 120H88L87 123H86ZM91 120H93L94 123H93V121H91ZM110 120H111V119H110ZM136 120H137V119H136ZM195 120H196V121H195ZM207 120H208V119H207ZM215 120H214V121H215ZM224 120H223V121H224ZM260 120H262V121L260 122V123L262 124V122H264V117L260 118ZM3 121L0 122V124H4ZM6 121H8V122H10V123H7ZM16 121L18 122V120H16ZM16 121H15V122H16ZM22 121H21V122H22ZM36 121H37V120H36ZM113 121H115V120H113ZM137 121H138V120H137ZM137 121H136V122H137ZM148 121H151V122H153L154 124L152 123V125H151V124L148 123ZM236 121H237V124L235 123ZM239 121H240V122H239ZM15 122H13V123L15 124ZM24 122H22V123L24 124ZM28 122H29V123H28ZM39 122H40V121H39ZM46 122H47V120H46ZM57 122H56V123H57ZM75 122H76V121H75ZM110 122H111V121H110ZM126 122H127V121H126ZM195 122H196V123H195ZM208 122H209V121H208ZM211 122H212V121H211ZM13 123H12V125H14ZM33 123H34V122H33ZM59 123L61 124L62 122H59ZM68 123H69V122H68ZM73 123H74V122H73ZM107 123H108V122H107ZM124 123H125V122H124ZM128 123H129V122H128ZM206 123H207V121H206ZM209 123H210V122H209ZM238 123H241L243 126H242V125H238ZM31 124H32V123H31ZM75 124H76V123H75ZM132 124H133V123H131V124H129V125H131L132 130H135V129H133ZM137 124H138V123H137ZM213 124H214V123H213ZM213 124H212V125H213ZM220 124H219V126H220ZM252 124H253V126L256 125V127H255L256 129L252 126ZM15 125H18V124L16 123ZM15 125H14V126H15ZM68 125H69V124H68ZM72 125H73V124H72ZM207 125H208V123H207ZM207 125H205V127H206V128H209L210 126L207 127ZM227 125H226V126H227ZM257 125H259L260 127L257 126ZM2 126H3V125H0V128H1ZM24 126L27 127L26 125H24ZM36 126H37V124H36ZM53 126H55V125H53ZM56 126H60V125L58 124V125H56ZM69 126H70V125H69ZM76 126H77V125H76ZM97 126H96V127H97ZM103 126H104V125H103ZM127 126H128V125H127ZM136 126H137V125H136ZM241 126L244 127V128H242ZM3 127H4V126H3ZM11 127H12V126H11ZM17 127H19V126H16V129H17ZM25 127H24V128H25ZM34 127H35V124H34ZM84 127H83V128H84ZM128 127H129V126H128ZM131 127H130V128H131ZM211 127H212V129H213V126H211ZM9 128H10V127H9ZM12 128H13V127H12ZM20 128H21V127H19L18 130H19ZM44 128H45V127H44ZM71 128H74V127H71ZM76 128H77V127H76ZM114 128H115V127H114ZM126 128H127V127L125 126V128H123V129L126 130ZM206 128H205V129H206ZM241 128H242V129H241ZM246 128H247V129H246ZM251 128H252V130H253L254 133L257 131L258 135H259V133H260V131H261V133H260L261 135H259V137H258V135H256V136H255L256 138L254 137V134H252V133L249 135V132L252 131ZM1 129H2V128H1ZM6 129H8V126H7ZM6 129H5V131H6ZM26 129H27V128H26ZM61 129H63V128H61ZM79 129H80V128H79ZM115 129H116V128H115ZM209 129H210V128H209ZM243 129H244V130L246 129V130L248 131L247 136H248V135H249V136L252 135V137H254V139L251 138V137H245V135H246V134H245V131H244V132H241V131H243ZM259 129H260V131H259ZM2 130H3V129H2ZM9 130H10V129H9ZM9 130H8V131H9ZM21 130H22V129H20V131H21ZM27 130H30V128H28ZM35 130H37V129H35ZM58 130H59V129H58ZM66 130H67V129H66ZM70 130H71V129H70ZM111 130L113 131L114 129L112 128ZM116 130H118V129H116ZM262 130H264V129H262ZM13 131H14V129H13ZM16 131H17V130H16ZM32 131H33V130H32ZM32 131H31V132H32ZM59 131H60V130H59ZM71 131H72V130H71ZM90 131H91V130H90ZM121 131H122V130H121ZM127 131H128V128H127ZM127 131H126V132H127ZM139 131H138V132H139ZM207 131H209V133H210V130H207ZM217 131H220V130H217ZM258 131H259V132H258ZM25 132H26V131L24 130L23 133L20 132V133H19L20 135H19V134H18V135H19V136H22L21 134H24ZM28 132H29V131H27L26 133H28ZM31 132H30L29 134H31ZM55 132H56V131H55ZM62 132H63V131H62ZM82 132H83V131L81 130V133H82ZM113 132L116 133L117 131H116V132L113 131ZM130 132L133 133V131H130ZM222 132H220V134H222ZM238 132L241 133V134L239 133V134L241 135V137L243 136V138H245V139H246V138L251 139V140L249 141V143L247 142V139H246V140H245V139H241V137L239 136V134H237ZM8 133H9V132H8ZM15 133L17 134V132H15ZM15 133H13V135H14ZM26 133H25V134H26ZM36 133H37V132H36ZM46 133H47V132H44V134H46ZM57 133H58V132H57ZM72 133H73V132H72ZM110 133H111V132H110ZM136 133H137V132H136ZM243 133H244V134H243ZM10 134H12V133H10ZM40 134H41V133H40ZM64 134H65V133H64ZM64 134H63V135H64ZM96 134H97V136H96ZM120 134H121V133H119V135H120ZM126 134H128V133H126ZM233 134H234L235 136L238 135V137H239L240 139H237V140H236ZM255 134H256V133H255ZM18 135H16V136H17V138H16L17 141H19V140H20V142L23 141V136H22V138L20 137L21 139H19V138H18ZM59 135H60V134H59ZM85 135H86V136H85ZM119 135H117V136H119ZM137 135H139V134H137ZM137 135L135 134V136H137ZM206 135H208V133L204 130V134H202V136H206ZM1 136H4V134H2ZM1 136H0V137H1ZM9 136H10V135H9ZM16 136H14V137H16ZM26 136H27V137H26ZM26 136L24 135V140H25L26 138H27V140H28L29 138L31 139V137H33L32 134H31V137H29L28 134H27ZM36 136H39V135H36ZM40 136H41V135H40ZM47 136H48V135H47ZM73 136H74V135H73ZM75 136H76V135H75ZM84 136H85V137H84ZM94 136H96V137H94ZM126 136H127V135H126ZM220 136H221V137H220ZM48 137H49V136H48ZM50 137H49V138H50ZM113 137L115 138V136H113ZM156 137H157V138H156ZM94 138H95V139L98 138V139H96V141H95ZM117 138H119V137H117ZM117 138H116V139H117ZM126 138H128V136H127ZM159 138H160V139H159ZM185 138H186L187 140H190L192 144H193V141H194V142H198V143H195V144H197L196 146H199L202 142H205V143H206V147H205V144H204V143H202L204 146L201 144V147H200V146H199V147H193V146H191V147H193V148H197L196 150L194 149L195 151L193 150V151H194V152H192V153L194 154V155H193L192 153H189V152H191V150H192L193 148L190 149V151H189L188 149L191 148V147H189V148L186 147V145L190 143L189 141L186 140L185 143H183V142L181 141V142H179L178 144H175V143L178 142V141H175V140H182V139H185ZM225 138H226V140H228V138H229L230 143H233V144H231V146H229V147H226V145H223L224 142L226 141ZM1 139H2V137H1ZM12 139H14V142H16V139H15V138H12ZM18 139H19V140H18ZM45 139H47V137H46V138L44 137V141H46ZM75 139H76V138H75ZM75 139H74V140H75ZM138 139L140 140V138H138ZM138 139H137V140H138ZM155 139H154V142H155ZM161 139H162V140H161ZM252 139H253V140H252ZM255 139L257 140V142H256ZM31 140L33 141L34 139H31ZM31 140H30V143H29V144H31L32 146H31V147H29L30 145L28 146V147L30 148V149L28 148V152L23 151V155H24V152H25L26 157L24 158L23 155H20V154H19V155H20L19 157L22 156L25 160H24L22 157L19 158V160L21 159L20 161H19V160L17 161V160H15V159L11 158V159H10V164L7 165V166L10 165V169H8L9 167L6 169L7 166L5 167V169L3 168V166H2V167L0 166V168H1L2 170L4 169V171H6V170H7V171L9 170L10 172L13 171L14 174H15V177H16L15 180H18L17 178H18V177L20 178L19 175H21V174L23 173V174L21 175V176H22L21 180H22V179H24V180L26 179L27 183H30V182H31V181H30V180H31V175H29V174H31L32 172H31V168H30V167H34L35 169L38 167V168L36 169V171H37V170H39V171H40V170L44 171L45 173L42 172L41 174L44 173V176H45V174H46V181H47V176H51V175H53V176H54V175H55V176L57 175V176H58V172H60V173L62 172L61 174H59V176H58L57 179H60V175L63 174L64 176H62V177H63V178L65 177V178H64V179H60V180H63L64 183H65V186H63V187H68L69 185L67 186L66 183H69V179H70L69 177H70V175H69V173H65V174H64V172H63L64 169L66 170V169H68V168L65 167V166H64V168H63V167L61 168V165H62V164H61V165L59 164V166H57V167H59V169H61V171L54 172L53 169L55 168V171H56V165H55V163H54V159L52 158V156H51L50 152L48 151V149L46 148V150L49 152L48 154H50V155H47V154H46V152H45V148H43V145H44V144H43V145H42V143L39 144V147L36 149V147L34 148V147H33V144H32L34 141L31 142ZM38 140H40V139L38 138ZM38 140H37V141H38ZM42 140H43V139H42ZM83 140H85V139H83ZM86 140H87V139H86ZM102 140H104V141H105V140H108V141L110 142V144H104L106 141L102 143ZM112 140H113V139H112ZM127 140H125V141L128 142ZM167 140H168V141H170V140L173 141V140H174V141H173V144H171L172 141H170L171 143H169ZM221 140H222L223 142H222ZM224 140H225V141H224ZM231 140H233V142H232ZM63 141H64V140H63ZM89 141L91 142V139H89ZM93 141H95V142H94L95 144L93 143ZM98 141H99V143H98ZM159 141H160V142L162 141V142H161L160 144H157V142L159 143ZM164 141H165V142H164ZM166 141H167L168 143H166ZM219 141H220V142H219ZM10 142H11V141H10ZM12 142H13V141H12ZM20 142H19V143H20ZM23 142H25V141H23ZM28 142H29V141H27V145H28ZM42 142H43V141H42ZM46 142H47V141H46ZM46 142H45V144H46ZM48 142H47V143H48ZM58 142H59V141H58ZM73 142H74V141H72V143H69V145H70V144L73 145ZM144 142H146V141H144ZM150 142H151V144H149ZM163 142H164V144H162ZM188 142H189V143H188ZM199 142H201V143H199ZM207 142H208V143H207ZM242 142L244 143L243 145H245V146H249V148H250V144H251V147H252V144L254 145L255 143H258V145L260 144V146H258L257 144H255V145L258 146V149H259L260 147H261V148H260V150H258L256 147H254V148L257 149V151H255V154L246 155V154H245L246 152L244 151V148H245V147H244L243 145H241ZM34 143H35V142H34ZM122 143H123V144H122ZM131 143H132V144H131ZM182 143H183V149H182V147H181ZM191 143L189 144V146L191 145ZM221 143H222V144H221ZM228 143H229V142H228ZM230 143L227 144V143L225 142V144H227V146L230 145ZM15 144H16V143H15ZM87 144H89V146H88ZM130 144H131V145H130ZM154 144H155L156 146H157V145H160V146H161V144H162L163 146H164L165 144H169V146H170V145L173 146V149H175V148H177V147L180 146L181 149H180V147H179V149H178V148H177V149H178L179 151H180V150H182V151L184 150L185 152H186V148H188L187 150H188L189 152L187 151L186 154L191 155V156L193 155V156L190 158L191 160L189 159V160H190V164H189V161H188V160H186L187 162H186V161L184 162L187 166H190V167L188 168V170H187V166H185L186 169L184 168V169H185V171H184V170H183V167H184L183 165H184V164L181 165L180 163H177V158H175V156H172V155H174L173 152L176 151L177 149H176V150H171V151H173L172 153H171V151H170V153H167V152H169L170 149H172L171 146H170V148L168 147L169 150H168V148L165 146V148L167 149V150H166V149H165V150H166L167 152H166L165 150H162V151L164 152V154L162 153V151H160V152H161V156H162V154H163V156H164L165 154H166L167 156H166V157L164 156V159H163V156H162V157H161L162 159H159L158 161H156V160H157V159H156L157 157H156V155L154 154V152H156ZM174 144H175V146H177V147H175ZM184 144H186V145L184 146ZM1 145H2V144H1ZM67 145H68V144H67ZM75 145H73V146L75 147L74 149H77V147H76ZM85 145H87V146L85 147ZM232 145H233V147H232ZM9 146H10V145L8 144V147H9ZM34 146H35V144H34ZM47 146H48V145H47ZM47 146H46V147H47ZM49 146H50V144H49ZM49 146H48V148H50ZM163 146H162V147H163ZM187 146H188V145H187ZM194 146H195V145H194ZM14 147H15V146H14ZM17 147H19V146H17ZM21 147H22V145L20 144V150L22 149ZM23 147H24V146H23ZM68 147H69V146H68ZM84 147H85V148H84ZM157 147H158V146H157ZM157 147H156V149H157ZM162 147H161V148L158 147V148L163 149ZM24 148H25V147H24ZM24 148H23V149H24ZM65 148H66V147H65ZM86 148H87V149H86ZM142 148H143V147H142ZM246 148H247V147H246ZM16 149H17V148H16ZM23 149H22V150H23ZM63 149H64V148H63ZM85 149H86V151H85ZM160 149H157V150H160ZM252 149H253V148H252ZM24 150H27V149H24ZM178 150H177V151H178ZM246 150H247V149H246ZM248 150H250V149H248ZM52 151H51V152H52ZM61 151H60V152H61ZM11 152H12V153H13V152L15 153V151L10 150V152H7L8 155H10ZM19 152H20V151H19ZM70 152H72V153H70ZM149 152H150L151 154H150ZM160 152L158 151V152H156V154L159 155ZM185 152H184V153H185ZM251 152H252V151H251ZM253 152H254V151H253ZM2 153H3V152H2ZM2 153H0V154H2ZM7 153H6V154H7ZM12 153H11V154H12ZM14 153H13V154H14ZM20 153H21V152H20ZM27 153H29L28 156H27ZM139 153H140V154H139ZM147 153L150 154V156H148ZM175 153H176V152H175ZM178 153H180V152H178ZM181 153L183 154V152H181ZM181 153H180V155H182ZM248 153H249V152H248ZM6 154H2L1 157H3V155H6ZM15 154H16V153H15ZM21 154H22V153H21ZM69 154H71V155H69ZM170 154H171V155H170ZM186 154H185V155H186ZM66 155H69V156H66ZM139 155H140V156H139ZM146 155H147V157H146ZM175 155H178V154H175ZM188 155H187V156H184V155H183V157H185V158H186V157H190V156H188ZM252 155H253V156H252ZM47 156H49V158H50V156H51V159H53V160H50L49 158H47ZM133 156H135V157H133ZM138 156H139L140 158H138ZM171 156H172V157H171ZM6 157H7V156H6ZM10 157H11V156H10ZM10 157H7V158H10ZM14 157H15V158L18 157V153H17L16 156L14 155ZM60 157H61L62 159H61ZM65 157H66L67 161H66ZM128 157H132V158H134V160L137 158V160L134 161V160L131 158V159H132V160H131L132 162H131L130 159H129ZM158 157H159V156H158ZM173 157H174L175 159H174ZM176 157H177V156H176ZM181 157H182V156H181ZM183 157H182L181 159H184ZM7 158H5V160H7ZM172 158H173L174 160H176V161L173 162L174 160H170V159H172ZM179 158H180V156H179ZM2 159L4 160V157H3ZM2 159H1V160H2ZM17 159H18V158H17ZM26 159H28V160L30 159V160L28 161V163H27ZM73 159H71V160H73ZM151 159H152V158H151ZM155 159H156V160H155ZM181 159H180V160H181ZM1 160H0V161H1ZM62 160H64L65 162H62ZM71 160H70V161H71ZM21 161H24V163L22 162L23 165H19L18 162H20V164H21ZM25 161H26V162H25ZM133 161H134V162H133ZM140 161H141V163H140ZM182 161H183V160H182ZM182 161H180V162H182ZM29 162H30V163H29ZM57 162H58V163H57ZM73 162H74V163H73ZM0 163H1V164L4 163V164L6 165V162H3V161H2V162H0ZM70 163H71V164H70ZM151 163H152V161H151L150 163L148 162L149 165H150ZM156 163H153V164H155V165H153V166L156 167ZM165 163H166V165H165ZM187 163H188V164H187ZM1 164H0V165H1ZM73 164H74V165H73ZM136 164H135V165H136ZM178 164H179V166H180L179 169L182 168V171H181V172H180V170L178 169V167H179ZM5 165H4V166H5ZM53 165H55L54 168H53ZM131 165H132V164H131ZM35 166H37V167H35ZM62 166H63V165H62ZM136 166H137V165H136ZM158 166H159V165H158ZM158 166H157V167H158ZM161 166H162V165H161ZM161 166H160V167H161ZM176 166H178L177 169H178L179 171L176 169ZM182 166H183V167H182ZM21 167H23L24 169H21ZM141 167H143V166L141 165ZM141 167H139V168H141ZM146 167H147V166H145V168H146ZM155 167H152V168H151V165H150V168H151V169H153V168H155ZM29 168H30V169H29ZM34 168H33L32 171L35 170ZM52 168H53V169H52ZM133 168H135V166H133ZM43 169H44V170H43ZM136 169H137V168H136ZM156 169H157V168H156ZM156 169H154L155 171H153V172H155L154 174H156V173H160V172H161V170H159V168H158L157 170H159L160 172H158ZM160 169H161V168H160ZM165 169L169 171V169H167V168H165ZM2 170H0V171H2ZM29 170H30V173L28 172ZM45 170H46V171H45ZM133 170H134V169H133ZM145 170H146L147 173H145ZM147 170H148V171H147ZM174 170H175V171H174ZM4 171H3V173H4ZM137 171H138V170H137ZM139 171H140V170H139ZM141 171H140V173H141ZM156 171H157V172H156ZM171 171H170V173H172ZM183 171H184V173H183ZM20 172H21V174H20ZM27 172L29 173L28 175H27ZM40 172H41V171H40ZM53 172H54L55 174H53ZM65 172H66V171H65ZM127 172H128V171H127ZM127 172H126V173H127ZM153 172H152V175H153ZM164 172H165V171H164ZM164 172H163V173H164ZM6 173H7V172H6ZM24 173H26V174H24ZM36 173H37V175H38V172H36ZM70 173H71V172H70ZM74 173H73V174H74ZM126 173H125V174H126ZM132 173H135V172H132ZM163 173H160V174H159V175L162 174V180H163V179H166V177H168V178L170 177V176H169V174H170L169 172H167L168 176H167L166 173H165L166 175H163ZM179 173H180V174H179ZM185 173H186V174H185ZM8 174H9V173H8ZM66 174L69 175V176H67V177H68V180L66 179V178H67V177H66ZM141 174H142V173H141ZM2 175H3V174H2ZM5 175H6V174H5ZM12 175H13V174H12ZM25 175H26V178H23ZM37 175H36V176H33V180H37V181L35 182V184H34V185L37 187V189H39V190L42 189V191H44V190H43V186H42V185H43V182H45V185H47V184L50 182V186H51V184H52L51 180H52L53 178H52V179H49V181H48V183H47V182L45 181V179H44V181H42V179H43V178H42L43 175H40V177L42 176L41 179H40ZM71 175H72V174H71ZM77 175H75V176L77 177ZM133 175H134V174H133ZM136 175H137V174H136ZM136 175H135V177H136V179H137V176H136ZM171 175H172V176H175V175H173V173H172ZM183 175H184V176H183ZM13 176H14V175H13ZM13 176H12V179H11V180H13ZM53 176H52V177H53ZM75 176H74V177H75ZM79 176H78L77 178H80ZM126 176H127V175H126ZM154 176H155V175H154ZM154 176L151 177V178L153 179ZM165 176H166V177H165ZM180 176H179V177H180ZM1 177H2V176H1ZM9 177H11L10 174H9ZM15 177H14V178H15ZM37 177H38L39 180L37 179ZM62 177H61V178H62ZM74 177L72 176L71 178H74ZM139 177H140V175H139ZM139 177H138V178H139ZM148 177L150 178V176H148ZM159 177H161V176H159ZM159 177H158V178H159ZM163 177H165V178H163ZM176 177H175V178H176ZM182 177H181L180 179H182ZM186 177H187V178H186ZM2 178H3V177H2ZM55 178H56V177H55ZM132 178H133V177H132ZM151 178H150V179H151ZM156 178H157V177H156ZM156 178H155V181L157 180ZM168 178L166 179L167 181H168ZM171 178H173V177H171ZM259 178H261V179H259ZM5 179H6V178H4V179H2V180H5ZM9 179H10V178H9ZM145 179H146V178H145ZM145 179H144V180H145ZM2 180H1V181H2ZM21 180H18L17 182L19 183ZM53 180H54V179H53ZM147 180H148V179H147ZM185 180H184V182H185ZM65 181H66V182H65ZM67 181H68V182H67ZM76 181H77V182H76ZM136 181H137V180H136ZM136 181H135V182H136ZM158 181H159V180H158ZM160 181H161V179H160ZM3 182H4V181H3ZM3 182H1V185L5 186V189H6V187L8 188V185H7V186H6V184L4 185ZM22 182H23V183H22ZM24 182H25V181L22 180V181L20 182V183H22V184H18V183H16L15 186L12 185V187H15V188L10 189V191H13V194H14V195H15L16 192H19L21 195H22V194H26V193L24 192V190H25V189H29V188H27V187L25 188V185H24L25 183H24ZM153 182H154V181H153ZM156 182H157V181H156ZM2 183H3V184H2ZM14 183H15V182H14ZM41 183H42V184H41ZM46 183H47V184H46ZM60 183H61V182H60ZM62 183H63V182H62ZM79 183H80V182H79ZM111 183H113V184H111ZM30 184L32 185V183H30ZM30 184H29V185H30ZM69 184H70V183H69ZM135 184H136V185H135ZM153 184H154V183H153ZM153 184L151 185V187H152V186H157V185H153ZM155 184H156V183H155ZM175 184H176V183H175ZM31 185H30V186H31ZM62 185H63V184H62ZM125 185H129V186H127V188H126V187H124ZM137 185H138V186H137ZM26 186H27V185H26ZM30 186H28V187H30ZM41 186H42V188H41ZM50 186H49V187H50ZM70 186H71V185H70ZM70 186H69V187H70ZM162 186H161V188L163 189ZM174 186H176V185H174ZM218 186H221V187H218ZM44 187H46V186H44ZM47 187H48V186H47ZM51 187H52V186H51ZM55 187H56V186H55ZM63 187H62V189H63ZM122 187H124V188H122ZM1 188H2V186H1ZM30 188L33 189L32 187H30ZM40 188H41V189H40ZM175 188H176V187H175ZM231 188H232V189H231ZM5 189H4V190H5ZM45 189H46V188H45ZM234 189H236V190H234ZM34 190H35V188L33 189V192H35ZM195 190L197 191V193H198V192H199V193L201 192L202 194H203V193H206V200H205V202L207 201V202H206L207 205H205L206 203L203 201V198H202L203 195H201V193H200V195H199V193H198V195H197V194L195 193ZM233 190H234V191H233ZM0 191H1V190H0ZM5 191H8V190H5ZM25 191H26V190H25ZM63 191H64V190H63ZM63 191H62V192H63ZM65 191H64V192H65ZM138 191H140V190H138ZM138 191H137V193L135 192V193H136V196H134V197L138 200L137 203H140V205H137V206L140 207V208L137 209V210H140V209L143 208V211H146L147 213H149V216H150V217H152L153 219H155V218H154V217H156V213H155L156 211H154L155 208H153L152 210H150V212L153 211V214L150 213V212H148V211L146 210V208H147V209H150V208H149V207H146V206L144 205V203H146V202H144V203L141 202V201H143L144 196H143V194L138 193ZM142 191H143V193H145V192L147 193L146 189H145V192H144V190H142V188H141V192H142ZM30 192H31V191H30ZM37 192H38V191H37ZM37 192H36V193H37ZM132 192H133V191H132ZM132 192H131L130 194H132ZM150 192H148V194H146V195H149V197H151ZM169 192H170V191H169ZM172 192H173V191H172ZM1 193L4 194V195H1V196H3V197L6 196L5 193H4L3 191H1ZM1 193H0V194H1ZM6 193H7V192H6ZM9 193H10V192H9ZM9 193H8L7 195H9ZM38 193H39V192H38ZM54 193H55V194H54ZM96 193H97V194H96ZM135 193H134V194H135ZM174 193H175V192H174ZM232 193L230 192V197H231V194H232ZM238 193L236 192L235 194H232V195H236V196H234V197H235L234 199H236ZM17 194H18V193H17ZM28 194H29V193H28ZM41 194H42V193H41ZM57 194H58V195H57ZM68 194H69V193H68ZM92 194H91V195H92ZM126 194H127L128 196H127ZM153 194L156 196V198L154 197ZM163 194H164L165 196H163ZM171 194H172V193H171ZM171 194H169V195H171ZM239 194H238V195H239ZM29 195L31 196V193H30ZM39 195H40V194H39ZM39 195H38V196H39ZM45 195H46V194H45ZM53 195H54V198H56V199H57V198H61L63 202H62L60 199H58V200H59L58 202L56 201V199L53 200V199H54V198L52 197ZM55 195H56V196H60V197H56ZM62 195H63V194H62ZM132 195H133V194H132ZM169 195H168V196H169ZM197 196H198V197H197ZM199 196H201V198H202V199H199L201 203H199L198 200H197L198 198H200ZM3 197H1V198L3 199ZM31 197H32V196H31ZM43 197H44V195H43ZM48 197H49V198H48ZM116 197H119L120 199L117 198V201H116ZM131 197H132V196H130V199L132 200V198H134V197H132V198H131ZM160 197H162V198H164V199H160ZM225 197H227V196H225ZM16 198H17V196H16ZM22 198H23V197H22ZM39 198H40V200H39V202H40L42 198H41L40 196L37 197V199H39ZM52 198H53V199H52ZM135 198H134V199H135ZM153 198H151V199H153ZM2 199H1L0 201H2ZM4 199H5V197H4ZM6 199H7V197H6ZM19 199H21V198L19 197ZM19 199H18V200H19ZM33 199H34V198H33ZM43 199H44V198H43ZM43 199H42V201H43ZM65 199H67L68 201L65 200ZM72 199H73V200H72ZM89 199H88V201H89ZM93 199H94V197H93ZM95 199H94V200H95ZM130 199H129V200H130ZM151 199H150V200H151ZM232 199H233V197H232ZM239 199H240V198H239V196H238V200H234L235 202H233L232 204H234V203L237 204V202L239 201ZM246 199H245V202L247 203L246 205L248 206V201H247ZM8 200H9V199H8ZM21 200H22V199H21ZM23 200H24V199H23ZM35 200H36V197H35ZM70 200H71V201H70ZM94 200H93L92 204H94ZM108 200H109V202L107 203ZM121 200H120V201H121ZM144 200H146V199H144ZM174 200H173V201H174ZM176 200H178V201H176ZM201 200H202V201H201ZM12 201H13V197H12V199H11V202H12ZM15 201H17V200H15ZM15 201H14V202H15ZM30 201H31V200H30ZM42 201H41V202H42ZM52 201H51V202H52ZM55 201H56V202H55ZM73 201H74V202H73ZM82 201H83V202H82ZM84 201H86V203H84ZM91 201H92V199H91ZM91 201H89V204L91 203ZM124 201H123V200H122L121 202L118 201V203H116V204H119V205L116 206L115 209H114L115 204L113 203L114 206H112V205H113V204H112V205H111V206H112L111 208H113V209L115 210V212L111 209L113 212H110V215L108 214L109 216H107V217H105V218H104V216H103L104 214H103V215L101 214V217L103 216L104 219L101 218V219H102L101 221H99V222L96 223V224H93V223H92L93 225H91V226H89V223H87L89 227L87 226V227H85V228H84V225H85L84 223L89 222V221H92V219H93L94 217H92L91 214L95 215V213H96V211H97V210H95V206H96L95 204H94L95 206L93 207V208H94V209H93L94 211H90V212H93V213H89V216H91L92 219H89L88 221H86V220H87V219H86V220H85L86 222H84V223H83L82 220H81L80 223H77V222H76V221H78V220H77L78 218L80 219V217H79L80 214H79V216H77V211H76V214H75V212H73V214H67L66 211L69 210V208H67V210H63V208L61 209V207H60V209L63 210L62 212H65V213H64L65 215H66V214L68 215V216H67L68 218H66V219H67V224H72V222H70L71 220H69V219L71 218V217H69L70 215H76V218L78 217L77 219L74 218L75 216L72 217V218H74V220L76 219V220L73 221V222H74L77 226H76L74 223H73L74 225H73V224H72V225H73V227L75 226L74 228L78 227V228H76L77 230L73 228L74 230H76V231H78V232H82L83 236H82V234H80V233L78 234V232H77L76 234H78V236L81 235V236H82V239H83V237H85V238L82 240V239L80 238V236H79L80 240L83 242V241H86L85 239H87V242L92 241V242H94V244H95V242H96V243H102V240H100V239L105 238L106 236H107V238H108V236L111 235V233H112V237L114 236V235H113V234H114V231L111 230V227H113L114 225L116 226V224H118L119 221H121V219H120L121 214H119V212L121 213V211L123 212V210H126V208H124V207L126 206V204H129L128 202H131V205H132V203H133V200H132V201H128V202L126 201L127 203L124 202ZM135 201H136V200H135ZM139 201H140V202H139ZM227 201H228V200H227ZM242 201H243V199H242ZM2 202H4V201H2ZM2 202H0L1 205H2ZM19 202H20V201H19ZM19 202H18V203H19ZM41 202H40V203L37 202V203H38L39 206H41L42 208H43V206H44L43 210H42L40 207L38 208V204H37V206H36V205H33V206H34V207L36 206L39 210H42V211H39V212H42L41 215H40L39 212H38V213H39L40 216H43V211H44V209H45L46 206L43 205V204H41ZM123 202H124V203H123ZM149 202H150V201H149ZM162 202H164V201H162ZM168 202H169V203H168ZM202 202H203V203H202ZM239 202H240V201H239ZM21 203H22V202H21ZM31 203H32V201H31ZM31 203H30V205L28 206L27 211H29V214L33 216V213L31 214L30 212H31V211H35V212H36V210H33L34 207L31 206ZM34 203H35V202H34ZM42 203H43V202H42ZM49 203H50V202H49ZM49 203L47 204V202H46V205H49ZM76 203H79L80 205H79V204H76ZM83 203H84V204H83ZM111 203H112V201H111ZM121 203H122L123 205H125V206H122ZM125 203H126V204H125ZM150 203H151V205H152V200H151ZM174 203H175V204H174ZM204 203H205V204H204ZM252 203H255V204H252ZM8 204H10V206H9ZM8 204H7L6 201H5V204H3L4 206H3V205H2V206L5 208V205H8L9 207H7V208L11 209L10 207H12L13 204H12V205H11V203H8ZM40 204H41V205H40ZM50 204H51V206H52V203H50ZM89 204H88V205H89ZM201 204H203L202 207H201ZM228 204L230 205L231 203H229V201H228ZM240 204H241V203H240ZM242 204H243V203H242ZM242 204H241V205H242ZM42 205H43V206H42ZM56 205H53V206L56 207ZM77 205H78V206H77ZM99 205H98V207H100ZM131 205H128V206H130L131 208H133ZM170 205H171V206H170ZM241 205H240V206H241ZM2 206H0V207H2ZM24 206H25V204L23 205V207H24ZM53 206H52V208H51V211H52V212H54V209H55ZM66 206H67V205H66ZM89 206H90V205H89ZM109 206H110V203H109V205H108V209H107L106 206L102 207V208L106 211L105 213L108 212V210H109ZM120 206H122V207H120ZM135 206H136V205H135ZM143 206L146 207L145 210H144V207H143ZM244 206H245V205H244ZM244 206H243V207H244ZM252 206L249 207L248 209L252 208ZM3 207H2V209H4ZM36 207H35V208H36ZM48 207H49V206H48ZM67 207H68V206H67ZM69 207H70V206H69ZM130 207H129V211H131V208H130ZM169 207H170V208H169ZM203 207H205V208H203ZM206 207H207V208H206ZM232 207H233V205H232ZM241 207H242V206H241ZM7 208H5L6 211H7ZM53 208H54V209H53ZM71 208H72V207H71ZM73 208H74V207H73ZM89 208H92V206L89 207ZM122 208H123V209H122ZM127 208H128V207H127ZM136 208H137V207H136ZM208 208H209V209H208ZM2 209H0V211H1ZM15 209H16V207H15ZM19 209H20V207L18 208V211H19ZM74 209H75V208H74ZM98 209H99V208H98ZM100 209H101V208H100ZM100 209H99V210H100ZM201 209H202V210H201ZM205 209H207L210 213L212 212L211 214H213V216H214L213 219H211L212 217L209 218V219L211 220V222H214V223H211V222H210V223L208 224V227H210V230H209V228L206 229V227H207V226H206V225H207L206 223H205L206 225L204 224V226H206V227H204L203 229H201L202 226L200 225V223H202L200 220H203V216H205V215H207V214L204 213L205 215H204V214L201 215V214H199V213H200V211L202 212L203 210H204V212H206L207 210H205ZM233 209H234V207H233ZM24 210H25V209H24ZM47 210H48V209H47ZM127 210H128V209H127ZM127 210H126V211H127ZM169 210H167V211H169ZM190 210L193 211V212L196 211L194 214H195L196 217L198 216L197 219H196V217H195L194 214H193V216H194V218H195L196 220H195L194 218H192V216H191L192 213H189ZM252 210H253V209H251V211H252ZM11 211H12V210H11ZM13 211H14V209H13ZM18 211H17V212H18ZM21 211H22V216H23V215H24V213H23V208L20 210V212H21ZM37 211H38V210H37ZM69 211H71V213H72V209L69 210ZM73 211H74V210H73ZM100 211H102V210H100ZM126 211H125V212H126ZM129 211H128V213H129ZM132 211H133V210H132ZM132 211H131V212H132ZM143 211H141V210L138 211V212H142V215H141V216L138 215V213L135 214V212L133 213V216H132V217H133V220H135L134 222H136V227H137L138 232H139V233H138V235H139V240L141 241V245H142V246L139 247V244H137V243H139V241H138V236L135 237V236H136V234H135V233H136V232H135L136 230H135V228H134L135 231H134V230L132 231V223H131L132 221H130V223H131V224L129 223V224L131 225L130 227H126V226H128V225H126V226H124V225H118L119 227H118V228L116 227V229H118V230H117L118 232H116V233H118V235L115 233L116 235H115L114 237H117V239H119L120 241H123L124 239L121 240V236H124L123 238H125V241L128 240L129 242H130L132 239H133V240L136 239V241L134 240L135 243H134V241H132L133 244H130V243H124L125 245L128 244L127 246H125L124 244H123L124 246H123V245H120V243H118L117 245H115V244L117 243V239H116L115 241H113V240H114V237H113V239H111L112 237H110V238H108V239H110L111 241L116 242V243H115V244H112L114 247L111 245L112 248H109V247H111V246H108V247H107V250H105V252L108 251V255L111 253V255H112L111 258L114 257V259L116 260L115 264H126V263H127V264H147L148 262H149V263H150V262H153V259H154V258H155V260L158 259V258H159L158 255H159V254H161V255H159V256H161V257L159 258L160 260H159V259L157 260L158 264H162L163 260H165V257H167V258H166V260H165V262H164L163 264H165V263H166V264H168V263L173 264L174 261H175L174 264H178V263H180V262H179V261H180V258H178L179 256H178V257L176 256L177 253H176V254H173V253L176 252V251L174 252V248H172V247H173L172 245H174V244L171 245L172 241H173V243H174V238H173V240H172V239L170 240V238H171L173 235L170 236V234L167 233V231L170 230V229H167V228H166L167 225H166L165 227L163 226V225H165L166 223H165V222H162V221L160 222V220L158 219L159 222L162 223V226H158V227H157V224H158L159 222L155 223V220H156V219L153 220V219L151 218V220H150V219H147V218H149V217H147V218L145 217V218H146V221H147V220H150L151 222L154 221V222H152V223H154L153 226L156 225V228L154 227V229H155V230H154V234L152 235L151 233H153V232H152L153 228H151V224H150V225L148 224V227H144V225H147V224L145 223V220H143V218H144L143 215L145 214V213H143ZM159 211H161V210H159ZM159 211H158V212H159ZM167 211H166V213H167ZM229 211H230V212H229ZM248 211H249V210H248ZM251 211H250V212H251ZM7 212H8V211H7ZM24 212H25V211H24ZM45 212H47V211L45 210ZM45 212H44V216H46V217L43 216L44 218H43V217H39V218H43L42 220L45 219L46 222H47V218H48V216L46 215L47 213H45ZM56 212H58V211L56 210L55 213H56ZM59 212H60V211H59ZM67 212H68V211H67ZM97 212H99V211H97ZM197 212H199L198 214L201 215L202 218L197 214ZM258 212H259V211H258ZM68 213H69V212H68ZM100 213H104V211H102V212H100ZM108 213H109V212H108ZM111 213H112V214H111ZM126 213H127V212H126ZM126 213H125V214H126ZM147 213L145 214L146 216L148 215ZM182 213H183V214L185 213V215H188V214H189V217L191 216L190 218H192V220H194V221L190 220L191 223L196 221V226L193 227V232H192L191 229H190V230H191V231H190V230L188 229V227L186 228V226H188L190 222L188 221V222H187L188 225H187V224H186V221H187V220H186V219H185V221L182 220V219L185 217V216H182ZM187 213H188V214H187ZM202 213H203V212H202ZM206 213H207V212H206ZM210 213H209V215H210ZM237 213H238V212H237ZM242 213H244V212H242ZM242 213H241V214H242ZM245 213H244V214H245ZM256 213H257V212H256ZM256 213H254V214H256ZM0 214H3V212H0ZM14 214H15V213H14ZM51 214H52V213H51ZM58 214H59V213H58ZM58 214H57V216H58ZM125 214H124V215H125ZM150 214H152V215H150ZM154 214H155V215H154ZM244 214H243V215H244ZM19 215H21V213H20ZM39 215H36V216H39ZM48 215H49V214H48ZM62 215H63V213H62ZM65 215H64V216H65ZM96 215H97V214H96ZM127 215H128V214H127ZM209 215H207V217L205 216V218L207 219ZM238 215H240V213H239ZM10 216H12V213H11L8 217L10 218ZM34 216H35V214H34ZM59 216L61 217L60 214H59ZM99 216H100V214H98V217H99ZM165 216H164V217H165ZM171 216H170V217H171ZM174 216H175V217H174ZM180 216L183 217V218L181 219V220L183 221V223H180V224H183L184 226H185V224H186L185 227H184V226H180V225H178L179 222H182V221L179 220V219L181 218ZM6 217H7V216H6ZM52 217H53V219H54L55 215H52V216L49 217V218H52ZM65 217H66V216H65ZM129 217H131V215H130ZM159 217H162V215H161L160 213H159ZM159 217H158V218H159ZM170 217H169V218H170ZM179 217H180V218H179ZM199 217H200V218H199ZM228 217H229V218H228ZM9 218H8V219H9ZM12 218H13V216H12ZM12 218H11V219H12ZM14 218H15V216H14ZM17 218H20V217L18 216ZM17 218H15V219H17ZM61 218H62V217H61ZM72 218H71V219H72ZM86 218H87V215H86ZM95 218H96V217H95ZM95 218H94V219H95ZM125 218H127V217L125 216ZM156 218H157V217H156ZM169 218H167V219H165V220H169ZM172 218H171V220H172ZM177 218H179V219L177 220ZM8 219H7V220H8ZM11 219H10V220H11ZM21 219H22V218H21ZM21 219H20V220H21ZM53 219H52V223H53V221H58L57 218H56V220H55V219L53 220ZM66 219L63 218V220H61V219H59V220H61V222L64 221L63 223H66ZM82 219H85V218H83V216H82ZM94 219H93V220H94ZM97 219H98V218H97ZM162 219H164V218H161V220H162ZM206 219H204V220L206 221ZM12 220H13V219H12ZM23 220H24V221H23ZM30 220H31V221H30ZM95 220H96V219H95ZM95 220H94V221H95ZM99 220H100V219H99ZM127 220H128V219H127ZM129 220H131V218H130ZM129 220H128V221H129ZM175 220H176V221H179V222H175ZM210 220H208L207 222H209ZM212 220H213V221H212ZM16 221H17V222H20L19 226H20V225H25V224L27 225V224L30 223V222H31V224H32V223H35V222L32 221L31 216H28V218L25 217V218L22 219L21 221H19V219L16 220ZM37 221H38V220H37ZM37 221H36V223H38ZM68 221H69L70 223H68ZM79 221H80V220H79ZM169 221H170V220H169ZM205 221H204V222H205ZM9 222H10V221H8V223H9ZM48 222H49V221H48ZM48 222H47V224H48ZM50 222H51V219H50ZM121 222H122V221H121ZM166 222H167V221H166ZM184 222H185V223H184ZM0 223H1V225H2V224L4 225L3 228H0V229H1V230H0V240L3 239V237H5L4 239H5V240H8V241H10V238H12L13 241H14V239L16 240V241H15V242H16L15 245L13 244V241H12V244L14 245V247L12 246V244H9V245L7 244V247L9 246L8 248H10V249H7V250H5V251H4V248H3V247L1 246V244H0V264H17V259L20 260V258L22 257L21 255H22L24 252L26 253V251L23 252V250H24V249H23V250H21L23 253H22L21 251H20V253H17V254L14 253V254H16V255L20 254V256L18 255L20 258H18L16 255H15V257H13V256H14V255H13V252L17 249V246H18V247L20 246V248L22 247V246H21V241H19L20 237L18 238V237H17L18 234L16 233V231H18L17 229H19L21 226L18 228L17 224H14L13 227H16V226H17L16 228H12V230L14 229V231H15V233H16V236H15V235H13V234H10V233L13 232V231L11 230V228H10L11 225H7V222H6L3 218H2V220L0 219ZM11 223L13 224L14 221H11ZM24 223H25V224H24ZM124 223H125V222H124ZM147 223H148V222H147ZM149 223H150V222H149ZM163 223H164V224H163ZM170 223H169V224H170ZM174 223H176L179 227H178L176 224H174ZM49 224H50V223H49ZM56 224H57V222H56ZM78 224H80V225L78 226ZM82 224H84V225H82ZM133 224H134V223H133ZM173 224H174V225H173ZM192 224H194V223H192ZM192 224H191V226H192ZM239 224H242V225H241L242 227H243V226H244V227H245V226L247 227L246 231H245L243 234H242V232L245 230L246 227H245V228L243 227L244 230L240 231V229H239L240 226L238 227ZM6 225H7V226H6ZM28 225H29V224H28ZM36 225H37V224H36ZM41 225H42V223H41ZM57 225H58V224H57ZM57 225H56V226H57ZM59 225H60V224H59ZM175 225H176V226H175ZM198 225L200 226V229H201V230L199 229V226H198ZM209 225H212V226H209ZM213 225H215V228H213ZM257 225H258V226H257ZM5 226H6V229H7V230L4 229ZM50 226H51V224H50ZM50 226H49V229H50ZM53 226H54V224H53ZM60 226L62 227V225H60ZM60 226H59V227H60ZM69 226H70V225H69ZM85 226H86V225H85ZM149 226H150V229H149ZM153 226H152V227H153ZM172 226H173V227H172ZM256 226H257V227H256ZM0 227H2V226H0ZM23 227H24V226H23ZM28 227H29V226H28ZM30 227H32V226L30 225ZM38 227H39V225H38ZM38 227H36V228H38ZM41 227H42V226H40V229H38V232H37V233H38V234H39V232L41 233V230H46V231H42V232H47V233H44V236H43V234H42V235L40 234L41 236L39 235V236H37V237H40V238H43L44 240H46V243L48 244V246H50L49 244L52 242V241L50 240L51 238L49 237L50 235H49V236H46V234L48 235V234L50 233V232L48 233L49 229H48V231H47V229H46L45 227H42V229H41ZM61 227H60V228H61ZM70 227H71V226H70ZM79 227H80L81 229H79ZM133 227H134V225H133ZM161 227H162V228H161ZM195 227H197L198 230L201 231V232L196 231V232H199V234H201L202 232L204 233L205 231H202V230H204V229H206V232H207V230H208V232H211V231L213 232V229H214L213 234H212V232L209 233V235L211 234V238H212V239H211V238H210V239H207V238H209L210 236H209V237H204V236L200 237V238H201L200 241H201V243H202L201 246H200V242H199V239H198V236H197V235H199V234L197 233V235H196V232L194 231V228H195ZM33 228H34V226H33ZM44 228H45V229H44ZM55 228H56V227H54V229H55ZM60 228H59V229H60ZM144 228H145V229H144ZM163 228H164V229H163ZM173 228H174V229H173ZM185 228H186V230L188 229L187 232H185V230H184ZM189 228H191V227L189 226ZM197 228H196V230H197ZM212 228H213V229H212ZM20 229H21V228H20ZM20 229H19V230H20ZM26 229H27V228H26ZM30 229L33 230L32 228H29L28 230H30ZM73 229H72V230H73ZM78 229H79V230H78ZM166 229H167V230H166ZM178 229H177V231H178ZM31 230H30V231H31ZM35 230H36V229H35ZM61 230H62V229H60L59 231H61ZM69 230H70V229H69ZM113 230H115V229H113ZM56 231H57L59 234H61V232H63V231L59 232L58 230H56ZM70 231H71V230H70ZM76 231H72V232H76ZM145 231H146V232H145ZM25 232H26V231H23V232L20 231L21 234H23V233H25ZM35 232H36V231H35ZM64 232H65V231H64ZM64 232H63V233H64ZM72 232H71V233H72ZM134 232H135V233H134ZM148 232H150V233H148ZM175 232H176V230H175ZM194 232H195V234H194ZM208 232L205 233V234H202V235L208 236ZM257 232H258V231H257ZM18 233H19V232H18ZM30 233H31V232H30ZM30 233H29V234L27 233V235H26L27 238H28V235H30ZM58 233H57V234H58ZM130 233H133L131 236H133L134 238H132V237L129 235ZM179 233H180V229H179ZM186 233H187V234H186ZM254 233H255V234H254ZM33 234H34V233H33ZM69 234H70V233H69ZM73 234H74V233H73ZM119 234H121V236H120ZM134 234H135V235H134ZM150 234H151L152 236H151ZM183 234H184V235H183ZM185 234H186V236H185ZM240 234H241V235H240ZM262 234H264V231H262ZM262 234H261V237L264 238V235H262ZM23 235H25V234H23ZM34 235L36 236L37 234H34ZM64 235H65V234H64ZM64 235L57 236L56 238H58V237L60 238L61 236H63V237H61V239L64 238V239L62 240V242H63V241L65 242V236H64ZM125 235L130 236V237H129L130 240L127 238L128 236L126 237ZM195 235H196V238H197V239H195ZM18 236H19V235H18ZM31 236H32V235L29 236V240H28L27 238H26V239L22 238V239H23L22 241H26V240L30 241ZM42 236H43V237H42ZM45 236H46L47 238H48V237L50 238V239H48L49 242H47L48 240L46 239ZM66 236H67V235H66ZM74 236H75V235H74ZM74 236H73V238H75ZM118 236H119V238H118ZM176 236H178V234H177ZM176 236H175V237H176ZM199 236H200V235H199ZM212 236H213V237H212ZM68 237H69L70 239H73V238H71L72 236L70 237V236L68 235ZM152 237H153V239H151V240H153V241L150 240V238H152ZM203 237H204V238H203ZM261 237H260V238H261ZM32 238H33V236H32ZM69 238H67V240H66L68 244L65 242V243H66L65 246H66L67 248H69V247H70V244H72V243H71L72 240H70ZM79 238H76V241H77ZM88 238H89V239H88ZM126 238H127V239H126ZM258 238H259V237H258ZM4 239H3V240H4ZM43 239H39V240L42 241ZM108 239H107V240H108ZM154 239L157 241V244H158L157 247L154 246V245H155V242H154L155 240H154ZM175 239H176V238H175ZM177 239H178V237H177ZM3 240H1V241H2V245L4 246L3 243H7L8 241L5 242V240H4V241H3ZM56 240H57V239H56ZM69 240H70V243L68 242ZM80 240H79V243H78V244H79V245H78L79 247H78V248H75V250L78 249V251H76L77 256H73V257L66 256V258L64 259V261H62V259H60V261H58V258H57V254H58V253L55 255L57 260H53L55 256L53 257L54 254L52 255L50 252H48V251L50 250V248H49V250H48V249L45 247V246H46V243H45V242H44V243H45V246H44V245L42 244L43 242H41V241L38 242L37 239H36V240H35V239L31 240L32 244H30V242L26 241L25 243L28 242V243H27V244H28V247L31 246V249H29V248H28L29 250L27 249V251H28V255H29V258L27 257L28 255L26 256V257L28 258V260H29V263H28V264H48L49 262H50L49 264H55V263H56V264H106V263L108 264V263H109V262L107 261V259H110L109 257H107V259H106L107 262H106V263H103L102 260H104L105 257H104V259H103V257H100L101 255H100V256H96V255H94V254H97V253H94V252L97 251V250H95V249H96V248L98 249V248H99L98 246H96V248L93 247L94 249H91L93 245H91L90 243H87V242H83V243L90 244L91 247H89L90 245H88L89 249H87L88 247L84 246L85 244H83V248L80 249V246H81ZM88 240H90V241H88ZM97 240H99V241H97ZM119 240H118V242H119ZM169 240H170V241H169ZM194 240H196V241L198 240V242H196V241H194ZM259 240H260V239H259ZM17 241H19V242H17ZM35 241H36L38 244H41L42 246H44L45 251L47 250L46 252L49 253L48 255H50V254L52 255V257L48 256V259H49V258H52V263H51V259H50V260L47 259L46 253H44V251L42 252L43 247H42V249H41V248H38V247L36 246L37 244H36V245L34 244ZM58 241H60L59 243H61L60 245H62L61 240H58ZM74 241H75V239H74ZM76 241H75V244H76ZM100 241H101V242H100ZM128 241H127V242H128ZM150 241H151V242H150ZM182 241H183V242H182ZM40 242H41V243H40ZM53 242H54V241H53ZM64 242H63V244H64ZM77 242H78V241H77ZM92 242H91V243H92ZM149 242H150V243H149ZM153 242H154V243H153ZM169 242H171V243L169 244ZM249 242H251V239L249 240ZM258 242H259V241H258ZM0 243H1V242H0ZM22 243H23V242H22ZM59 243H58V244H59ZM105 243H106V242H105ZM121 243H122V242H121ZM175 243H176V241H175ZM181 243H182V244H181ZM246 243H247V239H246ZM27 244H25L26 247H27ZM33 244H34V245H33ZM53 244H55V243H53ZM53 244H52V245H53ZM75 244H74V245H75ZM103 244H104V243L100 244V246L102 245V247H104ZM106 244H107V243H106ZM135 244H136V245H135ZM150 244H151V246H149ZM167 244H168V245H171L172 247H171V246H168ZM247 244H248V243H247ZM249 244H250V243H249ZM249 244H248V245H249ZM251 244H252V242H251ZM251 244H250V251H252V248H251V247H253V245L251 246ZM255 244H256V242H255ZM255 244H254V245H255ZM260 244H262V242H260ZM32 245L34 246V249L37 247L38 250L41 249V251H36V252L34 251V252H35V253L33 252L34 255H32V254L30 255V254H29V251H30V253H31V250H34ZM60 245H59V246H60ZM67 245H68V246H67ZM74 245H71V246H74ZM130 245H131V246H130ZM137 245H138V248H137L136 250H138V251H137L138 254H137L136 250H135V251H132V250H134L133 248L137 247ZM209 245H211V243H210ZM11 246H12V248H11ZM35 246H36V247H35ZM65 246L63 245L62 248L65 249L67 252H68V250H69V253H71V250H70V249H72V247L69 248V249H66ZM121 246H123V247H121ZM133 246H134V247H133ZM179 246L177 245V247H179ZM192 246H193V245H192ZM196 246L194 245L195 248H196ZM199 246H200V248H199ZM203 246H204V245H203ZM206 246H205V247H206ZM256 246H258V245H256ZM4 247H5V246H4ZM7 247H6V248H7ZM23 247H24V243H23ZM23 247H22V248H23ZM39 247H41V246H39ZM50 247H51V250H50V251H51V252H52V251L54 252V250H53L54 245H53V246H50ZM60 247H61V246H60ZM128 247H129V248H128ZM151 247H152V248H151ZM166 247H167V248H166ZM170 247L172 248V250H169ZM177 247H175V249H176ZM186 247H185V248H186ZM190 247H191V244L189 243V248H190ZM205 247H203V248H204V252H205L204 255H205V256H206V255L208 256V254H207V252H206V251H207V250H206L207 247H206V248H205ZM254 247H255V246H254ZM254 247H253V248H254ZM258 247H259V246H258ZM260 247H262V246H260ZM22 248H21V249H22ZM37 248H36V250H37ZM55 248H57V247H54V249H55ZM149 248H151L152 251H150ZM154 248H155V249H154ZM179 248H180V247H179ZM213 248H214V247H213ZM246 248H247L248 251L246 250ZM102 249H103V251H104V248H102ZM131 249H132V250H131ZM200 249H201V252H199ZM211 249H212V247L210 248V251H211ZM254 249H255V248H254ZM254 249H253V250H254ZM259 249H261V248H259ZM18 250H19V248L17 249V252H19ZM60 250H61V249H60ZM60 250H59V252H62V251H60ZM94 250H95V251H94ZM98 250L102 251L101 249H98ZM168 250H169L170 252L172 251V254L166 253V252H169ZM187 250H188V251H187ZM192 250H193V251H192ZM212 250H213V249H212ZM214 250H215V249H214ZM244 250L247 251L248 253H246ZM257 250H258V248L255 249V251H256L257 253H254V254H256V255H258V254H259V251H260V250H259V251H257ZM262 250H264V248H262ZM55 251H56V250H55ZM72 251H73V249H72ZM93 251H94V252H93ZM109 251H110V253H109ZM153 251H154V252H153ZM37 252H39V253L37 254L38 256H37V255L35 256V254H36ZM57 252H58V250H57ZM63 252H64V251H63ZM130 252H131V253H130ZM135 252H136L135 255H137V257H134V253H135ZM156 252H157V253H156ZM158 252H159V253H158ZM180 252H181V251H180ZM182 252H183V251H182ZM184 252H183V253H184ZM198 252H199V253H198ZM208 252H209V251H208ZM214 252H215V251H214ZM253 252H254V251H253ZM260 252H261V251H260ZM25 253H24V254H25ZM43 253H44V254H43ZM69 253H68V254H69ZM103 253H104V252H103ZM153 253H154V254H153ZM155 253H156V254H155ZM165 253H166V254H165ZM202 253H203V252H202ZM262 253H264V252H262ZM24 254H23V257H22V261L25 260ZM26 254H27V253H26ZM59 254H60V253H59ZM68 254H67V255H68ZM83 254H84V255H83ZM178 254H179V253H178ZM190 254H192V255H190ZM212 254H213V253H212ZM260 254H261V253H260ZM260 254H259L258 256H264V255H260ZM62 255H63V254H62ZM72 255H73V254H72ZM104 255H106V254L104 253ZM139 255H140V256H139ZM155 255H157V256L155 257ZM183 255H184V254H183ZM185 255H184V257H185ZM188 255H190V256H188ZM193 255H194V256H193ZM210 255H211V252H210ZM33 256H35L36 258H33ZM63 256H65V255H63ZM63 256L60 255L61 258H63ZM80 256H83V258H86L87 260H86V259H83V258H80L79 260H77V262H75L76 259H77V257L79 258ZM106 256H107V255H106ZM109 256H110V255H109ZM138 256H139V257H138ZM153 256H154V257H153ZM170 256H173V259H172V257L170 258ZM175 256H176L177 258H176ZM16 257H17V258H16ZM187 257H185V258H187ZM196 257H198V256H196ZM23 258H24V260H23ZM100 258H101V260H100ZM151 258H153L152 261H150ZM181 258H182V255H181ZM185 258H184V259H185ZM188 259H187V260H188ZM193 259H189L188 261L193 260ZM254 259H255V260H254ZM256 259H258V260L256 261ZM259 259H260V262H259ZM83 260H86V261L83 263ZM155 260H154V261H155ZM170 260H172L173 262L170 261ZM201 260H202V259H201ZM54 261H56V262H54ZM104 261H105V260H104ZM109 261H110V264L113 263V262L111 263V260H109ZM112 261H113V259H112ZM168 261H169V262H168ZM24 262H26V261H24ZM46 262H47V263H46ZM184 262H185V260H184ZM201 262H202V261H201ZM201 262H200V263L198 262V263H199V264H203V263H201ZM207 262H206V264H207ZM18 263H19V262H18ZM185 263H187V261H186ZM190 263L193 264L192 261H191ZM198 263L195 262V264H198ZM19 264H20V263H19ZM25 264H26V263H25ZM150 264H152V263H150ZM180 264H181V263H180Z\"/></svg>",
    "mask_w": 264,
    "mask_h": 264
}]
</instances>
